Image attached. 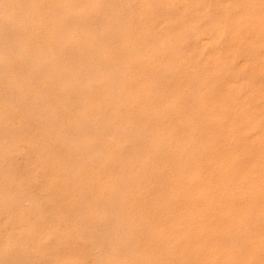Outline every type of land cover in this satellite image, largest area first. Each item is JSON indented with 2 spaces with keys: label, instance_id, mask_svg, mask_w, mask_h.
<instances>
[{
  "label": "rangeland",
  "instance_id": "1",
  "mask_svg": "<svg viewBox=\"0 0 264 264\" xmlns=\"http://www.w3.org/2000/svg\"><path fill=\"white\" fill-rule=\"evenodd\" d=\"M21 1V2H20ZM23 0H0V16H2V17H0V20H4L3 22L2 21H0L1 23H0V25L2 24V25H5V26H7V25H9L10 26V28H13L12 29V31H11V29H10V31L8 30V29H6V27H4V29H3V27H2V25L0 26V30H1V32L0 33H2V31H3V33L2 34H0V35H2V37L3 38H7V39H5L6 41H8V44H6V46L4 45L5 43L4 42H6L1 36H0V39L2 38V41H4L3 43L2 42H0V44L1 45H4L3 46V48L2 47H0V49L2 48L3 49V51L2 50H0V52H1V54H2V52H6L7 51V45L9 46V43H11V42H13V44H10V46H9V50L11 49V52L10 51H8V52H10L11 54H9L8 52H7V54L8 55H10L9 56V58H8V55L5 53H3L2 55V57H4V55H5V58H7V59H5V58H3V59H1V60H4L5 59V61H8V59H9V61H10V63H13V64H11L10 65V63H9V61L8 62H5L4 61V63H7V64H9V65H7V66H9V67H7V70H6V65L5 64H3L2 63V65H3V67L2 66H0V73H1V75H2V73L4 72V75L5 76H1V78L2 79H4V80H1V78H0V83H2L3 85H4V87H3V85H1L0 84V95L2 94H4V97H5V99H4V97H2V96H0L1 97V99H0V105H2V109L3 110H1V107H0V114H1V112H2V114H4V115H1L0 117L2 118H0V123L2 124H0V128H1V133H0V137H2V138H0V144H2L3 145V147H4V149L5 148H7V147H5L4 146V144L6 145V143H11L10 144V146H9V144L8 145H6V146H8V148L7 149H9V147L10 148H12V149H9L8 151L9 152H7V149H5V151L8 153V154H10V152H11V154L10 155H14V156H7V155H5V153L6 152H4V149L2 148V146L0 147V150H1V155L3 156V154H4V161L1 163L2 165H0V166H2L1 167V172H3L4 173V169L5 168H3V167H6V166H8L9 164V166L8 167H6V168H8V169H6L5 171H11V173H13V174H11L10 173V171L8 172H5V173H9V174H7V176L10 178V179H8V180H6L7 182V184L4 182L5 181V178L7 177H3V176H1V175H3V173H1L0 172V182H3V183H0V188H1V190H2V187H1V184H5L4 186H3V190L5 191H1L0 190V194L1 195H5L6 194V196H7V193H11V196L8 194V196H7V198H6V196H4L5 197V199H4V197L3 196H1L0 195V197H2L1 198V200H5L6 202H10L9 204L10 205H12V206H14V203L15 202H17V197H16V195H15V193H17V191H18V193H17V196H18V198L20 197L21 198V200L20 199H18V204H17V206H18V208L20 207V209L21 210H19L17 207H16V205H15V207L18 209V210H16V208L15 207H12V206H9V204L7 205V203H4V202H1V204H2V206H3V204H4V207H6L5 205H7L8 206V208L6 209V208H3L1 205H0V207L2 208H0V216H2V217H0L1 219L4 217H6V216H8L9 215V217L11 216L13 219H14V221H18V224L16 223V222H13V219H11L12 221H11V223H13L12 225V228L10 229V227L8 228L7 226H9V224L10 223H8V222H10V219H9V217H6L4 220L2 219V221L0 220V224L2 225H0V229H1V231H0V234L3 232V228H4V226L6 227L5 229H4V231H6V229H7V231L5 232V233H7L8 231H10L11 230V232H9L10 234H5L4 232V234L2 233V235L0 236V238L1 239H5V241H3V240H1L0 239V241H2V242H4V243H2V242H0V246H4L3 247V249L0 247V250L2 249V250H4V251H0V253H1V255L4 253L5 255L7 254L8 255V253H9V255H11V254H13V256L12 257H8V256H5L4 255V257L6 258H9V260H7V258L5 259V258H3L1 255H0V259H1V257H2V261H3V263L2 264H6V262L9 264H11L12 262H11V258H13V262L16 264L17 262L19 263V261L21 262L22 260H24V256H25V252L27 251V254H26V260H24V263L26 264V261H27V264H38V261H39V264H49L48 263V261H50V262H52L53 260H55V258L57 257V260H55V261H53V262H55V264L57 263L58 264V262L60 261V260H62V262H63V264H69V263H71V264H74V263H77V264H80V262H81V259H85V261H83L82 260V264L84 263L85 264V262H86V264L87 263H89V260H90V258H92L91 256H93V255H96V253H97V255L99 256V254L98 253H100V255L103 253H105V255H101V256H99V259H97L98 258V256L96 255V258H94L95 256H93V259H91V264H93V261H95L94 262V264H98L97 262L98 261H100L99 262V264H103V261L104 260H102V259H105L107 262H109L110 264H113V263H115V264H142V263H144V264H166L167 262V264H264V217H263V214H264V124H263V122H264V118L262 119V117L261 116H264V105L262 106L261 104H260V102L262 103V104H264L263 102H264V98L262 99V97L264 96V82L262 83V79L264 80V77H263V75H264V52H262V51H264V34L262 35V34H259V33H264V31H263V29H264V0H224V1H222L221 2V0H212L213 2H212V4H211V1L210 0H182V2L184 3H182L181 2V0L179 1V0H151L150 2H148V0L145 2V3H143L142 1H141V3H140V0H119V2H118V0H103V2H102V0L100 1V0H89L88 2H87V0H80V2H79V0H74L75 2H77L78 4H80L81 5V1H82V7L81 6H79L81 9H83L84 7L86 8L87 7V4H88V7L85 9H83V10H81V11H84L85 10V12H83V13H85L86 14V12L88 13V14H86L87 16H85V18H83L84 16L83 15H85V14H83V15H78L80 18H81V20H82V18H83V23L82 24H84V22L86 21V20H88L89 19V21L87 22V23H85L84 25H85V27H84V25L82 26L81 25V23L80 22H78V20H80V18L79 17H77L76 19H78L77 21H76V19H75V17H76V15L74 14V11L76 10V11H78V13H79V11H80V8L77 6L78 4L77 3H75V2H72V1H70V2H72V5H71V3H70V5L68 4V6L66 5V3H68L69 1L68 0H66V1H64V0H41V1H37V0H35L37 3H33V2H35L34 0H26L27 1V3H26V1L24 0V2H22ZM32 2V3H30V2ZM57 1H59V2H57ZM62 1H64V3L62 2ZM93 1V3H91V2ZM97 1H99L97 4L95 3V2H97ZM114 1V2H113ZM116 1V2H115ZM127 3H126V2ZM143 1H145V0H143ZM157 1H158V3H157ZM168 1V2H167ZM170 1V2H169ZM173 2V4H172V2ZM191 1L193 2V3H191ZM204 2V1H207V3L206 2H204V3H202V2ZM217 1H219V2H217ZM235 1H238V2H235ZM260 1V2H259ZM41 2V3H40ZM51 2V3H50ZM60 2H62L63 4H60V6H62V7H60V6H58V8H55V7H57V3H58V5H59V3ZM106 2H109V3H106ZM161 2H162V4H161ZM188 2V3H187ZM223 4V6L221 5V3ZM226 2H227V4H226ZM234 2H235V4L236 5H234ZM249 2H250V4H249ZM11 3H12V5H11ZM15 5H14V4ZM18 3V4H17ZM85 3V4H84ZM99 3H101L100 5L101 6H99ZM117 3V4H116ZM140 3V4H139ZM143 3V4H142ZM146 3H150L149 5H147V7H146ZM153 3L156 5V4H158L157 6H155L154 7V5H153ZM169 3H171V4H169ZM175 3H177L176 5H174ZM178 3H180V6L178 5ZM199 3H202L201 5L204 7H202V6H200L199 5ZM219 3V4H218ZM224 3H225V5L226 6H224ZM232 3V4H231ZM238 3H239V8H241V9H239L238 8ZM17 4V5H16ZM20 4V5H19ZM31 4H35V6L33 7ZM53 4L55 5L56 4V6L55 7H53V9H51L52 8V6H53ZM73 4H76V7H78L79 8V10H78V8H76L75 7V9H74V6H73ZM92 4H93V7L95 6V9L97 10H95V9H93V7H91L92 6ZM96 4V5H95ZM105 4H107L106 6H105ZM122 4V5H121ZM142 4V5H141ZM152 4V5H151ZM165 4V5H164ZM166 4H168L167 6H166ZM185 4H186V6H185ZM204 4H205V6H204ZM259 4H261V5H259ZM36 5H38V7H40L41 9H42V11H41V9L40 8H38ZM39 5H41V6H39ZM48 5V6H47ZM66 5V6H65ZM104 5V6H103ZM113 5V6H112ZM114 5H115V8H117V7H119V8H117V9H115L114 8ZM117 5V6H116ZM119 5V6H118ZM141 5V6H140ZM143 5H145V6H143ZM162 5V6H161ZM170 5H173V6H175V8L172 6H170ZM178 5V6H177ZM188 5H191V6H189L188 7ZM197 5V6H196ZM207 5H208V7H207ZM210 5V6H209ZM221 5V6H220ZM30 6H32V7H30ZM48 7V8H46V7ZM65 6V7H64ZM73 8H72V7ZM97 6H99V7H97ZM108 6H111V7H108ZM128 6V7H127ZM150 6V7H149ZM181 6L183 7V6H185V8L183 9H181ZM218 6V7H217ZM230 6V7H229ZM232 6V7H231ZM251 6V7H250ZM62 8L61 10H60V8ZM66 8V7H68V8H66V9H64V8ZM69 7H70V10H69ZM99 8V9H97V8ZM101 7H102V10H100L101 9ZM107 7V8H106ZM125 7V8H124ZM147 8V10H149V8L151 9V7H152V9H153V11H152V9L151 10H149V12L146 10V8ZM154 7V8H153ZM158 7H159V9H158ZM177 7V8H176ZM197 7H202V8H197ZM214 7V8H213ZM223 7V8H222ZM224 7H225V11H227L226 13H225V11H224ZM253 7V8H252ZM254 7H256V8H254ZM31 8V9H30ZM35 9V13H34V9ZM36 8H38L37 10H38V12L40 13L41 12V14L40 15H37L38 14V12H37V10H36ZM43 8L44 9H47V11L49 12V14H48V12L46 11V10H43ZM55 8V9H54ZM104 8H105V10H104ZM108 8L110 9V10H108ZM113 8V9H112ZM120 8H122L121 10H120ZM128 8V9H127ZM163 8H164V11L162 12V10H163ZM173 8V9H172ZM189 8V9H188ZM217 8V9H216ZM222 8V9H221ZM227 8H228V10H229V8H234V9H231V10H229V11H233V13H229L228 12V10H227ZM239 10H237V9ZM243 8V9H242ZM258 8H259V11H258ZM48 9H50L51 11H49ZM58 9V10H57ZM69 10V12L67 13V11ZM89 9V10H88ZM107 9V10H106ZM125 9V10H124ZM156 9V10H155ZM166 9V10H165ZM172 9V10H171ZM179 9V10H178ZM201 9H205L204 11L203 10H201ZM210 9V10H209ZM214 9V10H213ZM244 9L246 10V12H244ZM257 9V10H256ZM29 10H32V13L33 14H30V12H29ZM54 10V11H53ZM59 10H60V13H58L59 12ZM66 10V12L64 13V12H62V11H65ZM72 10H74V11H72ZM100 10V11H99ZM113 10V11H112ZM117 10H118V12L120 13V14H118V12H117ZM144 10V11H143ZM158 10V11H157ZM169 10V11H168ZM171 10V11H170ZM175 10H177V11H175ZM183 10V11H182ZM191 10V11H190ZM202 12H201V11ZM250 10V13H251V15L252 14H254L252 17L253 18H255V19H253L252 17H251V15H250V13L248 14V12L247 11H249ZM44 11H46V14H45V12ZM75 11V13L77 14V12ZM81 11H80V14H82L81 13ZM92 11H94V12H92ZM102 11V12H101ZM103 11H107L108 13H103ZM110 11H111V13H110ZM125 11V12H124ZM127 11V12H126ZM145 11L146 12H148V14L146 13L145 14ZM179 11H182L183 13H179ZM213 11L215 12L214 13V16L212 15L213 14ZM221 11L222 12H224V14H226V16L227 15H229L230 14V18H229V20H227L228 19V16H227V18H226V16H224V14H223V16L221 15V17L219 18V16H220V14H221ZM235 11V12H234ZM240 11H241V13H240ZM243 11V12H242ZM261 11L263 12V13H261ZM20 14H19V13ZM44 12V13H43ZM51 12V13H50ZM90 12V13H89ZM98 12H99V14H98ZM114 12V13H113ZM117 12V13H116ZM153 12V13H152ZM156 12H159V13H157V14H155ZM165 12V13H164ZM193 12V13H192ZM204 12H206V13H204ZM210 12V13H209ZM219 12V13H218ZM255 12V13H254ZM259 12V14H261V15H259V14H257V13ZM54 13V14H53ZM58 13V14H57ZM71 13H73L74 14V16H73V14H71ZM92 13V14H91ZM96 13L98 14L97 16H96ZM101 13V14H100ZM112 13H113V15H112ZM129 13V14H128ZM151 13V15L153 14L154 15V17H156L155 19H156V22H155V19H154V17H153V15H152V21L154 22H152L151 21V23H149V19L151 18V15H149ZM165 15H164V14ZM171 13V14H170ZM178 13V16L176 15V14ZM187 13V14H186ZM189 13V14H188ZM204 13V14H203ZM207 13H209L208 15H206ZM218 13V14H217ZM237 13V14H236ZM239 13H240V15H239ZM35 14V15H34ZM51 14V15H50ZM53 14V15H52ZM66 14H67V16H66ZM75 20H73L72 18H70V17H68L69 15ZM89 14H91L90 16H91V20H92V17H93V19H95L94 17H96V19H95V21H92L93 22V24H92V22L90 23V17H89ZM121 14H123L124 16H122ZM145 14V15H144ZM163 14V15H162ZM170 14V15H169ZM174 14H175V17H176V19H175V17H174ZM194 14V15H193ZM200 14V15H199ZM215 14H216V16H218V17H216L215 16ZM233 14V15H232ZM249 16H248V15ZM21 15V16H20ZM25 15H27V17H28V15H29V17H31V20H30V18L28 17H26ZM31 15V16H30ZM32 15L34 16V18L32 17ZM42 15H43V17H42ZM63 15H65V17H63V18H60V16L62 17ZM95 15V16H94ZM101 15V16H100ZM103 15V16H102ZM112 15V16H111ZM115 15H117V16H115ZM118 15H120L123 19H121L120 20V16H118ZM128 17H127V16ZM156 15V16H155ZM172 15V16H171ZM181 15V16H180ZM183 15H185V16H183ZM187 15V16H186ZM192 17V16H194L192 19L193 20H191L190 18V16ZM203 15V17H201ZM9 17L10 19H8L7 17ZM16 16V17H15ZM17 16H20V17H17ZM40 16V17H39ZM45 16H47L48 17V19L47 18H45ZM83 16V17H82ZM99 16V17H98ZM115 16V17H114ZM142 16H143V18H142ZM146 16V17H145ZM150 16V18L149 19H147V17H149ZM161 16H163V17H161ZM165 16V17H164ZM213 16V17H212ZM232 16H234V18H235V16H236V18H238V19H236V20H234V18L232 17ZM258 16H260V17H258ZM4 17V18H3ZM55 17V18H54ZM66 17H68V18H66ZM88 17V18H87ZM98 17V18H97ZM113 17V18H112ZM118 17V18H117ZM161 17V18H160ZM170 17V18H169ZM172 17H174V18H172ZM179 17V18H178ZM186 17H187V19H186ZM196 17V18H195ZM223 17V18H222ZM251 17V18H250ZM257 17V18H256ZM261 17H263V19L261 18ZM1 18H3V19H1ZM59 18V20H57ZM106 18V20H104ZM117 18V19H116ZM140 18V19H139ZM146 18V19H145ZM162 18H163V20H162ZM184 18V19H183ZM188 18H189V20H188ZM214 18V19H213ZM223 19V20H220V19ZM231 18H233L232 20H231ZM258 18H260V19H258ZM8 21H7V20ZM46 19V20H45ZM62 19H63V27L61 26V21H62ZM66 19H67V22H66ZM69 19H71V20H69ZM102 19V20H101ZM109 19L113 22L114 21V24L111 22H109ZM113 19H115V20H117V23H115L116 21L115 20H113ZM145 19V20H144ZM154 19V20H153ZM159 21H158V20ZM170 19H172V20H170ZM178 19V20H177ZM194 19H196V21L194 20ZM242 19H243V22H244V20L246 21V22H244L245 24L247 23V25L246 26H244L245 24H243L242 23ZM251 19V21H249ZM253 19V20H252ZM258 19V20H257ZM9 20L11 21V22H9ZM49 20V21H48ZM53 20V22H51ZM71 21L72 22V24H71V26H74L75 24V29H74V34H72V33H69L70 32V30L72 31L73 30V27H68L69 25H70V22L69 21ZM99 20H101V22L99 21ZM125 20V21H124ZM147 20V21H146ZM167 20V21H166ZM176 20L177 21H180V22H177L176 23ZM182 20H183V23H182ZM186 20V21H185ZM200 20V21H199ZM209 20V21H208ZM221 21V24H219V22ZM225 20V21H224ZM231 20V22L232 21H234V22H230L229 23V21ZM238 20V21H237ZM240 20H241V22H240ZM7 21V22H6ZM28 21H29V23H28ZM45 21H46V23H45ZM104 21V22H103ZM122 21V22H121ZM127 21V22H126ZM141 21H142V23H141ZM184 21H185V23H184ZM189 21V22H188ZM202 21H203V23H202ZM205 21V22H204ZM218 21V22H217ZM228 21V22H227ZM249 23H248V22ZM260 21V22H259ZM8 22H9V24H8ZM67 23V25L68 26H66V24L65 23ZM76 22H78V24L76 23ZM99 22H100V24H99ZM109 22V23H108ZM125 22V23H124ZM146 22V23H145ZM169 22V23H168ZM196 22V23H195ZM199 22V23H198ZM207 22H208V24H209V26H208V24H207ZM211 22V23H210ZM241 23V24H238V23ZM251 22V23H250ZM258 22V23H257ZM10 23H14V24H10ZM26 23V24H25ZM48 23V24H47ZM69 23V24H68ZM88 23H90V25L88 24ZM94 23H95V25H96V27H94L95 25H94ZM97 23V24H96ZM109 25V27H108V25ZM119 23V24H118ZM140 23H141V27H140V29L141 30H143V31H141L139 28V30L137 29V27H139V25H140ZM145 23V24H144ZM148 23V24H147ZM170 24V25H178L179 23V26H175L176 28H174V29H176V31H174L173 30V28H172V31H174V32H172L171 31V28L170 27H172V26H170V27H168L166 24ZM173 23V24H172ZM198 23V24H197ZM202 23V26L201 25H199V24H201ZM215 23H216V25L218 26V27H221L222 28V33L219 35V37L217 38V42L215 41L214 43H215V45L216 46H218V48H216V50H218L217 52H218V58H216V61H217V63H219V64H217L216 63V61L213 59V62L209 59V58H205L204 59V57H209V49H210V47L211 46H213L214 47V43H213V41L212 40H210L209 38V40H206L207 39V37H212L213 35H215V33H216V30L215 29H217L218 27L215 25ZM237 23V24H236ZM260 23V24H259ZM16 24V26H22L21 28L23 29H20V27H12V26H14ZM58 24H60V28H59V30H60V32L61 31H63L62 29L63 28H66V30H68L69 32L67 33V31H66V33H67V36H69L70 35V37L71 38H68L67 37V39L69 40V39H72V40H67L66 39V36H64L65 34H64V31H65V29H64V31H63V34L62 35H60L59 33V30H58V28L57 29H55L54 27H57V25ZM64 24H65V26H64ZM80 24V25H79ZM105 24V25H104ZM120 24H122L121 25V27L123 26V28L125 29H123V30H121L122 28H119L118 29V27H120L119 25ZM151 25V24H156L157 26L158 25H161V27L159 26V27H156V26H154V25H151V26H148V25ZM183 24L185 25V26H183ZM199 26H197V25ZM226 24V25H225ZM251 24H253V26H255V25H257V24H259L256 28L255 27H253V29H251L252 27H250L251 26ZM262 24V25H261ZM12 25V26H11ZM47 25H49L48 27H47ZM51 25V26H50ZM55 25V26H54ZM89 27H91L92 25V28H93V30L92 29H87V27L88 26ZM107 25V26H106ZM110 25L112 26V27H114V28H112V27H110ZM114 25V26H113ZM132 25V26H131ZM191 25H193V26H191ZM212 25V26H211ZM223 25L226 27L227 25V29L226 28H224L223 27ZM231 25V26H230ZM237 25V26H236ZM241 25V27H245L244 29L245 30H247V32L245 31V30H243L242 31V35H240V34H238V35H240V36H244L243 38L245 39V36L247 35V33H248V31H249V29L251 30L249 33H248V35L249 34H251V35H249V37L248 36H246V37H248L250 40L249 41H247V40H244L243 38H241V40H243L242 42H240L239 44H237V46H236V48L239 50V48L238 47H240V51H242L243 52V54H238L239 52H238V50L236 49V53H237V55H238V57L239 56H241V59L245 62V61H248V59H244L245 58V53L244 52H246V47H249V44H250V47L251 46H254V45H252V44H255V46L257 47V50L258 49H260L259 50V54L261 53V55H260V59L258 60V59H251L250 61L252 62V60L253 61H255V63L257 62V60H258V62H257V64L256 65H261V67H262V71L261 72H256L255 71V67H257L256 65H255V63H249V62H247L248 64H250V67H248L247 66V64H245L244 62H242V61H240L241 59H240V57L239 58H237V56H236V54L234 55L235 56V58L234 57H232L231 59H230V57H229V59H228V55H229V53H227V52H229L228 50H229V48L232 46V43H234V38L237 40L238 39V37L239 36H236V32L239 30H241L240 28H239V26ZM243 25V26H242ZM9 26H8V28H9ZM25 26H27L28 28H30V30H28L29 32H31V33H29L28 31H27V27H25ZM53 26V27H52ZM80 26H82V27H80V30L78 31V29H79V27ZM87 26V27H86ZM103 26H105V27H103ZM126 26H128V27H126ZM137 26V27H136ZM187 26V27H186ZM215 26L217 27V28H215ZM236 26V27H235ZM260 26V27H259ZM51 27V28H50ZM78 29H77V28ZM133 27V28H132ZM135 27V28H134ZM145 27V29H146V31H144L145 29H143ZM152 28V29H150V28ZM156 27V28H155ZM179 27V28H178ZM194 27V28H193ZM202 27H203V29H202ZM211 27V28H210ZM230 27H233V29H234V27L236 28V29H238L235 33H234V31L236 30H234L233 31V33H234V35L232 34V31L231 30H233L232 28H230ZM248 27V28H247ZM18 28L21 30V32H18V31H20V30H18ZM26 30H25V29ZM34 28V29H33ZM37 28V29H36ZM48 28H50V30H48ZM55 30H54V29ZM62 28V29H61ZM96 28V29H95ZM131 28V30H129ZM147 28H149V29H147ZM153 28H154V30H155V32H154V30H153ZM167 28H169V29H167L168 30V32L167 33H169V31H171V33L170 34H167V35H164L163 33L164 32H166L167 30L166 29ZM210 28V29H209ZM247 28V29H246ZM3 29V30H2ZM16 29H17V32L15 33H12L13 32V30L14 31H16ZM31 29H33V30H31ZM115 29H117V30H115ZM128 29V30H127ZM138 31H136V30ZM162 29H164V30H166V31H162ZM181 29H183V30H181ZM197 31V33H200V30H201V34H199V37H198V34L197 33H195V30ZM206 29V30H205ZM224 29H226V30H229V32L228 31H226V30H224ZM255 29V30H254ZM262 29V30H261ZM27 31V34H24V33H26V32H23V31ZM39 31V32H36V31ZM48 30V32L49 33H47L46 31ZM58 30V31H57ZM92 30V31H91ZM151 30V31H150ZM153 30V31H152ZM159 30V31H158ZM178 30V31H177ZM191 30V31H190ZM209 30V31H208ZM258 30H259V33H256V32H258ZM7 31H8V33H7ZM56 31V32H58L57 34H59V35H56V33H55V35H54V32ZM79 33H82L81 35H79L78 34V32ZM126 31H127V33H126ZM136 31V32H135ZM148 31H150V33H148ZM162 32V35H164V36H162L161 34H159V33H161ZM215 31V32H214ZM7 34H6V33ZM36 32L37 33V38H35L36 37V33L34 34V33ZM53 32V34H50V33H52ZM90 32V33H89ZM103 32V33H102ZM111 32V33H110ZM115 32V33H114ZM124 32V34H122ZM152 32V33H151ZM159 32V33H158ZM175 32H177V34L175 33ZM253 32H255V34L253 33ZM5 33V34H4ZM19 33H20V35H19ZM23 33V34H22ZM40 33V34H39ZM46 33V34H45ZM78 34L79 36H77L76 34ZM107 33H108V35H107ZM111 35H110V34ZM148 33V34H147ZM155 33V34H154ZM175 33V35H173ZM189 33H190V35H189ZM241 33V32H240ZM246 33V35H244ZM3 34L4 35H7L6 37L5 36H3ZM9 34H12V35H10V36H12L11 38L13 39L14 38V40L16 41V34L17 35H19V40H21V41H19L18 39V41H14V40H12L11 38L9 39ZM13 34H14V36L15 37H13ZM32 34H34L35 35V37H33L34 35H32ZM72 34V35H71ZM99 34H103V35H105L104 36V39L103 38H101L102 37V35H99ZM112 34H116V37L117 38H114L115 37V35L114 36H112ZM185 34V35H184ZM186 34L188 35V36H186ZM212 35V36H210V35ZM226 34H227V38L225 37L226 36ZM229 34V35H228ZM25 37H24V36ZM30 36V38H32V39H30V40H33V41H36V42H34V43H32L33 41H30L31 43H29V39L27 40V37H29ZM46 35V36H45ZM49 35V36H48ZM50 35H51V37H50ZM55 37V39H57V41L59 42L60 41V44H57L58 42L55 40L54 41V39L51 41V39L53 38V36ZM74 35V36H73ZM96 35H98L99 36V38H101V39H98L97 37L98 36H96ZM112 36V37H107V36ZM119 36V38H120V42H119V39H118V36ZM162 37H161V36ZM168 35H173V36H168ZM184 35V36H183ZM192 35V36H191ZM202 35V36H201ZM225 35V36H224ZM257 35V36H256ZM259 35V36H258ZM22 36V37H21ZM38 36H39V38H40V41H42V42H39L38 40ZM57 36V37H56ZM63 38H62V37ZM85 36H87V37H85ZM89 36V37H88ZM126 36V37H125ZM135 37V41H133L134 39V37ZM166 36V37H165ZM182 36V38H180ZM231 38L232 37V39H229V37ZM250 36H251V38H250ZM261 36V37H260ZM21 37V38H20ZM46 37H48V38H46ZM77 37V38H76ZM127 37H129L130 39H128ZM138 37V38H137ZM142 37L143 38H145V40L146 39H149V41L148 42H146L144 39L142 40V41H144V42H142L141 41V39H142ZM159 37L161 38L160 40H159ZM167 37H171V39L170 38H167ZM202 37H203V39H202ZM220 37H223L222 38V40H221V38ZM234 37V38H233ZM256 37V39L255 40H259V38L261 39V40H263V43H260V42H262V41H258L257 40V42L259 43V45H260V47H259V45L255 42H252V38H255ZM16 38V39H15ZM44 38H46V39H44V40H46V43H45V41L43 40ZM59 38H61V39H59ZM64 38L66 39L65 41H67V42H65V41H63L64 40ZM85 38V41H86V43H88V44H86L85 43V41L83 40ZM89 38H91V39H89ZM106 38H109V39H106ZM113 38L115 39V40H118V41H115L114 40V42L116 43V45H117V47H116V45H115V43H113ZM124 38H126L127 39V41H128V43H127V41L126 40H124L123 41V39ZM141 38V39H140ZM152 38V39H151ZM165 38H167V39H165ZM178 38H180V39H182L181 41H180V39L178 40ZM263 38V39H262ZM38 39V40H37ZM97 39V40H96ZM138 39L141 41V43L138 41ZM157 39V40H156ZM24 40H26V41H24ZM74 40H75V42H74ZM76 40H79V41H76ZM96 40V41H95ZM99 40H101L102 41V44L100 43L101 41H99ZM104 40H107V42H108V45H107V42L106 43H104ZM159 40V41H158ZM170 40V41H169ZM177 40H178V42H177ZM201 40H203V42H204V40H205V42L203 43L204 45H201V44H199V43H201ZM230 41V43H228L229 41ZM233 42H232V41ZM48 41V42H47ZM49 41H50V45H52L53 44V47L51 46V48H50V45H49ZM61 41H63V42H61ZM73 42V44H71L72 42ZM91 41V43L93 44V43H95V42H97V41H99L97 44H99V46H97L96 44L93 46H91V47H93V48H91V49H89V46L88 45H91V43H89ZM155 41H156V43H155ZM198 41H199V43H198ZM210 41V42H209ZM211 41H212V43H211ZM17 43V44H15V43ZM23 42V43H22ZM52 42H55V43H52ZM65 42V43H64ZM69 42H71V43H69ZM84 42V43H83ZM112 43V45H110L111 43ZM119 42V43H118ZM131 42V44H129ZM134 42H135V44H136V47H137V49L138 50H135L136 48H135V44H134ZM137 42H138V46H137ZM146 42V43H145ZM157 42L159 43L160 42V44H161V42H163L161 45H162V47L161 46H159L160 48H161V53L159 52L160 51V49H158L159 47H158V44H157ZM177 42V43H176ZM188 42V43H187ZM190 42H192L193 43V45H194V43L196 44L195 45V47L197 46H199L198 47V49L197 50H194L193 52L191 51L192 49L191 48H193V49H195L194 48V46H192L191 44L192 43H190ZM219 42V43H218ZM224 42V43H223ZM245 44H244V43ZM247 42H251V43H247ZM19 43H21L22 45H23V47H21L22 45L20 44L19 45ZM48 43V44H47ZM62 43H64V44H62ZM86 45L87 46V48H85L84 46V48L83 47H81V45ZM110 43V44H109ZM121 43V48H118V47H120L119 46V44ZM139 43L141 44V45H139ZM142 43H145V44H149V46L147 47V45H146V47H144V44L142 45ZM155 43V44H154ZM167 45H166V44ZM179 43V44H178ZM185 43V44H184ZM198 43V44H197ZM211 44V46L209 47L208 46V48H207V44ZM16 45V46H13V45ZM24 44H27L26 45V48H25V45ZM32 44V46H30ZM40 44H42V45H40ZM55 44V45H54ZM62 44V45H61ZM78 44V45H77ZM114 44V45H113ZM154 44V45H153ZM163 44H165V45H163ZM183 44V45H182ZM206 44V45H205ZM242 46H241V45ZM257 44V45H256ZM263 44V45H262ZM12 45V46H11ZM18 45H19V49H18ZM38 45H40V46H44V48L47 46V45H49V47L47 46V48L49 49V51L51 50V52L53 53H55L56 51H55V49L58 51V53L56 54L57 56L59 55V52H61V51H64V50H66V51H68V53L66 54V51H64V53L63 52H61L60 54L61 55H59V57L57 58V56L56 55H54V54H52V53H50V52H48V55L46 54V52L48 51L46 48V52L45 51H43L44 49H42V47H40V50H39V47H38ZM56 45H58V46H56ZM79 46L80 48H82L81 50H80V48L78 47V49H77V47L75 48V47H73V46ZM100 45H102L101 47H103V46H105V45H107V47H105V48H107V49H109L108 50V54L106 53V51H107V49H105V48H102V50H101V48L100 49H97L98 47H100ZM125 45V46H124ZM153 45V46H152ZM173 45V46H172ZM181 45V46H180ZM191 45L192 47H189V46ZM244 45V46H243ZM33 46H35V47H33ZM60 46V47H59ZM62 46V47H61ZM113 46H115V47H113ZM141 46H143V47H141ZM151 46V47H150ZM164 46H165V48H164ZM167 46H168V48H167ZM189 47L190 48V51H189V49L187 48V47ZM201 46V47H200ZM206 46V47H205ZM215 46V47H216ZM219 46H222V48L221 47H219ZM228 48V49H226V47ZM4 47H7V48H5V50H4ZM12 47H13V49H12ZM15 47H17V49H14ZM97 47V48H96ZM126 47H127V49H129V50H125L126 49ZM129 47V48H128ZM141 47V48H140ZM149 47L151 48L150 49V52L148 51L149 50ZM177 47V48H176ZM188 49V50H186V48ZM214 47V48H215ZM244 48V50H243V48ZM21 48V49H20ZM29 48V50H28V54L30 55V50H31V52L34 54L35 52H40V51H42V52H40V53H36V54H39V56L42 58V59H40V57L38 56V58L41 60H38V58L36 57L37 55L36 54H34L35 55V57H36V61H35V57H33V59H34V61L32 60V57L31 56H33V54L32 55H30V57L31 58H29V57H27V56H29L27 53H26V58H27V61H25V59L23 60L22 59V56L25 54L24 52H27L26 50ZM37 48V50L35 51V49ZM72 48H75V49H72ZM96 48V50H100V51H98V52H102V54L104 55V53L106 54V55H108V56H104V58H106V60L102 57L103 55L101 54V53H99V54H101V59L99 60V58H98V55H97V53H96V50H94ZM115 48V49H114ZM123 48V49H122ZM146 48H148V49H146ZM180 48H183L182 50L183 51H181V49ZM185 48V49H184ZM199 48H201L200 50H199ZM213 48V49H214ZM222 49V50H220V49ZM263 48V49H262ZM25 50V51H21V50ZM70 49V50H69ZM72 49V50H71ZM78 50V52H76L77 50ZM94 50L93 52H91V53H89L87 50ZM104 49V50H103ZM112 49V51L114 50V52H112L111 51V56L112 57H114L115 56V58H111L110 57V50ZM118 49V50H117ZM121 49V50H120ZM131 49V50H130ZM143 49V50H142ZM144 49H146L145 50V52H146V54H145V52H143L144 51ZM155 49H156V51L157 52H154L155 51ZM202 49H204L205 51H203ZM208 49V50H207ZM211 49H212V47H211ZM212 49V50H213ZM12 50H14V51H12ZM15 50H16V52H15ZM54 50V51H53ZM61 50V51H60ZM73 50H75V51H73ZM106 50V51H105ZM126 51V52H124V51ZM134 50V51H133ZM140 50V51H139ZM152 50H154V51H152ZM165 50H167V51H165ZM174 50V51H173ZM207 50V51H206ZM215 49L213 50V52L214 51H216ZM227 52H226V51ZM17 51H21L22 53H23V55L22 54H20L21 52H19V53H17ZM35 51V52H34ZM73 51V52H72ZM104 51V52H103ZM117 51V52H116ZM129 51L131 52V53H129ZM135 51H136V53L138 54V53H141V52H143L144 54H145V56L146 55H148V56H151V55H153V54H158V52H159V54L157 55L158 56V58H157V56L155 55H153L154 57H156V59L152 56V57H144V54H143V58H145L144 60L143 59H141V57L140 56H142L141 54L138 56L136 53H135ZM182 52V53H180V52ZM185 51H189L190 52V54H191V56L189 55V53L188 52H186L185 53ZM197 52V54L199 55V52H203V53H205L204 54V56L203 55H199V57H201V56H203V58L201 57L200 59L198 58V56L196 57V52ZM221 51V52H220ZM222 51H224V52H222ZM13 52H14V54H18L17 56H20V55H22L21 57H20V59H19V57H17L16 55H13V58H16V60L14 61V60H12L10 57L12 56V54H13ZM45 52V54H44V56H43V54L42 53H44ZM69 52L71 53H74L73 55H72V53H71V55L69 54ZM88 52V53H87ZM94 52H95V54H96V61L92 58V57H94V56H92L91 57V59H88V57L90 58V56L91 55H93L94 54ZM121 52H122V56H123V54H125L124 55V57L129 53V54H133V56H138L137 58L138 59H141L142 61H145V64H148V63H150V62H152V63H150V64H148V65H143L142 66V64L140 63V62H142V61H140V62H138V60H137V58L136 57H134L135 58V60H136V62H137V64H136V62L133 60H131L132 59V55H129L128 54V56H129V60H126V59H128L127 57L128 56H126V58L125 59H123V61L125 60V61H129V63L130 62H132V63H130V65H134V66H136V67H134L133 65V67L134 68H136V69H138V67L140 66L141 67V69H143V70H139V73H138V71L136 72V74L134 73L135 71H134V69L132 68V70L134 71H132L131 70V68H130V66H129V64L128 65H126L125 63H124V65H122L123 63H122V60L120 61L119 59L121 58L122 59V56L120 55L121 54ZM148 52H149V54H148ZM154 52V53H153ZM77 53V54H76ZM93 53V54H92ZM127 53V54H126ZM150 53H151V55H150ZM183 53H184V55H183ZM192 53H193V55H194V57H192ZM195 53V54H194ZM200 53V54H201ZM202 53V54H203ZM220 53V54H219ZM227 53V56L225 55ZM263 53V54H262ZM20 54V55H19ZM41 54V55H40ZM63 54V55H62ZM90 54V55H89ZM113 54H114V56H113ZM116 54V55H115ZM117 54H118V56H120V58H118V62L116 61V56H117ZM136 54V55H135ZM175 54H176V56L177 57H179V59L178 58H176V56H175ZM186 54H188V55H186ZM224 54V55H223ZM7 55V56H6ZM46 55V56H45ZM52 55V56H51ZM53 55L55 56V57H53ZM66 55V56H65ZM83 55H85V57L83 56ZM87 55H89L88 57H87V59H86V56ZM178 55H180V56H178ZM186 55V56H185ZM206 55V56H205ZM208 55V56H207ZM222 57H221V56ZM244 55V56H243ZM49 57V59L52 57V61L54 60V58H55V60L54 61H58L57 62V64L61 67L63 64V66L66 68V66L67 67H69V68H71L72 67V63H73V65L75 66L76 65V67H75V72L77 71V73H78V71H80L81 70V72L80 73H75L74 71H73V67H72V69H69V68H66L67 69V72L66 73H64V74H58L59 76L57 77L58 79L60 78V76H61V78H60V80H64V79H62V78H65V77H73V79H72V77L70 78V79H72V80H69L68 78H65V80L64 81H60V82H58L57 81V78H56V75H57V73L59 72V73H63L64 72V70H65V68L63 69L62 67H61V69H60V67L58 66V65H54V64H56L54 61H53V63H52V61H51V64H50V61H49V63H48V60H46V64H45V59H47L48 57ZM61 56H62V61H61V63H62V65H60V63H59V58H61ZM69 56V57H68ZM70 56H71V58H70ZM73 56V57H72ZM75 56L77 57V58H75ZM117 56V57H118ZM183 56V57H182ZM188 56V58H189V60H188V58H185V57H187ZM224 56V57H223ZM263 56V57H262ZM44 57V58H43ZM45 57H47V58H45ZM79 57V58H78ZM111 58V61L108 63V65H112V60L114 61L115 60V63L116 64H114V62H113V64H114V67H115V65H117L119 62H121V65H119L118 64V66H123V67H121V69L123 70L124 68V70L122 71V70H120L119 68L120 67H115V68H113L112 69V67L110 68V70L113 72V73H115V72H117V70L119 69V71L117 72L118 74L116 75V79L115 78H113L114 76H115V74L113 75V73L111 72H109V71H107L106 72V70L108 69V67H107V69H105L106 67L104 66V63H105V61H108L107 59L108 58ZM123 57V58H124ZM130 57H131V59H130ZM191 57H192V59L193 58H195V59H199L200 61V63H202L204 60V64L202 65V64H200L199 62H197L196 60L195 61H193L192 59H191ZM219 57H221V58H219ZM244 57V58H243ZM0 58H1V56H0ZM23 58H25L24 56H23ZM57 58V59H56ZM64 58V59H63ZM73 58V60H75L74 62L75 63H78L77 61L80 59V58H83V62H81V59L79 60V62H81L82 63V65H80L81 63H78V65L77 64H75L74 62H73V60L71 61L70 59H72ZM147 58H151L150 59V61H146L147 60ZM170 58V59H169ZM173 60H172V59ZM185 58V59H184ZM227 58V60H226V63H227V65H226V63H224V66L228 69V66H229V63H230V66H229V68L230 69H226V68H224L223 69V62L221 61V60H225ZM28 59H30V63L28 64V65H26V62H28ZM66 59H69L68 61H71L70 62V65L68 64L69 62L66 60ZM78 59V60H77ZM86 59V60H85ZM105 60L104 61V63H102L103 61H101V60ZM153 59V60H152ZM155 59V60H154ZM157 59H158V61H157ZM165 59H167V60H165ZM168 59H169V63H172V64H170L169 65V63H168ZM203 61H202V60ZM209 59V61H210V63L209 64H211V66L209 65V67H208V69H206L207 68V66H208V64L207 65H205V63H206V60H208ZM233 59H236V60H234V62L235 61H237L238 62V64H245L244 66H242V65H236L237 64V62H236V64L233 62ZM263 59V60H262ZM17 60H20V61H17ZM89 60H92L91 62L89 61ZM93 60L95 61L94 63H96L97 61H99V62H101V63H99L98 62V64L96 63L95 65L97 66V65H99V67L97 66V68H98V70L95 68L96 66L93 64ZM110 60V59H109ZM164 60V61H163ZM172 60V61H171ZM177 60V61H176ZM180 60L182 61V62H180ZM223 60V61H224ZM261 60V61H260ZM22 61V62H21ZM37 61L40 63V65H41V63H42V66H43V63L45 64V66H46V68L43 66V68H45V74H44V72L42 73V70H40V65H38L37 64ZM64 61V62H63ZM86 61H88L87 63H86ZM154 61H156L155 63H154ZM183 61H184V63H183ZM186 61V62H185ZM188 61V62H187ZM197 62V63H199V66L198 67H195L193 64H196V63H189V62ZM209 61H207V63L209 62ZM219 61V62H218ZM221 61V62H220ZM236 65V68L237 69H235V68H233L234 66H233V64H232V62ZM15 62H17L18 64L20 63L21 64V66H23V67H25V68H27L28 66H30L31 65V63L33 62H35L36 64H33L34 66H31V69H32V67L35 69V65L37 66L36 68L37 69H32V70H34L35 72H37V77H34L36 74H32L31 73V69H25V70H27V71H24V69H22V68H20V64L17 66V63H15ZM65 62H67V64L65 63ZM134 62H135V64H134ZM148 62V63H147ZM159 62V63H158ZM161 62V63H160ZM167 64H166V63ZM261 62V63H260ZM0 63H1V61H0ZM22 63H24V65H22ZM47 63L52 67V66H56V67H59L58 69H60V70H57V68L56 69H54L55 67H53V69L49 66V65H47ZM86 63V64H85ZM89 63V64H88ZM138 63L139 64H141V65H138ZM144 63V62H143ZM162 63H164V65L162 64ZM183 63V64H182ZM222 65H221V64ZM259 63V64H258ZM85 64V65H84ZM101 64V65H100ZM157 64V65H156ZM158 64H160L161 65V67L162 66H164V67H162L163 69H159V68H161L160 67V65H158ZM169 67H166L165 68V66L166 65ZM179 64V65H178ZM182 64V65H181ZM186 64H188V65H185ZM191 64H192V67H190L191 66ZM216 65L217 64V67L216 66H214V65ZM1 65V64H0ZM12 65H13V67H12ZM16 65V66H15ZM26 65V66H25ZM66 65V66H65ZM83 65L84 66H86V67H84L86 70H88L89 71V73H88V71L86 72V70L84 71L81 67H83ZM128 67H126V66ZM154 65V66H153ZM171 65H172V69H171ZM198 65V64H197ZM196 65V66H197ZM202 65V67H206L205 69L207 70H205V73H206V76H205V73L204 72H202V70H201V68H200V66ZM205 65V66H204ZM253 65H255V66H253ZM49 66V67H48ZM71 66V67H70ZM125 66V67H124ZM131 66V67H132ZM153 66V67H152ZM157 66V67H156ZM159 66V67H158ZM178 66H179V68H178ZM219 66H221V67H219ZM231 66H233V67H231ZM238 66V67H237ZM240 66V67H239ZM38 67H40V68H38ZM140 67H139V69H140ZM143 67V68H142ZM151 68L150 70H149V68ZM155 67V68H154ZM186 67H189L188 69L186 68ZM195 67V68H194ZM219 67V69H216V68H218ZM245 67V68H244ZM246 67L247 68H249V69H252V70H249V69H246ZM254 67V68H253ZM11 68H13V70L11 69ZM17 68H19V69H17ZM43 68H41V69H43ZM47 68H48V71H46L47 70ZM51 68V69H50ZM79 68V69H78ZM95 68V70H97V71H95V72H97V74L98 75H95L94 76V74H96V73H94V71L92 70V69H94ZM103 68H104V70H103ZM117 68V70L115 71V69ZM127 68V69H126ZM130 68V69H129ZM154 68V69H153ZM174 68L176 69V70H174ZM182 68V69H181ZM186 70L187 69V72L185 73V76L186 75H188V76H184L183 75V73H184V69ZM192 68H194V69H197V70H194V69H192ZM211 68V69H210ZM233 68V69H232ZM241 68H243V70L241 69ZM10 69V70H9ZM19 70V72H18V74L20 73V71H21V69L23 70V71H21V73H20V75L18 76V74H15L14 75V72L16 71L17 72V70ZM68 69H69V73H68ZM92 70L93 72L92 73H90V70ZM132 72V75H131V72L129 71V70ZM155 69H159L157 72H155L156 70ZM166 71H165V70ZM190 69V70H189ZM226 69V70H225ZM239 69V70H238ZM245 69H246V71H245ZM44 70V69H43ZM49 70H50V72H49ZM53 70H54V72H53ZM61 70H63V71H61ZM73 72H72V71ZM109 70V69H108ZM128 70V71H127ZM146 70V71H145ZM162 70V71H161ZM164 70V71H163ZM179 70V72L180 71H182V72H177ZM184 70V71H183ZM188 70L189 71H194L193 73H191V72H189L188 73ZM200 70V71H199ZM210 72H209V71ZM219 72H218V71ZM225 70V71H224ZM229 70H231V73L229 72ZM234 70H236V72L234 71ZM237 70L239 71V72H237ZM8 71V72H7ZM28 71H30V72H28ZM34 71H32V72H34ZM39 71H41V73H40V75H39ZM51 71L55 74V72L56 71H58L55 75L52 73V77L54 78V76H55V78L56 79H53L50 75L51 74H48V72L49 73H51ZM66 71V70H65ZM105 72V74L103 75L102 74V72ZM125 71H126V73H125ZM149 73H148V72ZM167 71L169 72V73H167ZM173 71V72H172ZM174 71H176V72H174ZM203 71H204V69H203ZM220 71H221V73H222V75H220ZM222 71H224L225 73H226V75H224V72H222ZM233 71V72H232ZM242 71V72H241ZM246 72V74H248V75H246L245 74V72ZM256 73H255V72ZM13 72V73H12ZM25 72V73H24ZM29 73L30 75L32 74L33 75V77H32V75L31 76H27L28 74H26V73ZM70 72H72L71 74H76V75H78V76H75V75H71L70 74ZM85 74H89V75H85L84 76V73ZM100 72H101V74H100ZM121 72H123V73H121ZM130 74H129V73ZM142 73V75H141V73ZM153 72H155L154 74H153ZM160 72H161V74H160ZM173 73V74H171V73ZM199 74H197V73ZM228 72V73H227ZM252 72H254L255 74H253ZM8 74V78L6 77V74ZM13 75H11V74ZM22 73H23V75H22ZM70 74V75H68V74ZM83 73V74H82ZM110 75H109V74ZM128 73V74H127ZM137 73H138V75H137ZM151 73H152V75H154V77H156V79L151 75ZM163 73H165V74H163ZM179 73V74H178ZM182 73V74H181ZM194 73L196 74L195 75V77H194ZM204 73V76H202V74ZM210 73V74H209ZM214 75H213V74ZM216 73V74H215ZM236 73V74H235ZM261 73V74H260ZM43 74H44V76H43ZM66 74H67V76H66ZM113 76H112V75ZM121 74H122V76H121ZM123 74H124V77H123ZM127 75V77H126V75ZM137 76V77H139V74L142 76V77H144V74H146L145 76H148V74L150 75V76H152L153 78H151L150 76H149V78H151V80H153V82L151 81V80H149V78L148 77H146L145 79H143L141 76V78L139 77L138 79V81H136V79H137V77L135 76V75ZM157 74V75H156ZM162 74L164 75V77H162ZM168 74H169V76H168ZM177 74H178V76H177ZM201 74V75H200ZM217 74H218V76H217ZM229 74H230V78H229ZM233 74V75H232ZM244 74V75H243ZM251 74H253L252 76H251ZM260 74V75H259ZM11 75V76H10ZM24 75H26V77L24 76ZM48 75V76H47ZM81 75V77L79 78V76ZM102 75V76H101ZM111 76L113 79H115L116 80V82L118 83V82H120L122 79V81L123 82H120L121 83V85L122 84H126V83H124V82H126V80H127V84L125 85V86H118V85H120L119 83L118 84H115L114 83V80H111L112 78H108L107 79V76ZM133 75H134V77L136 78L135 80L133 79V78H131L130 79V77L129 76H131V77H133ZM160 75V76H159ZM174 75H176V76H174ZM184 76V79H182L183 77L182 76ZM192 75V76H191ZM198 75V76H197ZM211 76L212 78H213V80L211 81V78H207V76ZM232 75V76H231ZM249 75H250V77H249ZM259 76V78L258 79H256L257 77L256 76ZM15 76V77H14ZM16 76H18L17 77V79H16ZM25 77V78H23V77ZM39 76H41L40 78H38ZM64 76V77H63ZM76 78H75V77ZM82 76H84V77H86V78H84V80L82 79L83 77ZM96 77L98 80L99 79H101L103 76V79H102V81L101 80H97L96 78H94V77ZM99 76V77H98ZM100 76H101V78H100ZM106 76V77H105ZM108 76V77H109ZM159 76V77H158ZM172 76V77H171ZM181 76V79L179 78ZM191 76V77H190ZM201 78H200V77ZM217 76V77H216ZM221 76V77H220ZM228 76V77H227ZM256 77V78H254V77ZM10 77H12V78H10ZM13 77H14V79H13ZM30 78V80L31 81H28L27 82V80H29V78ZM123 77V78H122ZM161 77V78H160ZM165 77H167L166 79H167V81H168V83H166L167 81H165ZM169 77H170V79H169ZM176 77H177V80H178V82H176V81H174L175 79H176ZM189 77H190V79H189ZM205 77V78H204ZM223 77V78H222ZM227 79V78H229V79H231V80H233V81H231V80H226L225 78ZM233 79H232V78ZM252 77V78H251ZM262 77V78H261ZM22 78V79H21ZM28 78V79H27ZM38 78V79H37ZM43 79V78H48L47 80L46 79H44V80H42V82H41V80L40 79ZM52 78V79H51ZM75 78V79H74ZM107 79V81L109 82V85H110V83L111 82H113V85L115 84V86L117 85L118 87V89L117 88H114L113 90H115V92H116V97H114V99L116 100V101H118V99H119V102H114L115 100L114 99H112V98H108V97H103L104 95L106 96V94L108 95V93L109 92H111L112 91V88L113 87H115V86H111L110 85V87L108 88L107 86H108V82L107 81H105V79ZM119 78H122L120 81H119ZM158 78H160L159 80H158ZM164 80H163V79ZM179 78V79H178ZM194 80V82H195V80H196V82H197V84L196 83H194V82H192L194 85L191 87V83H190V81H192V79ZM195 78V79H194ZM197 78V79H196ZM219 78V79H218ZM11 79H12V81H14V83H12L11 82ZM23 79H24V81H25V79H26V81L25 82H21V81H23ZM32 79H36V80H32ZM49 79H51V80H49ZM86 79V80H85ZM93 79H95L96 80V82L98 83V85L96 84V82H95V80H93ZM117 79H118V81H117ZM141 79H143V80H141ZM187 81H186V80ZM189 79V80H188ZM203 79V80H202ZM207 79H208V81H207ZM222 79V80H221ZM223 79L225 80V81H223ZM15 80H17V81H15ZM49 80V81H48ZM53 80V81H52ZM56 82H55V81ZM91 80V82L93 83H95V84H92L91 82H88L87 83V81H90ZM93 80V81H92ZM130 80H133V81H131L130 82ZM140 80H141V82H140ZM149 80V81H148ZM155 80V81H154ZM185 80V83H183V81ZM200 80H201V83H199L200 82ZM218 80V81H217ZM240 80V81H239ZM247 80V81H246ZM261 80V82H259ZM23 84L22 86L24 87V89L25 90H27L29 87L27 86V85H30L29 84V82L30 83H35V85H36V82H38V81H40V83L42 84V85H40L39 83H37L38 85H40V86H44V87H47L46 85H44L45 84V82H48V83H46L47 85H50V86H48L47 88H40V86H39V89L40 90H35V89H37V87H38V85L37 86H35L34 84L32 85V87L30 86V91H29V89L24 93V95L27 93L28 94V96L26 95V96H24L23 95V93H21V92H18V91H22L21 89L23 88V87H21V83ZM33 81V82H32ZM50 81H52V82H50ZM83 81H86V84H85V82H83ZM105 81V82H104ZM143 81V82H142ZM144 81H146V82H144ZM151 81V82H150ZM158 81V82H157ZM163 82V83H161V82ZM165 81V82H164ZM172 81V83H170V82ZM179 81H180V83H181V85L179 84ZM210 81H211V83H212V85H210L209 86V83H210ZM216 81V82H215ZM219 81H223V82H219ZM229 81H231L230 82V84L229 83H227V82ZM235 81H238V83L236 82L235 83ZM250 83H249V82ZM6 82H9V83H6ZM12 84H14V85H12L11 87H10V85H11V83ZM15 82H18V84L17 83H15ZM28 84H27V83ZM43 82H44V84H43ZM56 84H55V83ZM63 82H66V84H64ZM100 82V83H99ZM101 82H103V83H107V86L105 85V84H103L104 86H106L107 87V90L105 91V89H106V87H104L102 84H101ZM129 82V83H128ZM132 82H135V83H133V84H131ZM137 82H140L139 84L137 83ZM147 82H149V83H147ZM154 82H155V84L158 86H154V88H153V85H154ZM190 84H189V83ZM203 82H205L203 85H202V83ZM259 82V83H258ZM27 85H26V84ZM50 83H52V84H50ZM142 83V84H141ZM146 85V83H147V85H146V87H144V84ZM159 83H161L160 85H159ZM226 83V84H225ZM240 83H241V85H240ZM260 83H262V85L260 84ZM5 84H10V85H8L9 86V88L5 85ZM18 85V87L19 88H21V89H19L18 87H16L15 85ZM19 84H20V86H19ZM66 85L65 86V90H67V89H69V91L67 90V92L66 91H62V89H64V87H62L61 86V91L63 92H61L60 90H59V86L60 85ZM84 84V85H83ZM112 84V83H111ZM129 84V85H128ZM149 84V85H148ZM153 84V85H152ZM169 84V85H168ZM171 84V85H170ZM174 84H177V85H174ZM187 84L191 87V89H192V91H190L191 89L190 88H187L186 89V86H187ZM228 84V85H227ZM238 85V86H236V85ZM250 84V85H249ZM28 87V88H26V86ZM51 85H52V87H53V85L55 86V88H53L52 89V87H51ZM80 85H83V87H81ZM131 85L134 87V85L136 86V87H132L131 89H130V87H131ZM173 85V86H172ZM196 85H198V86H196ZM219 85V86H218ZM239 85H240V87H241V89H239L240 87H239ZM249 85V86H248ZM257 85V87L255 88V86ZM2 86V87H1ZM5 86H6V88L8 89V93L6 92V89H5ZM13 86H15V88L13 87ZM99 86V87H98ZM100 86H103L102 87V89L100 88ZM127 86V87H126ZM138 86H142V87H144L145 89H143V88H139ZM150 86H152V87H150ZM165 86V87H164ZM168 86H171L170 87V89L172 88V87H174L175 88V90H174V88L173 89H171V91L172 92H170V89H169V87ZM176 86V87H175ZM183 86V88H184V90H183V88H181V87ZM189 86H187V87H189ZM204 86V87H203ZM226 88V90H225V88ZM34 87H36V88H34ZM49 87H51V88H49ZM58 87V88H57ZM78 87V88H77ZM87 88V89H85V88ZM94 87V88H93ZM127 89H126V88ZM138 87V88H137ZM160 87V88H159ZM162 87L164 88V89H162ZM180 87V88H179ZM198 88V90L196 89V91H195V89L194 88ZM211 87V89H210V91H209V88ZM216 87V88H215ZM239 87V88H238ZM19 89V90H17V89ZM31 88H33L35 91L33 92V90H31ZM76 88V89H75ZM96 88V89H95ZM99 88H100V92H99ZM122 88H124L123 90H122ZM148 88L150 89V90H148ZM153 88V89H152ZM166 88V89H165ZM213 88V89H212ZM220 88V89H219ZM222 88H224V89H222ZM229 88H231V89H229ZM233 88V89H232ZM235 88V89H234ZM238 88V89H237ZM2 89H5V90H2ZM12 89V90H11ZM16 91H15V90ZM51 89V90H50ZM56 89V90H55ZM58 89V90H57ZM71 89H72V91H71ZM84 90L85 92H86V90L88 91V93L86 92L85 94H83V97H85V95L87 94H89L90 96L88 97L87 95V97H85V98H82V96H80L81 95V92H79L80 90ZM104 89V90H103ZM117 89V90H116ZM131 91H130V90ZM139 89H141L140 91H139ZM143 89V90H142ZM177 89H179V90H177ZM194 89V90H193ZM201 89V90H200ZM251 91H250V90ZM12 92H14V93H12ZM25 90H23L22 92H24ZM47 90V91H46ZM50 90V91H49ZM73 90H75V92L73 91ZM78 90V91H77ZM82 90V91H83ZM98 90V91H97ZM110 90V91H109ZM118 90H119V92H121V93H123V95L121 94V93H119L118 92ZM137 90H138V92H137ZM184 91L183 93H182V91ZM189 90V91H188ZM207 90V91H206ZM217 91V93H216V91ZM230 90V91H229ZM233 90H235V91H233ZM247 90V91H246ZM248 90H249V92H248ZM32 91V92H31ZM84 91L82 92V93H84ZM93 91V92H92ZM102 91H103V93H102ZM127 91H130V92H128L127 93ZM136 91V92H135ZM143 91H146V93L145 92H143ZM147 91H149V92H147ZM157 91V92H156ZM181 93H180V92ZM185 91L187 92V93H185ZM202 91V92H201ZM209 91V92H208ZM231 91H233L232 92V95H231ZM240 91V92H239ZM247 93H246V92ZM256 91V92H255ZM11 92V93H10ZM18 92L19 93V95L18 96H20V98L19 97H16V93ZM35 92H36V94H38V97L40 98V100H39V98H37L36 97V95H35ZM48 92V93H47ZM77 95V92H78V98L79 99H77L76 100V98H77V96L76 95H74V93ZM95 92V93H94ZM105 92V93H104ZM119 93V95L121 94V96H119L118 95V93ZM124 92L126 93L125 95H124ZM133 92V93H132ZM141 92V93H140ZM168 92H170V93H168ZM188 92H190L189 94H192L191 92H193L194 94H192L193 95V99H192V96L191 95H189L188 94ZM198 92V93H197ZM213 92V93H212ZM241 92H242V94H241ZM254 92V93H253ZM261 92H263V93H261ZM17 93V94H18ZM32 94V96H34V97H32L30 94ZM72 93V94H71ZM90 93H92V94H90ZM129 93H131V95H127V94H129ZM136 93V94H135ZM148 93H150V95L148 94ZM163 95H162V94ZM246 94V95H244V94ZM257 93V94H256ZM70 94H71V98L70 99H68L69 97H70ZM80 94V95H79ZM99 94V95H98ZM110 94V93H109ZM114 94V91L111 93V95H113ZM139 94V95H138ZM143 94V95H142ZM160 94L161 96H162V98H160V97H158V95ZM170 95V97H169V95ZM173 94H175L174 96H173ZM177 94V95H176ZM180 94V95H179ZM186 94H187V97H186ZM216 94V95H215ZM218 94V95H217ZM237 94V95H236ZM254 94V95H253ZM21 95H23L22 96V98H21ZM29 95H30V97L32 98H30L29 97ZM53 95V96H52ZM60 95V96H59ZM96 95V96H95ZM103 95V96H102ZM111 95H109V96H111ZM115 95H113V96H115ZM117 95L119 96L118 98H117ZM136 95H138V98H137V96ZM165 95L167 96L165 99L163 98V97H165ZM171 95H172V98H171ZM197 95H200V96H202L201 98H199L200 96H197ZM208 95V96H207ZM233 95H235V97H238L237 99L233 96ZM249 95V96H248ZM18 99H21V100H16V98ZM42 98H41V97ZM52 96V97H51ZM59 96V98L58 99H55V97H58ZM74 96H76V97H74ZM93 96H94V98H93ZM97 96L99 97V99L97 98ZM112 96V97H113ZM124 96V97H123ZM133 96H134V100H135V102H134V100H132L133 99ZM141 96V97H140ZM241 96V97H240ZM251 96H252V99L253 100H251ZM261 96V97H260ZM27 97H29L30 98V100L29 99H27ZM37 98V100H36V98ZM60 97H64V98H60ZM92 98V102H94L95 103V105H94V103H92L91 102V98ZM155 97H158V98H160V99H158V98H155ZM177 97H179V98H177ZM219 97H221V98H219ZM226 97H228V98H226ZM234 97V98H233ZM248 97V98H247ZM8 98V99H7ZM13 98L15 99V101L16 102H14V101H12L13 100ZM27 100H25V99ZM51 98H53V99H55V102L56 103H53L54 102V100L53 99H51ZM73 98H74V100H73ZM81 98V99H80ZM95 98H97L98 99V103L97 102H95V101H97V99H95ZM103 98H105V99H103ZM106 98L108 99V100H106ZM124 98V99H123ZM142 98V99H141ZM156 100V102H155V100ZM175 98H177V101H176V99ZM241 98H243V99H240ZM261 98V99H260ZM22 99L24 100L23 101V103L24 102H26V103H31V100H32V102H33V99L37 102H35L34 101V103H35V105L37 104H39V107H41V102H43V101H46V102H44V103H46L47 105H48V103H49V105L50 104H52V105H54L55 106V109H54V107L51 105V106H49L48 105V107H46L48 110L47 111H49V109H50V107H52L51 109H50V111L49 112H51V110L53 109V112L55 111V110H57V112L55 111V113L57 114H55V113H52V114H54L53 116H56L57 118H58V116L61 118V123L64 121V124H65V122H66V124H68L69 122H70V120L71 119H73V117H75L76 119H78L77 117H79V116H76V115H78L77 114V112L75 113V109H76V107L78 108L77 110H78V112H80V114L79 115H81V114H83V112L88 108V110L89 109H91V112L90 111H87L86 110V112L87 113H85L84 112V115H81L80 117H79V120H77L76 121V119L75 120H73L74 121V123H73V121L71 120V125L73 126V128L75 127L76 128V126H77V130H78V128H79V124L77 125V123H80L82 120H84V119H86V123H84L85 122V120H84V122L83 123H81V125H80V127L81 128H79V130L78 131H80V130H82L84 127H85V129H83V131H81V132H79V133H81L82 135L83 134H85L86 132L85 131H87V129H89V131H87V132H90V130L91 131H94L93 129H94V125L95 126H104L105 127V125H106V127L108 126V128H109V132H108V129L105 127V130H104V128H103V126L101 127H96L97 128V132H98V134L100 135V137L98 136V134L96 133V130H95V132H91L90 134H93V136H94V134H95V136L97 135V137L99 138V140L100 141H98V138L96 137V139H95V136H94V138H92L93 136L91 135V137H90V134H85V136L86 135H88V140H89V142L91 141V140H95V141H92V144H91V147H89L90 146V144H89V142L88 141H86V139H85V142L83 141L84 139H82V137L83 136H80V137H78V134H77V130L76 129H73L72 128V126H70L71 127V129L69 128V126L67 127V125L65 124V128L67 127V129H65L64 130V128H62L63 127V125H61V123H60V125L59 124H57V123H59V120H60V118H53V119H55V121L57 120V123L56 122H54L53 121V119L51 118V117H53L52 115H51V117H50V113H48V112H46V109H45V105H44V103H42V107L41 108H43L42 110L43 111H45L44 112V114L45 113H48L49 114V116H48V114H47V116H44L43 114L42 115H40V114H36V117L37 118H39L40 119V117L42 116L43 117V119H42V117H41V121H39V119L37 120V124H35L36 123V119L33 117V113H34V115H35V113L36 112H39L40 111V113H43V111L41 110V108H39V110H38V108H36V112H34L35 111V109L34 108H31V107H35V106H33V104H30L31 106H30V108L32 109V116L29 114L30 112H31V109H30V111H29V108L27 109V107L25 106H23V105H25V103L22 105V108H18V107H20L18 104H20L21 102H22ZM44 99V100H43ZM51 99V100H50ZM59 99H62V100H60V102L62 101V103L64 102V105L62 104V106H59V105H61V103L59 102V101H57V100H59ZM65 99H68V100H70V102L68 101V103H67V101L65 100ZM71 99L73 100L72 102L74 103V105L76 106V107H72V106H74V105H70L72 102H71ZM84 99V100H83ZM87 99V100H86ZM130 100L129 101V103H127V101L128 100ZM168 99H170V100H168ZM173 99V100H172ZM175 99V100H174ZM181 99V100H180ZM225 99L228 101V103L225 101ZM230 99V100H229ZM2 100H3V102H2ZM43 100V101H42ZM51 102H50V101ZM65 100V101H64ZM76 100V101H75ZM80 100H82V101H79ZM86 100V102L88 101H90L91 103H88L87 102V104L86 103H81V102H84ZM100 100H102V102L100 101ZM104 100V101H103ZM110 100V102H108ZM114 100V101H113ZM137 100V101H136ZM141 100V101H140ZM144 100V101H143ZM158 100V101H157ZM186 100V101H185ZM256 100V101H255ZM78 101V102H77ZM111 101H113L114 102V104H115V106H116V108L114 109V105L112 106L111 104H113ZM123 101H125V103L123 102ZM151 101H153L154 103H153V105H152V102ZM167 101V102H166ZM171 102V104H170V102ZM199 103H198V102ZM205 101V102H204ZM245 101L247 102V103H245ZM257 101L259 102V103H257ZM18 102V103H17ZM48 102V103H47ZM57 102H58V104H57ZM75 102H77V103H75ZM105 104H104V103ZM106 102H108V105L106 104ZM121 102V103H120ZM137 102V103H136ZM141 102V103H140ZM150 102V103H149ZM242 102V103H241ZM14 103V104H13ZM60 103V104H59ZM65 103H67V104H69L70 105V107H72V109H70L68 106H65ZM72 103V104H73ZM97 103V104H96ZM111 103V104H110ZM122 103H124L125 104V106H126V109H125V106H124V104H122ZM157 103H158V105H157ZM167 103V104H166ZM168 103H169V105H168ZM174 103H176V105H172V104H174ZM231 103V104H230ZM238 103H240V105L238 104ZM254 103H256V104H254ZM5 104H7L6 106L8 107H6V106H4ZM13 104V105H15L16 104V106H14L15 108H18V109H20V110H18V109H15V108H12L13 107V105L11 106V105ZM29 104H26V105H28V107H29ZM57 104V105H56ZM66 104V105H67ZM77 104H80V105H77ZM82 104H84V105H88V106H86V109H84L85 107H83L82 108V106H84V105H82ZM100 104H104V106H106V108H104L103 107V105H102V107H101V105ZM135 104V105H134ZM154 104L156 105V106H154ZM167 106L166 108H165V105ZM192 104H193V107H192ZM208 104V105H207ZM209 104H210V106H209ZM217 104V105H216ZM229 104V105H228ZM252 104V105H251ZM36 105V106H37ZM46 105V106H47ZM94 105V106H93ZM98 105H100V107L98 106ZM110 105V106H109ZM124 106V110L125 111H123V106ZM142 105V106H141ZM150 105V106H149ZM196 105V106H195ZM206 105V106H205ZM215 105H216V107H215ZM234 105V106H233ZM4 106V107H3ZM11 108H10V107ZM56 106L58 107V108H62V109H57L56 108ZM79 106L81 107L80 109H84L83 110V112L82 111H80L79 110ZM93 106V107H92ZM109 106V107H108ZM112 106V107H111ZM122 106V107H121ZM147 106H149L150 107V109L148 110V108L149 107H147ZM153 106V107H152ZM157 106H159V107H157ZM174 106H176V107H174ZM195 106V107H194ZM231 106V107H230ZM241 106V107H240ZM244 106V107H243ZM259 106L261 107L262 106V108H259ZM5 107H6V109H5ZM65 107V108H64ZM97 107H98V110H95V109H97ZM110 108V110L108 109V108ZM128 107V108H127ZM152 107V108H151ZM162 107V108H161ZM172 107L173 108H175V109H173L172 111H171V109H172ZM182 107H184V111H182L183 110V108ZM210 107V108H209ZM239 107V108H238ZM249 107V108H248ZM252 107V108H251ZM257 107V108H256ZM70 109V112H68V114H66V112L68 111V110H66V109ZM93 108H94V111H92L93 110ZM103 110H105V111H109V113H108V111H107V113L104 111L103 113L102 112H100L101 111V109ZM154 108H156V109H154ZM160 108H161V110H160ZM218 108V109H217ZM226 108V109H225ZM238 108V109H237ZM259 108V109H258ZM15 109V111H13L12 112V110H14ZM28 110V113H27V110ZM34 109V110H33ZM64 109V110H63ZM73 109H74V111H73ZM112 109L114 110V112L112 111ZM133 109H135V110H133ZM153 109V110H152ZM168 109H170V110H168ZM178 109V110H177ZM197 109H198V111L200 112H198L197 111ZM202 109V110H201ZM203 109H204V111H203ZM210 109V110H209ZM232 109H233V112H232ZM238 111H237V110ZM243 109V110H242ZM251 109V110H250ZM253 109L255 110V111H253ZM256 109H258L257 111H256ZM17 110V111H16ZM23 110L25 111V114L23 113ZM38 110V111H37ZM65 111V115H66V117L63 115L64 113H63V111ZM76 110V111H77ZM115 110H116V112H115ZM120 110V111H119ZM137 110V111H136ZM152 110V111H151ZM159 110V114L157 113V111ZM178 112H177V111ZM194 110V111H193ZM208 110H209V112H208ZM215 110H216V112H215ZM224 110V111H223ZM22 113V114H18V113H20V112ZM42 111V112H41ZM98 112V114H96L97 112ZM133 111L137 114H135V116H137V118L134 116V113H133ZM141 111V112H140ZM191 111V112H190ZM206 111V112H205ZM241 111V112H240ZM251 111V112H250ZM12 112V113H11ZM15 112V113H14ZM18 112V113H17ZM61 112H62V114H61ZM73 112V116L71 117V118H69L70 120H67L68 119V117L67 116H69L70 114L69 113H72ZM91 114H93L91 117H90V113ZM93 112V113H92ZM111 112V113H110ZM113 112V113H112ZM117 112H118V114H117ZM120 112H122V113H120ZM123 112H126V114H124ZM140 112V113H139ZM147 113V114H144V113ZM154 112H156L157 113V115L154 113ZM176 112V113H175ZM195 112V113H194ZM214 112V113H213ZM224 112V113H223ZM227 112V113H226ZM249 112V113H248ZM257 112L259 113V114H257ZM261 112V113H260ZM90 114V115H87V114ZM114 113H116V115L114 116ZM143 113V114H142ZM150 113V114H149ZM171 113V114H170ZM178 113V114H177ZM180 113H182L183 114V116H182V114H180ZM193 113V114H192ZM207 113V114H206ZM210 113H212V114H210ZM230 113V114H229ZM251 113V114H250ZM29 114V115H28ZM76 114V115H75ZM85 114H86V116H89L90 118H92V123L94 124H91V120H90V118H87L86 116H85ZM101 114H102V116H103V114L105 115V114H107V117H108V119L109 118H111L109 121L110 122H108V120H106L107 119V117H106V115L105 116H103V119H105V120H103L101 117ZM111 115L110 117L108 116V115ZM120 114V115H119ZM133 114V115H132ZM142 114V115H141ZM168 114V117L166 116ZM170 114V115H169ZM180 114V115H179ZM213 114H214V116H213ZM216 114V115H215ZM247 114V115H246ZM7 115V116H6ZM19 115V116H18ZM20 115H22V117H24V118H21V116ZM28 115V116H27ZM37 115H39V117L37 116ZM46 115V114H45ZM98 116V117H96L95 119H93V117L94 116ZM126 115V116H125ZM154 115V116H153ZM155 115H156V119H155ZM159 115V116H158ZM160 115H161V117H160ZM179 115V116H178ZM196 115V116H195ZM202 115V116H201ZM211 115V116H210ZM219 115V116H218ZM229 115V116H228ZM231 115H232V117H231ZM242 115V116H241ZM250 115V116H249ZM11 116V117H10ZM18 118H17V117ZM31 116V117H30ZM64 116L65 118L63 119L62 117ZM71 116V115H70ZM84 116V117H83ZM119 116V119H117V117ZM122 116H124V118L122 117ZM130 116L132 117V118H130ZM145 116V117H144ZM147 116H149L150 118H148ZM153 116V117H152ZM158 116V117H157ZM170 116H171V118H170ZM182 116V117H181ZM198 116V117H197ZM216 116H218V118L216 117ZM237 116H238V119H237ZM245 116V117H244ZM258 116V117H257ZM14 117H16V118H14ZM29 117L32 119L33 118V122H32V120L30 119L29 120ZM48 117V118H47ZM81 117H82V120H81ZM148 119H147V118ZM163 117V118H162ZM175 117V118H174ZM176 117H177V119H176ZM181 117V118H180ZM190 117V118H189ZM208 117V118H207ZM210 117V118H209ZM216 117V118H215ZM234 117V118H233ZM247 117V118H246ZM8 118V119H7ZM19 118H21L20 120H16V119H19ZM26 118H27V120H26ZM45 118H47L48 119V121H53L54 123H52L51 122V125H50V122H45V121H47V119L44 121V119ZM50 118L52 119V120H50ZM122 118V119H121ZM135 118V119H134ZM140 118V119H139ZM153 118V119H152ZM168 118V119H167ZM195 118V119H194ZM202 118V119H201ZM229 119V121H228V119ZM245 118V119H244ZM254 118V119H253ZM257 118V119H256ZM261 118V119H260ZM87 119H89L88 121V123H87ZM97 119H98V121L99 120H101V121H99V122H97ZM125 119H126V121H125ZM146 119V120H145ZM151 119V120H150ZM167 119V120H166ZM208 119V120H207ZM223 119V120H222ZM11 120H14V121H12L11 123H10V121ZM23 120H26L25 122L26 123H24V121ZM113 120H115V123L113 122ZM122 120V121H121ZM142 120V121H141ZM153 120V121H152ZM179 120V121H178ZM185 120V121H184ZM188 120H190V121H188ZM195 122H194V121ZM200 120V121H199ZM213 120V121H212ZM217 120V121H216ZM263 120V121H262ZM17 121H20V122H22L23 121V123H20V126H19V128H21V125H23V124H26L25 126H23L21 129L23 130V128H24V132H26V133H28V134H26V133H24L22 130H19L18 129V127H16L17 126V124H19V122H17ZM79 121V122H78ZM108 122V124L110 125V123H111V128L109 127V125L107 124V122H106V124L104 125L103 123L104 122ZM116 121H118V122H116ZM146 121V122H145ZM154 121H155V124H154ZM158 121V122H157ZM163 121V122H162ZM186 122L187 121V123H184V122ZM207 121H209V122H207ZM211 121V122H210ZM3 122V123H2ZM13 122H15V123H13ZM35 122V123H34ZM40 122H44V123H40ZM102 122V123H101ZM113 122V123H112ZM121 122L123 123V124H121ZM148 122V123H147ZM152 122V123H151ZM160 122V123H159ZM167 122V123H166ZM206 122V123H205ZM225 122H227L226 124H225ZM235 122V123H234ZM240 122V123H239ZM244 122V123H243ZM245 122H249L248 124L247 123H245ZM5 123V124H4ZM9 123L11 124V125H9ZM48 123V124H47ZM97 123V124H96ZM118 123V125H116ZM126 123V124H125ZM132 123V124H131ZM134 123V124H133ZM141 123V124H140ZM224 123V124H223ZM251 123H252V125H251ZM260 123V124H259ZM15 124H16V126H15ZM39 124H41V126L39 125ZM57 124V125H56ZM63 124V123H62ZM75 126H74V125ZM84 124H88V125H85L84 126ZM113 124H115V125H113ZM140 124V125H139ZM154 124V125H153ZM157 124V125H156ZM168 124V125H167ZM204 124V126H205V128H204V126H202ZM221 124V125H220ZM235 124V125H234ZM242 124H244V125H242ZM246 124H247V126H246ZM4 125H6V126H4ZM11 126V127H13L14 129H18V131L17 130H14V129H12L11 127H9V126ZM14 125V126H13ZM36 125L37 126V128H36V126H35V128H31V129H29L30 130V132H29V130H28V128L29 127H34V126ZM61 127H59V126ZM68 125H70V123L68 124ZM93 125V126H92ZM131 125V126H130ZM153 125V126H152ZM158 125L160 126V127H158ZM185 125V126H184ZM198 125V126H197ZM209 125V126H208ZM217 125H220V126H217ZM227 125V126H226ZM231 125V126H230ZM234 126V128H231V127H233ZM255 125H256V127H255ZM259 125V126H258ZM262 125V126H261ZM3 126H4V128H3ZM8 126V127H7ZM29 126V127H28ZM45 126V127H44ZM112 126H113V128H112ZM152 126V127H151ZM165 126V127H164ZM169 126V127H168ZM183 126V127H182ZM215 126V127H214ZM226 126V127H225ZM237 126V128L239 129L240 128V131L239 130H237V132H236V134L234 133L235 132V127ZM239 126V127H238ZM250 126V127H249ZM5 127H7L8 128V130H9V128H11L9 131H11V132H9V131H7V128H6V132H2V131H4V129H5ZM28 127V128H27ZM51 127H54V129L53 128H51ZM86 127H87V129H86ZM89 127V128H88ZM90 127L92 128V129H90ZM115 127H117V128H115ZM136 127V128H135ZM138 127V128H137ZM154 127H156V128H154ZM162 127V128H161ZM177 127V128H176ZM188 127V128H187ZM193 127H194V129H193ZM197 127V128H196ZM219 127H221V128H223V129H221V128H219ZM258 127V128H257ZM263 127V128H262ZM25 128H27V129H25ZM46 128V129H45ZM49 128L50 129H52V131H53V134H52V131L51 130H49ZM95 128V129H96ZM101 128H103V130L101 129ZM125 128V129H124ZM151 128V129H150ZM166 128V129H165ZM184 128H185V130H184ZM187 128V129H186ZM208 128V129H207ZM218 128V129H217ZM224 128H225V130H224ZM229 128V129H228ZM236 128V129H237ZM247 128V129H246ZM251 128V129H250ZM257 130V132H258V134H257V132H255L256 130ZM44 129V130H43ZM48 129V130H47ZM55 129H56V133H55ZM61 131H60V130ZM68 129H70L72 132H75L74 133V137H78L79 139H82V142H80L81 144H83L82 146L83 147H81L80 145V143H77L78 141H80V140H77L76 138H71V136L73 137V135H70V133H71V131L70 130H68ZM112 131H111V130ZM116 131H115V130ZM121 130V131H117V130ZM157 129H158V131H157ZM205 129V130H204ZM226 129H228V131L226 132ZM248 129H250V131L248 130ZM33 130H35V132L33 131ZM38 130H40V131H38ZM41 130H43L44 131V133H43V131H41ZM46 130H47V132L48 131H50L49 133H48V135H47V133H46ZM59 130V131H58ZM70 131L69 133H65L64 131ZM73 130H76V131H73ZM106 130H107V133H108V136L105 134V133H103L104 131L106 132ZM155 130V131H154ZM161 130H162V132H161ZM169 130V131H168ZM188 130V133H186L185 131H187ZM229 130H230V132H229ZM241 130H242V132H243V130H245L243 133V135L241 134L242 132H241ZM14 131V132H13ZM20 131H22L21 133H20ZM115 131V133H113ZM154 131V134H150V133H152V132ZM216 131V132H215ZM246 131H248V132H246ZM253 131V132H252ZM262 131V132H261ZM9 132V133H8ZM35 134H33V133ZM37 132H38V134H37ZM82 132H85V133H82ZM110 132L111 133H113V134H115L114 136H117V137H114L112 134H110ZM120 132V133H119ZM123 132V133H122ZM128 132V133H127ZM147 132V133H146ZM158 132V133H157ZM224 132H226V134H228L226 137H225V135L226 134H224ZM241 132V133H240ZM246 132V133H245ZM249 132H250V134H249ZM261 132V133H260ZM11 133V134H10ZM13 133V134H12ZM19 133L21 134L20 135V137H19ZM23 133H24V135H23ZM41 133V134H40ZM43 133V134H42ZM67 134V135H65V134ZM101 133V134H100ZM103 133V134H102ZM130 133V135H128ZM142 133V134H141ZM159 133H161L160 134V136H159ZM205 133V134H204ZM207 133V134H206ZM222 133H223V135H222ZM234 133V136H231L232 134ZM255 134V135H252V134ZM2 134H6V136H4V135H2ZM10 134V136L8 137V135ZM51 134V135H50ZM62 134H64L62 137H63V139L65 138H67V136H69L68 138H71V141L67 138L66 139V142H72L73 141V139H75L74 141H76V143L75 142H72V143H70L69 144V142H68V144L67 143H63V144H61L60 145V142H62V141H64L65 142V140H62V137H61V135ZM69 134V135H68ZM71 134H73V133H71ZM75 134H77L76 136H75ZM80 134V135H81ZM110 134V135H109ZM117 134V135H116ZM126 134V135H125ZM132 134V135H131ZM133 134H134V136H133ZM146 134V135H145ZM156 134V135H155ZM163 134V135H162ZM168 134V135H167ZM175 134H178V136L177 135H175ZM263 134V135H262ZM12 135H15V136H12ZM34 135V136H33ZM41 135H42V137L44 136V138L42 139L41 138ZM120 135H122V136H120ZM125 135V136H124ZM128 135V136H127ZM181 135H182V137H181ZM208 135H209V137H208ZM213 136V138H212V136ZM239 137H237V136ZM240 135H242L243 137L241 138L240 137ZM248 135V136H247ZM258 135H260L259 137H258ZM4 136V137H3ZM17 136V137H16ZM25 136H26V139L28 138V140H26L25 139ZM29 136V137H28ZM31 136H32V138L33 137H35L34 138V140L32 141V138H31ZM37 136V137H36ZM47 136V137H46ZM48 136L50 137L49 139H52V141H49L48 140ZM59 136V137H58ZM85 136H84V138H85ZM120 136V138H118ZM141 136H143V138L141 137ZM148 136L150 137V139L148 138ZM166 136V137H165ZM222 138H221V137ZM223 136L226 138V139H224L223 138ZM245 136V137H244ZM251 136V137H250ZM6 137L9 139H6ZM23 139H22V138ZM41 138V139H38V138ZM61 137V138H60ZM90 137V138H89ZM109 137H111V138H109ZM154 137V138H153ZM157 137H159V138H157ZM171 137V138H170ZM188 137V138H187ZM210 137H211V140H210ZM232 137H234V138H232ZM237 137V138H236ZM3 138H5L8 142H6V140H5V142H4V140H3ZM11 138V139H10ZM19 138V139H18ZM53 138H56L55 140L53 139ZM117 138V139H116ZM122 138H124V140L122 139ZM175 138H176V140H175ZM179 138V139H178ZM252 138V139H251ZM261 138H263V139H261ZM18 139V140H17ZM31 139V140H30ZM47 140L46 142H45V140ZM59 139V140H58ZM103 139V140H102ZM119 139H121V140H119ZM140 139V140H139ZM159 139H161V140H163V142L161 141L160 142V140ZM164 139H167V140H164ZM172 139V140H171ZM220 139H221V142L223 141V145H224V148L221 146L222 145V143L220 142ZM257 139V140H256ZM261 139V140H260ZM11 140H13V141H11ZM14 140H16V141H14ZM26 140V141H25ZM62 140V141H61ZM144 140V142H147V143H145V144H143V141ZM156 140H157V142L159 141V143H157L156 142ZM177 140H180V142L179 141H177ZM226 140V141H225ZM236 140H237V143H236ZM240 141V145H239V141ZM243 140V141H242ZM260 140V141H259ZM28 141V142H27ZM31 141V142H30ZM39 141V142H38ZM57 141V143H55V142ZM58 141H60L59 143H58ZM96 141H98V143L96 142ZM139 143H138V142ZM150 141V142H149ZM167 141V142H166ZM171 141V142H170ZM213 141H215L216 143H214ZM231 142V144H230V142ZM247 141V142H246ZM258 141V142H257ZM262 141V142H261ZM4 144H3V143ZM13 142V143H12ZM15 142V143H14ZM18 142V144L19 145H22L23 146V148L24 147H26V146H28V149H27V147H26V149L29 151H27V150H23L22 149V147L21 148H15V150H18V149H21L20 151L18 150V152L17 151H15L14 150V147H16L17 146V143ZM27 142V143H26ZM49 142H52V144L53 143H55V144H57V145H54L53 144V146L49 143ZM94 142H95V145L97 144V146H95L94 145ZM102 143L101 145L99 144V143ZM108 144H107V143ZM125 142V143H124ZM127 142V143H126ZM164 142H165V146L163 145L164 144ZM170 142V143H169ZM174 144H173V143ZM176 142V143H175ZM183 142V143H182ZM206 142V143H205ZM218 142H219V144H218ZM228 142V143H227ZM245 142V143H244ZM25 143V144H24ZM36 143V144H35ZM73 143H75V145H77V144H79V146L81 147V149L79 150L78 148H77V146L76 147H74L75 145L73 144ZM113 143V144H112ZM116 143V144H115ZM155 143V144H154ZM162 144V146H160L161 144ZM172 143V144H171ZM181 143V144H180ZM189 143H190V145H189ZM205 143V144H204ZM209 143V144H208ZM226 143V144H225ZM241 143H243V144H241ZM253 143H254V145H253ZM260 143V144H259ZM13 144V146H11ZM27 144V145H26ZM35 144V145H34ZM37 144H39V146H37ZM44 145V147H43V149L41 150V146L40 145ZM72 144H73V151L74 152H76L75 151V149L74 148H76V150H78L76 153H74V154H77L79 151H81V153H82V151H85L84 153L86 154V157L84 156L85 154L83 153V154H77L78 155V157L80 158L82 155H83V157H81L80 159H78V161L80 160L81 162H79L80 163V165L82 164L83 166H84V169H87V171L89 170V172H91V174H92V176L94 175V177H91L90 175H89V172H85L84 171V174H83V166L81 165L80 167L81 168H79L78 167V169H75V168H77V166L79 165H77V162L78 161H75L76 160V157H77V155H74L72 152H71V148H72ZM86 144H88V146L86 145ZM107 144V145H106ZM112 144V145H111ZM115 144V145H114ZM130 144V145H129ZM168 145V148H167V145ZM178 144H180V145H178ZM210 144H212V145H210ZM214 144V145H213ZM238 144V145H237ZM24 145H26V146H24ZM29 145H30V147H29ZM48 145H49V147H48ZM66 145H68L69 147H67ZM84 145H85V147H86V149L87 148H89V153H90V155L88 156V152H86V149H85V147H84ZM92 145H93V147L94 148H92ZM98 145H99V148H98ZM117 145V146H116ZM155 145V146H154ZM159 145V146H158ZM169 145H170V147H169ZM172 145V146H171ZM173 145H174V147H173ZM177 147H176V146ZM245 146V145H247V148H246V146L245 147H243V146ZM258 145V146H257ZM49 148V149H51V153H53L52 155H51V153H49V155H51V156H53L54 154H58L57 156H59L60 154V156L59 157H56V155H54L53 156V159H52V157H51V159H49L50 157H49V155L47 156L46 154V151L47 152H49V150L47 149V147ZM54 146H56V149L54 148ZM60 146V147H59ZM63 146L65 147V148H68V149H65V148H63ZM78 146V147H79ZM102 146H104V147H102ZM105 146H107L106 147V149H105ZM143 146V147H142ZM158 146V147H157ZM164 146V147H163ZM189 146V147H188ZM198 146V147H197ZM214 146V147H213ZM235 146H236V148H235ZM241 146V147H240ZM254 146V147H253ZM31 147H32V150H30L31 149ZM51 147V148H50ZM62 147V148H61ZM71 147V148H70ZM79 147V148H80ZM95 147H96V150H95ZM166 147V148H165ZM173 147V148H172ZM184 147H185V149H184ZM188 147V148H187ZM192 147V148H191ZM195 147H197L196 149H194ZM208 147V148H207ZM220 147V148H219ZM239 147V148H238ZM253 147V148H252ZM255 147H257V148H255ZM30 148V149H29ZM35 148V149H34ZM38 148H39V151H38ZM59 148H61L62 149V151H64V152H61L60 150H58ZM90 148H92L93 149V153H92V151L90 152V150H92V149H90ZM102 148H104V150H101ZM107 148H109V150L107 149ZM120 148V149H119ZM138 148V149H137ZM155 148V149H154ZM161 148V149H160ZM163 148V149H162ZM170 148H171V150H170ZM199 148H200V151H199ZM202 148V149H201ZM204 148H205V150H204ZM227 148V149H226ZM240 148H242V149H240ZM259 148V149H258ZM2 149H3V151H2ZM25 149V148H24ZM33 149L35 150L34 152H33ZM83 149H85V150H83ZM101 150V152H100V150ZM113 149V150H112ZM114 149H115V152H114ZM133 149H136V150H134V152L132 151ZM152 149V150H151ZM156 149H160V151L159 150H156ZM167 149H168V152H167ZM197 149H198V151L199 152H197ZM209 149V150H208ZM212 149H213V153H212ZM218 149V150H217ZM222 149H224L225 150V152H224V150H222ZM239 149V150H238ZM257 149H258V151H257ZM14 151V154L12 153V151ZM55 150V151H54ZM69 150V151H68ZM88 150V149H87ZM108 150V151H107ZM130 150V151H129ZM144 150V151H143ZM149 150V151H148ZM164 150L167 152H164ZM172 150H173V153H172ZM183 150V151H182ZM184 150H186V152H187V154H186V152L184 151ZM189 150V151H188ZM192 152H191V151ZM215 150V151H214ZM234 150H235V152H234ZM241 150V151H240ZM244 150L245 151H247L246 153H244ZM249 150H250V152H249ZM25 151H26V153H25ZM41 151V152H40ZM54 151V152H53ZM56 151H59V152H56ZM68 151V152H67ZM97 151V152H96ZM104 151V152H103ZM106 151V152H105ZM113 151V152H112ZM129 151V152H128ZM136 151V152H135ZM141 151V153L139 154V152ZM161 151H163V152H161ZM169 151H171V152H169ZM211 153H210V152ZM243 151V152H242ZM252 151V152H251ZM258 153H257V152ZM4 152V153H3ZM39 153V155H37L38 153ZM46 153V154H44L45 156H47V157H42V156H44V155H41L40 153ZM70 152H71V154H70ZM96 154H95V153ZM128 152V153H127ZM136 153L135 155L134 154H132V153ZM149 152V153H148ZM152 152H153V154H152ZM157 152V153H156ZM214 152H215V154H216V152H219V153H217L216 155H213L214 154ZM221 152V153H220ZM242 152V153H241ZM6 153V154H7ZM21 153L22 155H19V154ZM31 155H30V154ZM65 153L66 155H64L65 157H66V159L68 158V156H67V153H68V155H69V160L67 159V160H65V158H64V156H63V154ZM97 153H98V156H97ZM117 153V154H116ZM122 153V154H121ZM124 153V154H123ZM154 153H155V155H154ZM191 153H192V155H191ZM250 154V153H252L251 155H249L248 156V154ZM256 153V154H255ZM24 154H26V155H24ZM35 154H36V159H35ZM91 154L92 155H94L95 157H93V156H91ZM101 154V157H99V155ZM106 155V158H104L105 156L104 155ZM113 154H115V155H113ZM128 154V155H127ZM130 154H132V155H130ZM138 154L141 156V157H139L138 156ZM164 154H165V156H164ZM168 154H169V156H168ZM187 155V156H185V155ZM201 156H200V155ZM204 154V155H203ZM212 154V155H211ZM225 154H226V156H225ZM228 154H229V158H228ZM240 155V157H239V155ZM243 154V155H242ZM0 155V156H1ZM18 155V156H17ZM41 155V156H40ZM104 157H103V156ZM119 155H120V157H119ZM121 155H123L124 156V158H121V157H123V156H121ZM136 155L138 156V157H136ZM189 155H191L190 157H189V160H194V161H192V162H190V166H192L193 168H194V166L195 165H197V166H195V168L197 167V169H194V170H196V172L193 170V168L192 167H189V160H188V158L186 159V158H184V156L185 157H188ZM202 155H203V157H202ZM6 156L9 158H7L6 159ZM20 156H22V160H23V157L24 156H26V157H24V160H23V163H22V161H21V159L19 158ZM37 156H40V157H42V159H44V160H42L40 157H37ZM74 157V159H73V157ZM109 156V157H108ZM115 156H116V158H115ZM118 156V157H117ZM129 157V158H132L133 157V159H129V160H127V157ZM154 156V157H153ZM178 156V157H177ZM193 156V157H192ZM199 156H200V158H199ZM216 158H214V157ZM245 156V157H244ZM3 157H0V160L2 161L3 160ZM16 157L18 158V161H17V159H16ZM30 157H33L34 159H35V161H37L36 163L38 164V165H35L36 163H34V160H33V158H30ZM71 157V158H70ZM85 157V158H84ZM93 157V158H92ZM96 157H98V158H96ZM112 158V161L110 160L109 162H110V164L109 165H107V163H109L108 162V159L107 158ZM135 157L137 158V160L135 159ZM144 157H146V158H144ZM171 157V158H170ZM178 159H177V158ZM227 157V158H226ZM26 158V159H25ZM30 158V159H29ZM48 158V160H50L49 161V163L47 162V159ZM54 158H55V160L57 161H55L54 160ZM57 158V159H56ZM60 158V160H61V162H60V160H58ZM64 158V159H63ZM82 158H84V160L82 159ZM86 158H88V160L86 159ZM91 158V159H90ZM99 158H101V159H103V160H101V159H99ZM121 158V159H120ZM141 158V159H140ZM181 158L183 159V160H181ZM192 158V159H191ZM213 158V159H212ZM219 158V159H218ZM251 158V159H250ZM11 159V160H10ZM14 159V160H13ZM38 159H39V161H38ZM41 159V160H40ZM62 159L63 160H65L66 162L68 161V162H70L71 163V161H73L71 164L69 163V165L71 166V168H74V167H72L73 165L75 166V165H77L74 169H71L70 168V166L66 163V162H64L63 163V161H62ZM72 159V160H71ZM85 159H86V161H87V163H85ZM92 159H95L93 162L91 161ZM98 159V160H97ZM115 159V160H114ZM142 159H145V160H142ZM178 160V161H176V160ZM215 159V160H214ZM239 159H241V160H239ZM10 160V161H9ZM15 161V162H12L11 163V161ZM32 161V162H30V161ZM52 160V161H51ZM107 160V161H106ZM125 160V161H124ZM134 160V161H133ZM148 160L150 161V162H148ZM154 160V161H153ZM163 160H164V162H163ZM168 160H170V161H168ZM187 160H188V162H187ZM197 160V161H196ZM201 160H203L202 162V164H204L203 166H201L202 164H201ZM211 160V161H210ZM0 161V162H1ZM5 161H8V162H5ZM20 161V163H18ZM27 161V162H26ZM44 163V165L43 166H40V163H42V162ZM60 163H59V162ZM74 161L76 162L75 164H74ZM89 161V162H88ZM96 161H99L101 164L103 163L104 164V166L106 165V166H110V167H106L105 166V168L103 167V164H102V167H101V164H99V162L97 163ZM104 161V162H103ZM129 161V162H128ZM174 161H176V162H174ZM186 161V162H185ZM206 161V162H205ZM209 161V162H208ZM217 161V162H216ZM235 162V164H234V162ZM52 162V163H51ZM56 162L58 165H62V164H64L63 166H62V169H61V165L60 166H58L56 163H55V165H54V167H52V168H50L49 169V167H50V165L52 166L54 163ZM128 164H127V163ZM159 162V163H158ZM161 162H163L164 164H165V166H163V165H161V164H163V163H161ZM173 162V165L171 166V163ZM200 162V163H199ZM227 162V163H226ZM250 162V163H249ZM6 163H8V165H6ZM29 163H31V164H29ZM42 163V164H43ZM47 165H49V166H46V164ZM66 163V164H65ZM88 163H89V165H88ZM95 163H97L98 165H96ZM133 163H134V165H133ZM141 163H142V165H141ZM155 163V164H154ZM160 164L161 166H159L158 164ZM184 163H188L187 165H185V167H182V166H184ZM210 163H211V165H210ZM213 163V164H212ZM238 163V164H237ZM242 163V164H241ZM263 163V164H262ZM11 164H13V166H16V164H17V166L16 167H13V166H11ZM21 164H23V165H21ZM26 164H29V167H28V165L26 166ZM41 164V165H42ZM86 166H85V165ZM94 164H95V166H94ZM114 164V165H113ZM118 164V165H117ZM194 166H193V165ZM217 164V166L216 167H214V165H216ZM237 164V165H236ZM249 164V165H248ZM19 165H21L20 167L22 168V170H23V172H21V170L19 171ZM33 165H35V166H33ZM65 165H67V166H69L68 168H70V169H68L69 170V172L68 171H65L66 169H64L63 170V168H66L65 167ZM87 165H88V167H91V169H88V167H87ZM112 165V166H111ZM148 165V166H147ZM36 166H38V167H36ZM127 166H130V167H128V168H126ZM142 166V167H141ZM186 166H188L187 167V170H188V172H191V170L193 171V173H188L187 171H186ZM209 166V167H208ZM212 166V167H211ZM238 166H241L240 168L242 169H240ZM12 167H13V170H11L12 169ZM25 167V168H24ZM27 167V168H26ZM34 167H36V168H38L37 169V171L38 170H41V173H43V176L44 177H46V178H44L43 176V178H41V179H43V180H46V181H49L50 180V174H51V176H52V173L55 175L54 177H52V180L54 181L57 177H62V175H63V173L62 172H68V173H66V174H64L63 175V177L65 176V179L64 178H62V181H61V178H57L53 183H55V185L58 183V182H62V184H60V183H58L56 186L58 187V190L55 188L56 186L54 185V184H52V182L51 181H49V182H51L50 184L48 183V182H46V181H43V180H41L40 179V177H39V179H38V176H40V171L39 172H37L36 171V169L34 168ZM44 167H46L47 169H49V171L48 172H50L52 169H54V171H56V172H54V171H51L52 173H50V174H44V171L45 172H47L45 169L46 168H44ZM60 167V168H59ZM85 167H87V168H85ZM93 167V168H92ZM98 167H101V168H98ZM113 167V171L112 170H109V169H111ZM125 168L126 170H128V171H126L125 169H123V171H122V168ZM168 167H170L169 169H166V168H168ZM182 167V168H181ZM201 167V168H200ZM227 167V168H226ZM10 168V169H9ZM14 168H16V169H14ZM18 168V169H17ZM41 168V169H40ZM43 168V169H42ZM56 168H58V169H61V170H58V169H56ZM98 169V170H96V169ZM119 170H118V169ZM140 168V169H139ZM141 168H143V169H141ZM145 168H146V172L144 171L145 170ZM149 168V169H148ZM151 168H153V169H151ZM156 170H155V169ZM160 168V170H158ZM178 168V169H177ZM189 168H192L191 170L189 169ZM211 168V169H210ZM221 168V169H220ZM33 169V170H32ZM35 169V170H34ZM56 169V170H55ZM79 169H81V170H79ZM92 169H94V170H92ZM101 169V170H100ZM106 170L105 171V173L107 174V175H104V170ZM130 169L131 170H134V171H130ZM181 169H182V171H181ZM183 169H185V170H183ZM205 169V170H204ZM214 169V170H213ZM14 170H16L17 171V173H16V171H14ZM24 170H25V172L27 173V174H29L28 172H29V170H32L31 172H30V174L29 175H27V174H25V172H24ZM57 170H58V172L60 173H57ZM78 170H79V172H78ZM92 170V171H91ZM116 170V171H115ZM118 170V171H117ZM124 170L128 173H126V172H124ZM139 170H141L140 172H142V173H140L139 172ZM143 170V171H142ZM148 170V171H147ZM150 170V171H149ZM165 170H169V171H165ZM199 170V171H198ZM204 170V171H203ZM208 170H210V171H208V173H207V171ZM237 170H238V172H237ZM244 170V171H243ZM14 171V172H13ZM28 171V172H27ZM34 171H36V172H34ZM72 172V174H71V172ZM81 171V172H80ZM96 171V172H95ZM99 171V172H98ZM103 173V174H101V172ZM135 171H137V173L135 172ZM162 171H164L163 173L165 174L164 175V177L166 178V177H171V179H169V178H164V177H162L163 176V173H162ZM171 171V172H170ZM175 171H176V174H175ZM187 173H186V172ZM202 171V172H201ZM214 171H216V172H214ZM232 171V172H231ZM19 172H20V175H19ZM33 172V173H32ZM47 172V173H48ZM75 172V174H73ZM78 172V173H77ZM94 174H93V173ZM111 172V173H110ZM118 174H116V173ZM122 172H124V173H122ZM131 172V174H129ZM135 172V173H134ZM138 172H139V174H138ZM145 172V173H144ZM154 174H153V173ZM160 172H161V174H160ZM168 172H169V174H168ZM177 172H178V174H177ZM194 172H195V174H194ZM200 172V173H199ZM212 172H214V173H212ZM226 172V173H225ZM251 172V173H250ZM5 173H4V175H5ZM23 173L25 174V176L27 175L28 176V178L31 176V178L32 179H34L35 180V178H36V180H35V183H39V184H37V186H36V184H34V180H32L31 178H29V180H28V178L26 179L25 178V181H24V177H23ZM31 173L33 174V175H31ZM39 174L38 176H37V174ZM61 173H62V175H61ZM83 174V175H86V176H83V175H80V174ZM122 175H121V174ZM149 173V174H148ZM158 173V174H157ZM171 173H173V174H175L174 176H172L173 174H171ZM184 175H183V174ZM202 173V174H201ZM207 173V174H206ZM210 173H211V175H210ZM218 173V174H217ZM234 173V174H233ZM235 173H237V174H235ZM241 173V174H240ZM18 174V175H17ZM36 174V175H35ZM58 174V175H57ZM68 174V175H67ZM71 174V175H70ZM99 176H97V175ZM100 174V175H99ZM132 174H133V176L134 177H136L135 178V180H134V177L132 176ZM145 174H147V175H145ZM153 175L152 177H155L154 179L153 178H150V176L149 175ZM158 175V177L156 178V175ZM181 174V175H180ZM188 174V175H187ZM189 174H190V176H189ZM204 174V175H203ZM215 175V176H213L212 177V175ZM240 174V175H239ZM18 177H17V176ZM35 175V178L33 177ZM70 175V178H71V176L73 177V178H69V177H67V176H69ZM76 175H78L77 177H80L81 176V178L79 179V178H77L76 179V177L74 178V176H76ZM80 175V176H79ZM90 176V178H88L89 176ZM101 175H102V177H101ZM111 177H109V176ZM124 175V176H123ZM127 175H129V177L127 176ZM141 175V176H140ZM143 175V176H142ZM160 175V176H159ZM169 175V176H168ZM195 175H197V177H198V179H194V177L193 176ZM210 177H209V176ZM12 176V177H11ZM82 176L85 178V180L87 179V180H91V181H96L97 180V184H99L98 182L100 181V184H102L103 186H97L98 188H100L99 190H101L102 189V191H98V189H97V187L95 188L94 186H95V182H93L94 183V185H93V183L92 182H88L87 180L84 182L83 180H84V178H82ZM103 176L105 177L106 176V178L104 179L103 178ZM116 176H117V179H116ZM120 176H122V177H120ZM132 177V179L134 180V181H136V183L134 182V181H131V182H129L130 180H132L131 179V177ZM184 176V177H183ZM186 176V177H185ZM232 176V177H231ZM233 176H234V178H233ZM3 177V178H2ZM19 178L20 177V180H21V182L19 181V179L17 180V178ZM22 177V178H21ZM56 177V178H55ZM87 177V178H86ZM97 177H98V179H97ZM113 177V178H112ZM114 177H115V179H114ZM120 177V178H119ZM127 177V178H126ZM143 179H145V180H143ZM150 179H149V178ZM159 177H162V178H160L159 179ZM189 177V179H187ZM193 177V178H192ZM196 177V178H197ZM214 177H216L215 179H213ZM13 178H16V181H18V183L20 182V184L22 185H18L17 186V182L15 181V179H13ZM48 178V179H47ZM55 178V179H54ZM91 178H93V179H91ZM122 178V179H121ZM130 178V179H129ZM148 178V179H147ZM184 178H186L185 179V183L187 184L188 182V184H191L192 185V183H195V182H197V180H198V182L197 183H195L196 184V187L198 188V190H197V188L195 187V184H193L194 186L192 187V186H190V185H186V184H184V181H182V180H184ZM191 178V179H190ZM233 178V179H232ZM3 179H4V181H3ZM12 179V180H11ZM65 180V182L67 181V183H65L66 184V186L64 185L63 186V188H61L62 186L61 185H63L64 184V180ZM67 179V180H66ZM68 179H70V181L68 180ZM83 179V180H82ZM109 179H112V180H108V183H112V184H110L109 185V187H111L112 185H114V183H115V185H116V187L118 188H116L115 189V185L113 186V188H114V190H115V192L113 193L112 192V187L110 188L111 190H109V188H108V183H107V185L105 184V182H103V181H106L107 182V180ZM142 179V180H141ZM158 179H159V181H158ZM161 179H163L162 181L164 182V184H163V182L161 181ZM192 179H194V181L192 180ZM211 179H212V181H211ZM232 179V180H231ZM236 179V180H235ZM243 179H248L247 181H249L248 183H246L245 182V180H243ZM254 179V180H253ZM263 181H262V180ZM10 180V184L11 183H13V184H11V186L12 185H14V187H20V191L24 194H19L20 193V191H19V188H17V191L15 190V188L13 187H10V188H8L9 187V183H8V181ZM14 180V181H13ZM30 180H32V182H29V184H34L35 186L34 187H36V188H40V187H42L41 186V184H43L44 182L46 183V184H48V185H45V183H44V185L46 186H44V187H42L43 189H41V191L42 192H44V198L43 199H45V197H46V194L48 193L49 194V192L48 191H46V188L48 189V188H54V189H49L50 190V192L51 193H53L55 190L56 191H58L57 193H56V191L54 192V194L56 193L57 194V196L59 195V193H61L60 195H62V194H64V195H66L67 193H68V197L70 196V198H75L74 199V201H75V203L73 202V199H68V197H67V195H66V197L65 196H63L64 198H65V200H64V198H61L60 196H56V195H54L53 194V196H54V198L52 199H49L48 200V198H46L45 200H48V202H46L45 200L43 201V199H41L43 196V194H42V192L39 190V188H38V191H37V189H36V192H35V189H34V187H31V189L34 191H32L31 189H28L29 191H27L26 189L29 187L30 188V186L28 185V181H30ZM40 180V182L41 181H43V183L41 182H38V181ZM58 180V181H57ZM81 180V181H80ZM99 180V181H98ZM114 180H116L117 181V183L119 184H117L116 183V181L114 182ZM118 180H120V182L122 183H120V182H118ZM123 180V181H122ZM126 180V181H125ZM151 180V181H150ZM165 180H166V182H165ZM168 180V181H167ZM205 180V181H204ZM216 180V181H215ZM27 181V182H26ZM71 181L74 183V187L72 186L73 185V183H72V185L70 184L71 183ZM76 181H79L78 183H76ZM103 183H102V182ZM151 183H150V182ZM160 184H158L157 182ZM161 181V182H160ZM172 181H173V183H172ZM176 181V182H175ZM193 181V182H192ZM207 181V182H206ZM234 181V182H233ZM251 181V182H250ZM262 181V182H261ZM24 182V183H23ZM25 182H26V184H25ZM70 182V183H69ZM80 182H81V184H80ZM82 182H84V183H88L89 185H90V183L93 185H90V186H92V188L94 187V191H93V189H89V185L86 183V185L88 186H86V188H87V190H88V192L89 193H86V194H83V198H84V201H83V198L82 197H80V198H78L80 195L78 194L79 192H80V194H81V196H82V193H83V191H87V190H84V189H86L85 188V184L84 183H82ZM127 182V183H126ZM129 182V183H128ZM132 182H134V183H132ZM147 182V183H146ZM172 184H170V183ZM192 182V183H191ZM210 182V183H209ZM214 182H216V183H214ZM233 182V183H232ZM123 183H125V184H123ZM131 183V185H128V184H130ZM138 183V184H137ZM139 183H140V185H139ZM145 183V184H144ZM152 184V186L151 185H149V184ZM155 183V184H154ZM199 183V184H198ZM202 183V184H201ZM229 183L230 184H233V186H235V188H232L233 186H230L229 185ZM262 183V184H261ZM16 184V185H15ZM23 184H24V186L25 187H27V188H25V187H23ZM31 184V186H33ZM99 184V185H100ZM132 184H134L133 186H132ZM146 184H148V185H146ZM162 184V185H161ZM167 184V185H166ZM207 184V185H206ZM209 184V185H208ZM211 184L214 186V189L212 188L213 186H211ZM221 184V185H220ZM240 184V185H239ZM261 184V185H260ZM8 185V186H7ZM39 185V186H38ZM49 185H50V187H49ZM53 185V186H52ZM67 185H70L69 187L67 186ZM80 185V186H79ZM81 185H83V186H81ZM123 186L122 188H120L119 189V187H121V186ZM127 185V186H126ZM136 185H138L137 187H136ZM156 185H157V188H156ZM170 185V186H169ZM176 187V189H175V187ZM186 185V186H185ZM202 185V186H201ZM219 185V186H218ZM225 185V186H224ZM250 185V186H249ZM252 185H253V187H252ZM55 186V187H54ZM59 186H61L60 187V189H59ZM79 186L80 188H78V190H77V187ZM141 186V187H140ZM145 186V187H144ZM149 186H151V188H153V189H150V187ZM154 186V187H153ZM160 186V187H159ZM166 186H167V189H166ZM179 186H180V188H179ZM185 186V187H184ZM188 186V187H187ZM189 186H190V188L191 189H189ZM207 186V187H206ZM209 186H210V189H209ZM246 186V187H245ZM261 186H263L262 187V189H261V191H260V187ZM68 187V189H66V188ZM73 187V189L74 190H76V191H74V194H72V195H70L71 193H73L72 191H73V189H71ZM76 187V188H75ZM83 188V190H82V188ZM105 187V188H104ZM131 187H132V192H129V190L131 191ZM147 187V190H145V188ZM172 187V188H171ZM182 187V188H181ZM186 187L188 188V189H186ZM196 189H195V188ZM229 187H230V189H229ZM250 187V188H249ZM252 187V188H251ZM257 187H258V189H257ZM7 188V190H5ZM12 188V189H11ZM21 188L24 190L25 189V191H23V190H21ZM44 188H45V190H44ZM69 188H70V190H69ZM128 188H130V189H128ZM137 188V189H136ZM142 188V189H141ZM144 188V189H143ZM149 188V189H148ZM156 190H155V189ZM163 188V189H162ZM123 189V191H121ZM126 189V190H125ZM158 189H159V191H158ZM193 189V190H192ZM194 189L195 190H197V191H195L194 193L195 194H193V192H192V194H193V196H192V198L190 197L191 195L188 193V192H191V191H194ZM202 189V190H201ZM209 189V190H208ZM217 189H219V190H217ZM230 190V191H228V190ZM248 192V193H246L245 192V190ZM256 189V190H255ZM10 190V191H9ZM51 190H54L53 192L51 191ZM59 190L61 191V192H59ZM65 190H69L68 192H66V194L64 193V191ZM107 190V192L108 193H110V192H112V194L110 193L109 194V197H108V195L106 196L105 194L106 193H104L105 191ZM119 190V191H118ZM136 190V191H135ZM140 190V191H139ZM149 190V191H148ZM161 190V191H160ZM162 190H164V191H162ZM172 190V191H171ZM184 192H186V193H188V194H186V193H184ZM186 190V191H185ZM189 190H191V191H189ZM221 190H223V192L221 191ZM237 192H235V191ZM8 191V192H7ZM33 192V194H31L32 192ZM41 192V194L42 195H40L39 193ZM45 191H46V193H45ZM71 191V192H70ZM82 191V192H81ZM91 191V192H90ZM135 191V192H134ZM142 191H144L143 192V194H142ZM152 191H153V195H156L157 193V195H156V197L155 196H153L152 195ZM156 191V192H155ZM176 191V192H175ZM201 191L203 192V194L201 193ZM215 191H217V192H215ZM227 191V192H226ZM232 191V192H231ZM234 191V192H233ZM256 191H258V192H256ZM3 194H2V193ZM25 192L27 193V194H25ZM31 192V193H30ZM39 192V193H38ZM77 194H76V193ZM84 192V193H85ZM94 192H96V194L94 193ZM98 192H100V193H98ZM119 192V193H118ZM121 192V193H120ZM123 192V193H122ZM127 192H129V193H127ZM134 192V193H133ZM147 192V193H146ZM161 192H162V194H161ZM165 192V193H164ZM175 192V193H174ZM177 192H178V194H177ZM183 192V193H182ZM200 192V193H199ZM226 192V193H225ZM263 194H261V193ZM12 193H14V194H12ZM28 193L29 194H31V196L30 195H28ZM37 194H39V196H41V200L42 201H38L37 199H34L33 198V200H32V198L31 197H35V198H37L36 197V195ZM70 193V194H69ZM90 193H93L94 195H90V196H88ZM103 193V194H102ZM118 193V194H117ZM124 193H127L128 195H126V194H124ZM142 194V196L141 195H138V194ZM156 193V194H155ZM198 193H199V195L201 196V197H198V198H195V197H197V195H198ZM218 193V194H217ZM236 193V194H235ZM242 193V194H241ZM255 193H257V194H255ZM115 194H117L118 196H116ZM131 194V195H130ZM148 194V195H147ZM164 194H166V195H164ZM168 194H170V195H168ZM183 194H186V195H183ZM207 194H208V196H207ZM225 194H227V196L225 195ZM229 194V195H228ZM21 195V196H20ZM25 195H28L27 197H29V198H31V199H29V198H27ZM32 195H34V196H32ZM76 197H75V196ZM87 195V196H86ZM95 195H97V196H95ZM98 195H100L99 197H98ZM102 195H104V198H102L103 196ZM111 195H115L114 197L116 198V200L114 199V197L112 198L111 197ZM152 195V196H151ZM162 195V196H161ZM177 195H179V196H177ZM190 195V196H189ZM198 195V196H199ZM205 196V198H204V196ZM213 195V196H212ZM251 195V196H250ZM258 195V196H257ZM260 195H262V196H260ZM15 197L16 199L15 200H9L8 198H12V197ZM28 199L27 201H29V200H32L33 202H31V201H29V203H27L25 200V197ZM38 196V197H39ZM48 196V195H47ZM49 196L50 197H53V196H51V194H49ZM73 196V197H72ZM78 196V197H77ZM94 196V197H93ZM102 196V197H101ZM106 196V197H105ZM121 196V197H120ZM147 196V197H146ZM150 196H151V198H153L152 200L150 199ZM165 196V197H164ZM178 197V200H177V197ZM187 196V197H186ZM195 196V197H194ZM216 196V197H215ZM257 196V197H256ZM13 197V198H14ZM22 197H24V198H22ZM60 197V198H59ZM93 198V200H92V198ZM96 197V198H95ZM124 197V198H123ZM126 197V198H125ZM134 197V198H133ZM136 197H137V199H136ZM139 197V198H138ZM142 197H143V199H142ZM148 198V199H146L145 200V198ZM163 197V198H162ZM171 197V198H170ZM186 197V198H185ZM190 197V198H189ZM207 197V198H206ZM236 197V198H235ZM262 197V198H261ZM55 198H57L58 200H54ZM86 198H91V200H90V202L92 201V202H94V204H99L98 205V207L100 208V207H102L104 204H106V201H107V199L108 200H110V201H112L110 204H109V202L110 201H107V203L111 206H114L115 205V203H116V201L117 200H119V199H121V200H119V201H117V203H116V206L118 207V204L119 205H121L120 204V202L122 201L124 204H126L125 206L126 207H124L123 205L124 204H122L121 206H123L124 208H126L125 210H124V208H122L121 206L120 207H108L107 206V204H106V206L104 205L103 207H102V209H104L105 210V208L107 209V208H110V210H113V211H110L109 209L108 210H101V208H100V210H99V208L97 209L96 207V205H94L93 203L92 204H90V203H87V202H85V200H86ZM95 198V199H94ZM100 198H102V199H100ZM110 198V199H109ZM112 198V199H111ZM119 198V199H118ZM141 198V199H140ZM181 199V201H180V199ZM186 200H185V199ZM188 198V199H187ZM247 198V199H246ZM9 201H8V200ZM60 199H62V200H60ZM79 199H82L81 201L83 202H81V201H77V200H79ZM97 199L98 200H100L99 201V203H97ZM104 199V200H103ZM105 199H106V201H105ZM124 199H126V201H124ZM127 199H128V201H127ZM131 199V200H130ZM136 199V200H135ZM171 199H172V201H171ZM189 199H193L194 200V202H193V200L191 201V200H189ZM197 199L199 200L200 199V202H201V204H203V205H201L200 203H198V201H197ZM212 199H213V201H212ZM238 199V200H237ZM259 199V200H258ZM261 199V200H260ZM263 199V200H262ZM22 201L21 203H24L25 204V206H29V208L31 207V209L32 208H34V207H38V208H34V211L33 210H31V211H33V213L30 211V209H28L27 207L25 208V206L22 204L21 206H22V208H21V206H20V201ZM34 200H37L38 201V203L37 204H35L36 203V201H34ZM53 202H52V201ZM66 200H68V202H70V201H72L73 203H69L68 204V202L66 201ZM140 200H141V202H140ZM143 200V201H142ZM155 200H156V204H155ZM161 200V201H160ZM175 200V201H174ZM189 200V201H188ZM236 200V201H235ZM13 203H12V202ZM51 201V202H50ZM60 202V205H58L57 203H56V205H54L55 206V208H54V206H51V204L52 203H54V202ZM86 201H88L89 202V200L87 199ZM102 201V202H101ZM104 201V202H103ZM114 201H115V203H114ZM131 201V202H130ZM136 201V202H135ZM145 201V202H144ZM149 201H151V202H149ZM153 201V202H152ZM159 201V202H158ZM180 201V202H179ZM197 201V202H196ZM219 201V202H218ZM247 203H246V202ZM26 202V203H25ZM41 204H40V203ZM43 202V203H42ZM65 202V204H66V207H65V204H63ZM102 203V206H101V203ZM119 202V203H118ZM178 202V203H177ZM183 202H184V204H186V205H184L183 204ZM188 202H190V203H188ZM191 202H192V204H191ZM211 202H213V203H211ZM224 203V205H223V203ZM227 202V203H226ZM30 203H33V207L32 206H30V205H32V204H30ZM47 204V203H51V204H47V205H45V204ZM79 205H78V204ZM85 203L88 205H91L90 207V209L87 207V205H85ZM114 203V204H113ZM139 203L141 204V205H139ZM143 203V204H142ZM150 203H154L155 205L154 206H152L153 204H150ZM168 203V205H166ZM181 203V204H180ZM207 205H209V206H206V208L204 207L206 204ZM217 203V204H216ZM221 203V204H220ZM258 203H259V205H258ZM26 204H29V205H26ZM39 204H40V206H39ZM44 204V205H43ZM61 204H63V205H61ZM71 204V205H70ZM78 205L79 207H81L80 209H78L76 206H74V205ZM83 204H84V206L87 208V211L88 210H90V211H86V209L84 210V208H82L83 207ZM129 204V205H128ZM132 204V209H130L131 208V205ZM135 204V205H134ZM146 204V206L144 207V205ZM147 204H149V205H147ZM191 204V205H190ZM199 204V205H198ZM205 204V205H204ZM212 206H211V205ZM214 204V205H213ZM244 204V205H243ZM246 204V205H245ZM48 205L49 206H51L52 208H54V209H52V210H49L50 212H52V213H47L48 211ZM53 205V204H52ZM69 205V206H68ZM81 205V206H80ZM88 205V206H89ZM94 205V206H93ZM136 205H139V207L141 208H139L138 206H136ZM151 205V206H150ZM157 205H159V206H157ZM166 205V206H165ZM189 205V206H188ZM216 205H217V207H219V209H217V207H216ZM221 205V206H220ZM237 205H239V207H237ZM41 206H47L44 210L45 211H47V212H43L44 210L42 209V207ZM61 206H64V207H61ZM73 206V209L75 210V211H77L78 212V210L80 211V213H81V211H83L84 210V212L86 211L87 213H88V215L89 214H91V212H92V214L91 215H89V217H88V215H87V213H82L83 214V216H82V214H78L77 215V212H75L74 213V211H72V212H70V210L72 209H69L68 208V210H67V207H72ZM127 206H129V208L127 207ZM134 206V207H133ZM151 207V209L149 208V207ZM164 206V207H163ZM192 206V207H191ZM194 206H196V207H194ZM203 206V207H202ZM232 206V207H231ZM250 206H251V208H250ZM253 206V207H252ZM10 207H11V209H10ZM23 207H24V209H23ZM57 207V208H56ZM60 209H59V208ZM74 207H76V208H74ZM92 207H94V208H92ZM105 207V208H104ZM136 207V208H135ZM147 207V208H146ZM153 207V208H152ZM175 207H176V209H175ZM183 207H184V210H183ZM187 207V208H186ZM188 207H189V209L190 208H192V210L193 211H191V209L189 210L188 209ZM199 207V208H198ZM201 207H202V209H201ZM210 207V208H209ZM256 207V208H255ZM13 208V209H12ZM15 208V209H14ZM41 208V209H40ZM63 208H66V210L65 209H63ZM117 208V209H116ZM147 209V211H146V209ZM159 208V209H158ZM179 208V209H178ZM187 209V211L189 210V215H188V212H186L185 210ZM207 208H208V210H207ZM212 208H216V209H212ZM246 208V209H245ZM6 209V210H5ZM10 209V210H9ZM26 209V211H30L31 212V214L28 212V214L30 215V216H28L27 214H26V212H25V215H24V217L28 220H26L25 221V219H23L22 217H23V210H25ZM28 209V210H27ZM38 209H40L41 210V212H40V210H38ZM49 209H51V208H49ZM56 209V211H54ZM83 209V210H82ZM93 209V210H92ZM119 209V210H118ZM121 209H123L122 211H121ZM129 209V210H128ZM137 211V212H135V210ZM142 209H143V211H142ZM149 209H150V212H151V214H150V212H149ZM195 209H196V211L197 212H200V213H197L196 211H195ZM204 209H205V211H204ZM211 209V211H209ZM239 209V210H238ZM4 210V211H3ZM36 210H38V211H36ZM114 210H116L117 211V213L120 215H118L119 216V218L120 217H122V218H120V219H118V216L116 215L117 213H116V211H114ZM131 210V211H130ZM133 210H134V213H132V215H130L129 213L130 212H133ZM157 210H158V212H157ZM161 210V211H160ZM166 210V211H165ZM170 210H172V211H170ZM175 210V211H174ZM203 210V211H202ZM7 213H6V212ZM9 211V212H8ZM13 211H15V212H13ZM20 213H19V212ZM23 211V212H22ZM35 211H36V213H35ZM94 211V212H93ZM96 211V212H95ZM98 211V212H97ZM100 211V212H99ZM106 211H109V212H106ZM120 211H121V214H120ZM127 213L128 212V214L130 215H128V214H124V215H122L123 213H125V212ZM130 211V212H129ZM207 211V212H206ZM213 211V212H212ZM217 211H218V214H217ZM232 211V212H231ZM40 212V213H39ZM54 212V213H53ZM55 212L58 214V215H56L55 214ZM59 212V213H58ZM68 212V213H67ZM90 212V213H89ZM104 214V212H105V215H103L102 213ZM115 212V213H114ZM138 212H139V214H138ZM140 212H142V213H140ZM146 212V213H145ZM191 212H193L194 213V216H193V213H191ZM201 212H204L203 214L201 213ZM210 214H209V213ZM215 212V214L213 215H211V213H214ZM223 212H224V214H223ZM235 212V213H234ZM250 212H253V214L252 213H250ZM257 212V213H256ZM262 212V213H261ZM3 213H6V215H4ZM16 215H15V214ZM43 214V216H42V214H41V218L39 217V214ZM44 213H45V215H44ZM46 213L48 214V217H47V215H46ZM66 213V215H64ZM72 213V214H71ZM94 213H95V215H94ZM98 213H101L102 214V216H100V215H98V217H101L102 219H100L99 218V220L98 221H96L95 219L97 218V217H95L96 216V214H98ZM111 213H113V214H115L116 216H117V219H116V217H114L113 218V214H111ZM155 213V214H154ZM157 213H158V215H157ZM191 213V214H190ZM242 213V214H241ZM11 214V215H10ZM49 214H54L55 216L54 217H52V216H50ZM70 214L73 216H71L72 217V219H71V217L69 218V216H70ZM86 214V217L84 216ZM107 214H109V215H107ZM136 214V215H135ZM144 214H146V215H144ZM148 214H150V215H148ZM155 216H153V215ZM188 216H187V215ZM199 214H201V215H199ZM209 216H208V215ZM217 214V215H216ZM240 214V215H239ZM260 214V215H259ZM17 215H19V216H17ZM64 215V216H63ZM69 215V216H68ZM77 217H76V216ZM110 215H111V217H110ZM113 215V216H112ZM126 215H127V217H126ZM135 217H134V216ZM139 215H141V216H139ZM144 215V216H143ZM191 215V216H190ZM211 215V216H210ZM223 217H226V221H225V218H223ZM227 215V216H226ZM235 217H234V216ZM251 215H252V217H251ZM262 215V216H261ZM20 217L19 218V220L16 218V217ZM46 216V217H45ZM59 216V219H60V217L61 216H63V217H67L68 219L67 220H65V218H63V217H61V219L63 220L62 222L63 223H60L59 221H58V217ZM91 216V217H90ZM94 216V217H93ZM104 216V217H103ZM105 216H107L106 218H105ZM124 216H125V218H124ZM131 216H133L132 218H135V219H133V221H132V218H129V217H131ZM142 216H143V219L144 220H147V221H145V222H143L144 220L142 219ZM197 216V217H196ZM200 216V217H199ZM216 216H218V217H216ZM230 216H232V218L230 217ZM238 216V217H237ZM248 216V217H247ZM256 218H255V217ZM260 218H259V217ZM51 217V218H50ZM56 217V221L59 223V224H61V225H59V224H56L57 222L55 221V220H53L54 218ZM75 217V218H74ZM80 217V218H79ZM82 217L85 219V222H87V220H86V218L88 217V218H90L91 220H89L90 221V223H89V221H88V223L90 224L89 226V229H91V231L90 230H88V231H90V232H88L87 230H86V232H85V230H82V229H84V227H82V226H85V229L86 228H88L87 227V224H85L84 223V221H83V219H82ZM95 218V219H93V218ZM141 217V218H140ZM172 217V218H171ZM189 217V218H188ZM194 217V218H193ZM202 217V218H201ZM242 217H243V220L244 221H242L241 219H242ZM246 217V218H245ZM254 217V218H253ZM262 217V218H261ZM7 218H8V222H7ZM40 219V221H39V219ZM42 218H46L45 220L48 222V218L49 219H52L53 221L52 222H54L53 224L56 226H58L59 228H60V230H61V232L60 231H58L59 230V228L58 227H56V229H58V230H55V233L54 234H52L51 232V230L52 229H50L49 228V226H50V223L49 224H46V222H45V220H43ZM110 218H112L111 220H110ZM128 220H127V219ZM146 218V219H145ZM192 218H193V220H192ZM195 218H198L197 220H195ZM206 220H205V219ZM223 218V219H222ZM248 218V219H247ZM250 218V219H249ZM17 219V220H16ZM23 219V220H22ZM42 219V220H41ZM60 219V220H61ZM77 219V220H76ZM79 219H82V221L81 220H79ZM117 220L116 222H114L115 220ZM124 219V220H123ZM132 221H130V220ZM142 221H141V220ZM150 219V220H149ZM153 219V220H152ZM183 219L185 220V221H183ZM188 219V220H187ZM202 219V220H201ZM231 219V220H230ZM239 219V220H238ZM252 219V220H251ZM6 220V221H5ZM72 220H76V222L75 221H72ZM81 221V222H79V221ZM101 220V221H100ZM108 222H112V223H114V224H111V223H107V221ZM120 220V221H119ZM139 220V221H138ZM172 220V221H171ZM194 220H195V223H194ZM215 220V221H214ZM221 220V221H220ZM230 220V221H229ZM234 220L236 221V222H234ZM239 222H238V221ZM249 220V221H248ZM251 220V221H250ZM5 221V222H4ZM22 221H25V223H27L28 225V227L26 226V225H24L25 223H23ZM37 221H39L43 226H44V223H45V227L44 228H42V230L44 229V231H46V233L44 232V231H42V230H39L40 232H44V233H42V234H45L44 235V237H42V236H39V231H36V232H38V234L36 233V235H34V231L35 230H37L38 229V227H40L41 225H38V224H40L39 222H37ZM42 221H44V223L42 222ZM51 221V220H50ZM104 221L106 222L105 224H104ZM125 221V222H124ZM127 221H129V223L127 222ZM135 221H136V223H135ZM148 221L150 222V223H148ZM159 221L161 222V223H159ZM164 221V222H163ZM198 221V222H197ZM202 221V222H201ZM8 223V225H7V223ZM19 222H20V224L21 223H23L22 224V226H25V227H27L26 228V232H25V234H24V232L22 231V230H25V228L23 227V229H22V226H19L20 224H19ZM52 222H51V224H52ZM66 224H65V223ZM70 222V223H69ZM71 222H73V224H74V222L75 223H77V224H79V223H81L80 225H79V227L80 228H82L81 230L86 234L87 233V235H89V237L88 236H86L84 233V237L82 236L81 237V234L82 233H80V229H79V227H76V226H78V225H76L75 224V227H73V224H71ZM96 222V224H94ZM120 222H123V224L122 223H120ZM142 222V223H141ZM187 222V223H186ZM200 222V223H199ZM254 222V224H252ZM2 223H6L5 225H3ZM14 223H15V225L17 224L19 227H21V229L19 228V227H17V225H16V228H18L17 229V231H18V233H20V235H21V233L23 234V236L21 235V236H19L18 237V233H17V231H16V229H15V231H16V236L12 233V232H15L14 231ZM98 223H99V226H102V224H100V223H103V226L102 227H99V229L100 230H98V232H97V229H96V227H95V225L97 226L98 225ZM117 223V224H116ZM138 223V224H137ZM139 223H141V224H139ZM147 223H148V225H147ZM190 223V224H189ZM194 223V224H193ZM198 223V225H196ZM203 223V224H202ZM204 223H208V224H204ZM210 223V224H209ZM227 223V224H226ZM263 223V224H262ZM30 224V225H29ZM67 224H69V225H71V226H69V225H67ZM82 224H85V225H82ZM93 224H94V226H93ZM106 224H107V226H106ZM122 225V229L120 228V225ZM126 224V225H125ZM128 224V225H127ZM129 224H130V226H129ZM135 225V227L136 228H134V230L135 231H132V225ZM145 224V226H143ZM162 224V225H161ZM199 224H202V225H199ZM244 224H245V227H244ZM252 224V225H251ZM49 225V226H48ZM54 225H51V228H53V230L55 229L54 227ZM66 226L67 225V227H71V228H66V227H60V226ZM105 225V226H104ZM115 226V228H117L116 230H114L115 228L113 227H110V226ZM170 227H169V226ZM174 225V226H173ZM186 225H188L187 227H186ZM191 225V226H190ZM193 225V226H192ZM233 225H236V227L234 226V228H233ZM241 227H239V226ZM242 225V226H241ZM10 226H11V224H10ZM43 226H41V227H43ZM52 226H54V227H52ZM91 226H93V228L95 229V231L93 230V228H91ZM118 226H119V228H118ZM128 226V227H127ZM138 226V227H137ZM147 226V227H146ZM148 226H149V228H148ZM151 226V227H150ZM157 226V227H156ZM250 226V227H249ZM256 226V227H255ZM32 227V228H31ZM47 227L50 229H47ZM104 227V229H105V231H103L101 228H103ZM109 227V228H108ZM130 227V228H129ZM160 227V228H159ZM194 227V228H193ZM238 227V228H237ZM243 227V228H242ZM260 227V228H259ZM30 228V229H29ZM74 228V229H73ZM79 230H78V229ZM98 228V227H97ZM108 228V230H110V232L109 231H107L106 229ZM127 228H129V230L127 229ZM154 228H157V229H155L154 230ZM222 228V229H221ZM235 228H237L236 230H235ZM246 228V229H245ZM249 230H248V229ZM10 229V230H9ZM32 229V230H31ZM49 230V231H51V232H48L47 230ZM69 229H72V232H71V230H69ZM75 229H77V231H75ZM111 229H112V231H115L114 233L111 231ZM129 231V234H128V231ZM149 229V230H148ZM173 229V230H172ZM175 229V230H174ZM185 229V230H184ZM243 229H245V230H243ZM19 230H20V232H19ZM27 230H28V232H27ZM103 231V234H105V236H102L101 235V233H102V231ZM123 230H126L127 232H125L124 231V233L122 232ZM157 230H159L158 232H157ZM162 230V231H161ZM167 230H168V232H167ZM205 230V231H204ZM241 230V231H240ZM248 230V231H247ZM22 231V232H21ZM33 231V232H32ZM60 232V233H58V232ZM92 231H94V232H96V233H94V232H92ZM99 231H101V233H100V235H97V234H99ZM109 232L108 234V236H107V233H104V232ZM122 232V233H119V232ZM133 232V233H131V232ZM149 231V232H148ZM166 231V232H165ZM237 231V232H236ZM57 232V233H56ZM69 232V233H68ZM77 232H79V233H77ZM138 232V233H137ZM143 232V233H142ZM184 232H185V234H184ZM203 232V234H202V236H200L201 235V233ZM209 232V233H208ZM252 232V233H251ZM27 233H28V235H27ZM68 233V234H67ZM92 233H94V234H92ZM113 235H111V234ZM116 233H118L119 234V236L117 235L116 236ZM135 233L137 234V236L135 235ZM145 233H146V235H145ZM197 233V234H196ZM226 233V234H225ZM12 234V236H10V237H12V238H15L16 237V239H12V238H9L8 236L9 235H11ZM32 234V235H31ZM41 234V233H40ZM41 234V235H42ZM71 234H75V235H71ZM76 234H78L79 235V237L76 235ZM82 234V235H83ZM90 234H92V235H95L96 234V238H95V236H93L92 237V235H90ZM120 234H122V235H124V236H122V235H120ZM127 234H128V236H127ZM133 234H134V238H132L133 237ZM141 234V235H140ZM143 234V235H142ZM154 234V235H153ZM196 236V237H194V235ZM249 234H250V236H249ZM258 234V235H257ZM3 235H5L6 236V238L5 237H3ZM8 235V236H7ZM13 235L15 236V237H13ZM34 235V236H33ZM48 235H49V237H48ZM111 235V238L109 237ZM213 237H212V236ZM27 236V238H25ZM29 236V237H28ZM30 236H31V238L32 239H34V237H35V241L34 240H32V239H29L30 238ZM38 236V238H36ZM58 236V237H57ZM75 236H76V238L78 239H76L75 238ZM98 236H99V238H98ZM107 236V237H106ZM130 236V238H129V240H128V237ZM150 236V237H149ZM153 236V237H152ZM170 236V237H169ZM205 236H208V237H205ZM210 236V237H209ZM245 236H246V238H245ZM259 236V237H258ZM3 237V238H2ZM22 237H24L22 240H21V238ZM40 237H42V238H40ZM45 237H47V239L48 240H50L51 238V241H53V240H55L54 241V243L56 242V241H58L57 242V245L59 246H57V245H55L54 243H52L51 241V243L50 244H54L53 246H51L50 247V249H53V247H54V249H53V251L56 253V251H58L59 252V254H58V252L56 253V254H58L57 256H56V254L54 255L53 254V252H52V250H50V249H48L49 247H47L46 245H50V244H48L49 242L48 241H46V243H44L45 242V240H47ZM51 237V238H50ZM58 239H56V238ZM65 237V238H64ZM72 237H74V239L72 238ZM81 237V238H80ZM103 237L105 238V239H103ZM112 237H115V238H112ZM122 237V238H121ZM125 237V238H124ZM138 237H139V239L141 238V241L138 239ZM144 237V238H143ZM159 237V238H158ZM168 237V239H165V238H167ZM184 237V238H183ZM186 237V238H185ZM8 238V240H10V241H8V240H6ZM55 238V239H54ZM61 238V239H60ZM67 238L68 239H70L71 238V240H67ZM79 238L82 240L81 241V243H80V241H79ZM92 238V239H91ZM93 238H95V239H93ZM148 238V239H147ZM204 238V239H203ZM210 238L212 239V241L210 240ZM225 238H226V240H225ZM228 238V239H227ZM230 238V239H229ZM12 239V240H11ZM24 239L26 240V239H28L27 241H26V243H27V245H26V243H25V241H24ZM37 239H42V241H40V240H38L37 241ZM76 242H78L79 241V243L80 244H76L75 242H72L73 240ZM84 239H85V242H83L84 241ZM90 239V240H89ZM107 239V242L106 241H104V240H106ZM108 239H111V241H109ZM112 239H114V240H112ZM120 240V241H118L117 243H115L117 240ZM133 239V240H132ZM146 239V240H145ZM165 239V240H164ZM250 239V240H249ZM15 240V241H14ZM31 240V241H30ZM89 240V241H88ZM99 240V241H98ZM100 240H101V243H102V240H103V242H105V243H103V245L100 243H98V242H100ZM123 240H124V243H123ZM128 240V241H127ZM131 240V241H130ZM142 240H143V242H142ZM144 240H145V242H144ZM159 240V241H158ZM180 240V241H179ZM229 240V241H228ZM239 240H240V242H239ZM247 240V241H246ZM254 240V241H253ZM9 243H11V244H13V243H15V244H17L16 242H18V241H20V242H18V245H19V247L18 246H15L14 244L13 245H11V244H9ZM21 241H24V243L22 242V244L23 245H21V244H19V243H21ZM28 241H30V242H28ZM36 243H40V244H38L37 246L39 247V249L36 247L35 248V246L36 245H34L33 243L34 242ZM64 241H66V242H68V243H66V242H64ZM109 241V242H108ZM114 241V242H113ZM125 241H126V243H125ZM132 242V243H130V242ZM135 241V242H134ZM156 241V242H155ZM183 241V242H182ZM225 241V242H224ZM238 241V242H237ZM32 242V246L29 244V243H31ZM111 242V244H109ZM120 242H121V244H120ZM153 242V243H152ZM160 242V243H159ZM199 242V243H198ZM261 242V243H260ZM44 243V244H43ZM61 243V245H62V247H63V249L61 248V245H59ZM71 243V244H70ZM73 243H74V245H73ZM88 243V244H87ZM91 243V244H90ZM92 243H93V246H92ZM97 245H95V244ZM109 244V245H107V244ZM115 243V244H114ZM127 243H129V244H127ZM133 243H135V244H133ZM167 243V244H166ZM231 243V244H230ZM239 243V244H238ZM248 245H247V244ZM6 244V245H5ZM8 244V245H7ZM43 244V245H42ZM83 244H85V245H83ZM86 244H87V247H86V249H87V251L85 250L84 251V249H85V246H86ZM119 246V244H120V246L118 247L117 245ZM125 244V245H124ZM162 244V245H161ZM242 244H243V248H245V249H243L242 248ZM25 245V246H24ZM43 247H42V246ZM84 246V248H83V246ZM90 245V246H89ZM105 245H107L106 247H104V249H102L103 248V246H105ZM134 245V246H133ZM138 245H139V247H138ZM153 245V246H152ZM164 245V246H163ZM182 245V246H181ZM214 245V246H213ZM9 247V246H15L14 247V249L11 247V249H13L12 251H15V252H12L11 250H8L9 248H7V247ZM20 246H22L21 248H23V246L25 247V248H27L25 251H24V249H20ZM27 246V247H26ZM28 246L30 247L29 249H28ZM89 246V247H88ZM94 246H96V247H98L99 249H100V252H99V250L97 251V249H96V247H95V249L96 250H94ZM100 246H101V248H100ZM125 246H127L125 249H123ZM136 246L138 247L137 249H136ZM169 246V247H168ZM210 246H211V248H210ZM5 247H6V249H5ZM18 247V250L20 249V250H22V252L20 253L18 250H16L15 248H17ZM42 247V248H41ZM45 247H47V249L45 248ZM56 247H57V249H56ZM90 247H93V249L91 250V248ZM116 247H118V248H116ZM128 247H130V248H128ZM159 247V248H158ZM183 247V248H182ZM185 247V248H184ZM195 247V248H194ZM196 247H197V249H196ZM209 247V248H208ZM223 247V248H222ZM249 248V250H248V248ZM257 247H259V248H257ZM43 249L42 250V252L46 249L47 250V252L50 250L51 251V253L53 254V256H54V259L52 258V255H50L51 253H49L48 254V256L50 255L51 256V258L49 257H47V253L46 252H43V253H45L46 254V257H45V260H44V257H42V256H44L43 255V253L42 252H40V253H37L36 254V252H38V251H40L41 249ZM58 248H61V249H58ZM83 249V250H78V249ZM107 248V249H106ZM112 248H114V250L112 249ZM116 248V249H115ZM34 249H36V252H34L35 250ZM38 249V250H37ZM56 249V250H55ZM74 250L73 252L71 251V250ZM75 249H76V254H75ZM91 251H93L94 250V252H96V253H93V252H91ZM119 249V250H118ZM132 249H135V250H132ZM142 249V250H141ZM146 249V250H145ZM225 249V250H224ZM232 249V250H231ZM255 249V250H254ZM5 250H7V252H5ZM64 250V251H63ZM122 250H125V252L124 251H122ZM129 250H130V253H129ZM9 251H11L12 253H10ZM16 251L18 252V254L16 253ZM24 251V252H23ZM63 251V252H62ZM77 251H79V253H83V251H84V253H83V258H79L80 257V255L81 254H79L78 256V258H77V254H78V252ZM112 252V254H111V252ZM116 251H118V252H116ZM120 251V252H119ZM136 251V252H135ZM158 251V252H157ZM211 251V252H210ZM224 251V252H223ZM66 252V253H65ZM89 252V253H88ZM106 252H107V254L108 253H110L109 255H107L106 254ZM114 252H116L115 254L116 255H114ZM122 252V253H121ZM155 252V253H154ZM186 252V253H185ZM17 254V256L15 257L14 256V254ZM25 253V254H24ZM73 253L75 254V255H73ZM89 254L88 256H85L84 257V255H86V254ZM202 253V254H201ZM207 253V254H206ZM248 253V255H246V254ZM23 254H24V256H23ZM33 254H36V256L38 255L39 256V260L37 259V257L34 255L33 256ZM40 254V255H39ZM65 254H69L68 256L66 255L65 256ZM90 254H92V255H90ZM124 254H126V255H124ZM129 254H130V256H129ZM132 254L135 256V254H137L136 256H138V257H134V256H132ZM142 254V255H141ZM147 254V255H146ZM159 254V255H158ZM212 254V255H211ZM253 254V255H252ZM42 255V256H41ZM113 256L114 257V259H113V257H111V256ZM121 255V256H120ZM122 255H124L123 257H122ZM141 255V256H140ZM151 255V256H150ZM18 256H22L21 257V259H20V257H18ZM41 256V257H40ZM61 256V257H60ZM104 256V257H103ZM110 256V257H109ZM120 256V257H119ZM126 256V257H125ZM60 259H59V258ZM88 257V258H87ZM107 257H109L110 258V260H109V258H107ZM130 257H132L131 259H130ZM142 257V258H141ZM147 257V258H146ZM155 257V258H154ZM218 257V259H216ZM14 258H17V259H14ZM30 258H32V259H30ZM43 258V261L41 262V259ZM48 259V261H47V259ZM62 258H65V259H62ZM86 258L87 259H89L88 261H86ZM102 258V259H101ZM134 258V259H133ZM178 258H180V259H178ZM11 259V260H10ZM31 260V261H29V260ZM49 259H53L52 261L51 260H49ZM59 259V260H58ZM67 259V263H66V261L64 262L63 260H66ZM72 259H74V260H72ZM80 259V260H79ZM96 259V260H95ZM101 259V260H100ZM144 259H145V261H144ZM149 259V260H148ZM164 259V260H163ZM229 259V260H228ZM249 259H251L252 261L250 262V263H247L248 261H250ZM4 260H7V261H5L4 262ZM32 260H33V262H32ZM72 260V262H70ZM75 260H79L78 262L77 261H75ZM93 260V261H92ZM98 260V261H97ZM114 260V262L113 263H111L112 261ZM115 260H117V263H116V261ZM122 260V261H121ZM130 260V261H129ZM224 260V261H223ZM17 261V262H16ZM47 261V262H46ZM75 261V262H74ZM106 261L104 262V264H109V263H106ZM129 261V262H128ZM135 263H134V262ZM138 261V262H137ZM29 262V263H28ZM35 262V263H34ZM61 262V263H62ZM253 262V263H252ZM14 263H12V264H14ZM23 263V261H22V264H24ZM60 262H59V264H61ZM89 263V264H90ZM0 264H1V262H0ZM51 264V263H50ZM52 264H54V263H52Z\"/></svg>",
  "mask_w": 264,
  "mask_h": 264
},
{
  "label": "bare ground",
  "instance_id": "2",
  "mask_svg": "<svg viewBox=\"0 0 264 264\" xmlns=\"http://www.w3.org/2000/svg\"><path fill=\"white\" fill-rule=\"evenodd\" d=\"M25 1H26V0H25ZM30 1H31V0H30ZM30 1H29V2H30ZM34 1H35V0H34ZM37 1H38V0H37ZM39 1H41V0H39ZM46 1H47V0H46ZM50 1H51V0H50ZM60 1H61V0H60ZM64 1H66V0H64ZM64 1H62V2L64 3ZM68 1H69V0H68ZM70 1H72V0H70ZM70 1H69L68 3H66L67 6H68V4L70 5V3H71V5H72V2H75L74 0H73L72 2H70ZM82 1H83V0H82ZM82 1H81V5L83 4ZM88 1H89V0H87V2H88ZM100 1H101V0H100ZM108 1H109V0H108ZM141 1H142L143 3H145L147 0H145V1L140 0V3H141ZM150 1H151V0H148V2H150ZM153 1H154V0H153ZM161 1H162V0H161ZM179 1H180V0H179ZM184 1H185V0H184ZM193 1H194V0H193ZM199 1H200V0H199ZM210 1H211V4H212L213 1H212V0H210ZM222 1H224V0H221V2H222ZM226 1H227V0H226ZM228 1H229V0H228ZM231 1H232V0H231ZM238 1H239V0H238ZM238 1H235V2H238ZM248 1H249V0H248ZM20 2H21V1H20ZM22 2H24V0H23ZM47 2H48V1H47ZM57 2H59V1H57ZM62 2H60L59 5H58V3H57V7H55L56 4H55V5L53 4V6H52L51 9H53V7L58 8V6H60V4H63ZM66 2H67V1H66ZM79 2H80V0H79ZM90 2H91V1H90ZM98 2H99V1H97V2H95V3L97 4ZM102 2H103V0H102ZM113 2H114V1H113ZM115 2H116V1H115ZM118 2H119V0H118ZM125 2H126V1H125ZM167 2H168V1H167ZM169 2H170V1H169ZM171 2H172V1H171ZM173 2H174V1H173ZM173 2H172V4H173ZM181 2H182V0H181ZM185 2H186V1H185ZM201 2H202V1H201ZM204 2L207 3V1H204ZM204 2H202V3H204ZM217 2H219V1H217ZM221 2H220V3H221ZM235 2H234V5H236ZM259 2H260V1H259ZM26 3H27V1H26ZM30 3H32V2H30ZM33 3H37V2L35 1V2H33ZM38 3H39V2H38ZM38 3H37V4H38ZM40 3H41V2H40ZM50 3H51V2H50ZM75 3H77V2H75ZM91 3H93V1H92ZM106 3H109V2H106ZM126 3H127V2H126ZM140 3H139V4H140ZM143 3H142V4H143ZM157 3H158V1H157ZM182 3H183V2H182ZM187 3H188V2H187ZM191 3H193V2L191 1ZM202 3H199V5L202 6V5H201ZM13 4H14V3H13ZM17 4H18V3H17ZM17 4H16V5H17ZM77 4H78V3H77ZM84 4H85V3H84ZM96 4H95V5H96ZM100 4H101V3H99V6H101ZM116 4H117V3H116ZM142 4H141V5H142ZM149 4H150V3H146V7H147V5H149ZM161 4H162V2H161ZM169 4H171V3H169ZM176 4H177V3H175L174 5H176ZM183 4H184V3H183ZM218 4H219V3H218ZM226 4H227V2H226ZM231 4H232V3H231ZM249 4H250V2H249ZM11 5H12V3H11ZM14 5H15V4H14ZM19 5H20V4H19ZM31 5H32V6H33V5L35 6V4H31ZM66 5H65V6H66ZM81 5L78 4L77 6L79 7V6H81ZM97 5H98V4H97ZM106 5H107V4H105V6H106ZM121 5H122V4H121ZM141 5H140V6H141ZM151 5H152V4H151ZM153 5H154V7H155V6H157L158 4L155 5V4L153 3ZM164 5H165V4H164ZM167 5H168V4H166V6H167ZM178 5L180 6V3H178ZM178 5H177V6H178ZM221 5L223 6L222 3H221ZM221 5H220V6H221ZM259 5H261V4H259ZM263 5H264V4H263ZM12 6H13V5H12ZM32 6H30V7H32ZM34 6H33V7H34ZM36 6L38 7V5H36ZM39 6H41V5H39ZM47 6H48V5H47ZM62 6H63V5H62ZM62 6H60V7H62ZM65 6H64V7H65ZM73 6H74V9H75L76 4H73ZM99 6H97V7H99ZM103 6H104V5H103ZM112 6H113V5H112ZM116 6H117V5H116ZM118 6H119V5H118ZM143 6H145V5H143ZM158 6H159V5H158ZM161 6H162V5H161ZM170 6L172 7L173 5H170ZM185 6H186V4H185ZM185 6H183V7L185 8ZM189 6H191V5H188V7H189ZM196 6H197V5H196ZM204 6H205V4H204ZM209 6H210V5H209ZM224 6H226L225 3H224ZM45 7H46V6H45ZM60 7H59V8H60ZM64 7H63V8H64ZM71 7H72V6H71ZM78 7H76V8H78ZM81 7H82V6H81ZM87 7H88V4H87ZM87 7H86V8H87ZM91 7H93V4H92ZM97 7H96V8H97ZM108 7H111V6H108ZM119 7H120V6H119ZM119 7H117V8H119ZM127 7H128V6H127ZM146 7H145V8H146ZM149 7H150V6H149ZM154 7H153V8H154ZM167 7H168V6H167ZM173 7L175 8V6H173ZM183 7L181 6V9H182ZM186 7H187V6H186ZM202 7H203V6H202ZM202 7H200V8H202ZM205 7H206V6H205ZM207 7H208V5H207ZM217 7H218V6H217ZM229 7H230V6H229ZM231 7H232V6H231ZM250 7H251V6H250ZM38 8H40V7H38ZM38 8H36V10H37ZM46 8H48V7H46ZM55 8H54V9H55ZM66 8H68V7H66ZM66 8H64V9H66ZM72 8H73V7H72ZM79 8H80V7H79ZM79 8H78V10H79ZM84 8H85V7H84ZM84 8H83V9H84ZM86 8H85V9H86ZM106 8H107V7H106ZM114 8H115V5H114ZM117 8H115V9H117ZM124 8H125V7H124ZM176 8H177V7H176ZM184 8H183V9H184ZM197 8H199V7H197ZM200 8H199V9H200ZM203 8H204V7H203ZM213 8H214V7H213ZM222 8H223V7H222ZM222 8H221V9H222ZM238 8H239V3H238ZM252 8H253V7H252ZM254 8H256V7H254ZM30 9H31V8H30ZM33 9H34V8H33ZM40 9H41V8H40ZM61 9H62V8H60V10H61ZM83 9L80 8V11L83 10ZM93 9H95V6L93 7ZM97 9H99V8H97ZM112 9H113V8H112ZM121 9H122V8H120V10H121ZM127 9H128V8H127ZM151 9H152V7H151ZM151 9L149 8V10H151ZM158 9H159V7H158ZM172 9H173V8H172ZM172 9H171V10H172ZM188 9H189V8H188ZM216 9H217V8H216ZM231 9H234V8H229V10H231ZM236 9H237V8H236ZM239 9H241V8H239ZM242 9H243V8H242ZM43 10H46V11H47V9H44V8H43ZM48 10L51 11L50 9H48ZM57 10H58V9H57ZM60 10H59L58 13H60ZM67 10H68V9H67ZM69 10H70V7H69ZM69 10L67 11V13L69 12ZM88 10H89V9H88ZM95 10H96V9H95ZM100 10H102V7H101ZM100 10H99V11H100ZM104 10H105V8H104ZM106 10H107V9H106ZM108 10H110V9L108 8ZM124 10H125V9H124ZM146 10H147V8H146ZM149 10H147V11L149 12ZM155 10H156V9H155ZM165 10H166V9H165ZM171 10H170V11H171ZM178 10H179V9H178ZM201 10H203V9H201ZM201 10H200V11H201ZM204 10H205V9H204ZM204 10H203V11H204ZM209 10H210V9H209ZM213 10H214V9H213ZM227 10H228V8H227ZM229 10H228V12L230 13L231 11H229ZM237 10H238V9H237ZM256 10H257V9H256ZM30 11H31V12H30ZM33 11H34V13H35V9H34ZM41 11H42V9H41ZM46 11H44L45 14H46ZM53 11H54V10H53ZM70 11H71V10H70ZM72 11H74V10H72ZM75 11H76V10H75ZM75 11H74V14L76 15L75 19H76L77 17H79L80 15L85 14V13H83V12H85V10H84V11H81L82 14H80V11H79V13H78V11H76V12H77V14H76ZM96 11H97V10H96ZM112 11H113V10H112ZM143 11H144V10H143ZM152 11H153V9H152ZM157 11H158V10H157ZM163 11H164V8H163L162 12H163ZM168 11H169V10H168ZM175 11H177V10H175ZM182 11H183V10H182ZM182 11H179V13H183ZM190 11H191V10H190ZM224 11H225V7H224ZM238 11H239V10H238ZM258 11H259V8H258ZM29 12H30V14H33V13H32V10H29ZM37 12H38V10H37ZM44 12H43V13H44ZM47 12H48V11H47ZM51 12H52V11H51ZM51 12H50V13H51ZM62 12L65 13L66 10H65V11H62ZM92 12H94V11H92ZM101 12H102V11H101ZM117 12H118V10H117ZM117 12H116V13H117ZM124 12H125V11H124ZM126 12H127V11H126ZM148 12L145 11V14H146V13L148 14ZM201 12H202V11H201ZM215 12H216V11H215ZM215 12L213 11V14H212L213 16H214V13H215ZM226 12H227V11H225V13H226ZM234 12H235V11H234ZM242 12H243V11H242ZM244 12H246L245 9H244ZM247 12H248V14H249V13H250V10L247 11ZM18 13H19V12H18ZM58 13H57V14H58ZM89 13H90V12H89ZM103 13H108V12H107V11H106V12L103 11ZM110 13H111V11H110ZM113 13H114V12H113ZM113 13H112V15H113ZM120 13H121V12H120ZM120 13L118 12V14H120ZM152 13H153V12H152ZM154 13H155V12H154ZM157 13H159V12H156L155 14H157ZM164 13H165V12H164ZM164 13H163V14H164ZM192 13H193V12H192ZM204 13H206V12H204ZM204 13H203V14H204ZM209 13H210V12H209ZM209 13H207L206 15H208ZM218 13H219V12H218ZM218 13H217V14H218ZM222 13L224 14V12L221 11V14H220L219 18L221 17V15L223 16ZM231 13H233V11H232ZM240 13H241V11H240ZM240 13H239V15H240ZM254 13H255V12H254ZM256 13H257V12H256ZM261 13H263V12L261 11ZM19 14H20V13H19ZM40 14H41V12H40V13L38 12L37 15H40ZM48 14H49V12H48ZM53 14H54V13H53ZM53 14H52V15H53ZM71 14H73V13H71ZM74 14H73V16H74ZM86 14H88V13L86 12ZM86 14L83 15L84 17H83V16H82V17L85 18V16H87ZM91 14H92V13H91ZM91 14H89L90 20H91V16H90ZM98 14H99V12H98ZM98 14L96 13V16H97ZM100 14H101V13H100ZM128 14H129V13H128ZM145 14H144V15H145ZM163 14H162V15H163ZM170 14H171V13H170ZM170 14H169V15H170ZM175 14H176V13H175ZM175 14H174V17H175ZM186 14H187V13H186ZM188 14H189V13H188ZM233 14H234V13H233ZM233 14H232V15H233ZM236 14H237V13H236ZM248 14H247V15H248ZM257 14H259V12H258ZM263 14H264V13H263ZM34 15H35V14H34ZM46 15H47V14H46ZM50 15H51V14H50ZM68 15H69V14H68ZM78 15H79V16H78ZM112 15H111V16H112ZM121 15L124 16L123 14H121ZM149 15H151V13H150ZM152 15H153V14H152ZM152 15H151V18H150V16L147 17V19L150 18V19H149V23H151V21H152V20H151V19H152ZM157 15H158V14H157ZM164 15H165V14H164ZM176 15L178 16V13H177ZM193 15H194V14H193ZM199 15H200V14H199ZM250 15H251V13H250ZM253 15H254V14H252L251 17H252ZM259 15H261V14H259ZM20 16H21V15H20ZM20 16H17V17H20ZM25 16L27 17V15H25ZM30 16H31V15H30ZM66 16H67V14H66ZM71 16H72V15H71ZM71 16L69 15L68 17L72 18ZM94 16H95V15H94ZM100 16H101V15H100ZM102 16H103V15H102ZM115 16H117V15H115ZM115 16H114V17H115ZM118 16H120V15H118ZM126 16H127V15H126ZM155 16H156V15H155ZM171 16H172V15H171ZM180 16H181V15H180ZM183 16H185V15H183ZM186 16H187V15H186ZM189 16H190V15H189ZM213 16H212V17H213ZM215 16H216V14H215ZM224 16H226V14H224ZM227 16H228V19H227V20H229V18L231 17L230 14L227 15ZM227 16H226V18H227ZM229 16H230V17H229ZM248 16H249V15H248ZM0 17H2V16H0ZM6 17H7V16H6ZM15 17H16V16H15ZM28 17H29V15H28ZM28 17H27V18H28ZM32 17L34 18L33 15H32ZM39 17H40V16H39ZM42 17H43V15H42ZM63 17H65V15H63L62 17L60 16V18H63ZM68 17H66V18H68ZM98 17H99V16H98ZM98 17H97V18H98ZM120 17H121V16H120ZM127 17H128V16H127ZM145 17H146V16H145ZM153 17H154V15H153ZM156 17H157V16H156ZM156 17H154V19H155ZM161 17H163V16H161ZM161 17H160V18H161ZM164 17H165V16H164ZM174 17H172V18H174ZM190 17H191V16H190ZM193 17H194V16H192L190 19L193 20V19H192ZM201 17H203V15H202ZM216 17H218V16H216ZM232 17L234 18V16H232ZM251 17H250V18H251ZM253 17H254V16H253ZM253 17H252V18H253ZM258 17H260V16H258ZM3 18H4V17H3ZM3 18H1V19H3ZM7 18L10 19L9 17H7ZM29 18H30V20H31V17H29ZM43 18H44V17H43ZM45 18L48 19L47 16H45ZM54 18H55V17H54ZM73 18H74V17H73ZM73 18H72V19H73ZM79 18H80V17H79ZM79 18H78V19H79ZM83 18H82V20H83ZM87 18H88V17H87ZM94 18L96 19V17H94ZM112 18H113V17H112ZM117 18H118V17H117ZM117 18H116V19H117ZM142 18H143V16H142ZM157 18H158V17H157ZM169 18H170V17H169ZM178 18H179V17H178ZM195 18H196V17H195ZM222 18H223V17H222ZM222 18H221L220 20H223ZM233 18H231V20H232ZM235 18H236V16H235ZM235 18H234V20L238 19V18H236V19H235ZM256 18H257V17H256ZM261 18L263 19V17H261ZM63 19H64V18H63ZM63 19H62V21H61V22H62V23H61V26H62V27H63ZM78 19H76V21H77ZM95 19H93V17H92V20L90 21V23H91L92 21H95ZM121 19H123V18L121 17L120 20H121ZM139 19H140V18H139ZM145 19H146V18H145ZM145 19H144V20H145ZM154 19H153V20H154ZM175 19H176V17H175ZM183 19H184V18H183ZM186 19H187V17H186ZM213 19H214V18H213ZM253 19H255V18H253ZM253 19H252V20H253ZM258 19H260V18H258ZM258 19H257V20H258ZM6 20H7V19H6ZM45 20H46V19H45ZM57 20H59V18H58ZM69 20H71V19H69ZM69 20H68V21H69ZM73 20H74V19H73ZM82 20H81V18H80V20H78V22H80V23L82 22V23H83L84 20H83V21H82ZM101 20H102V19H101ZM101 20H99V21L101 22ZM104 20H106V18H105ZM107 20H108V19H107ZM107 20H106V21H107ZM113 20H115V19H113ZM157 20H158V19H157ZM162 20H163V18H162ZM170 20H172V19H170ZM177 20H178V19H177ZM177 20H176V23H177V22H180V21H177ZM188 20H189V18H188ZM194 20L196 21V19H194ZM220 20H219V21H220ZM231 20L229 21V23L231 22ZM238 20H239V19H238ZM238 20H237V21H238ZM245 20H246V19H245ZM245 20H244V22H246ZM0 21H2V20H0ZM3 21H4V20H3ZM3 21H2V22H3ZM7 21H8V20H7ZM7 21H6V22H7ZM48 21H49V20H48ZM71 21H72V20H71ZM71 21H69V22H70V25H69V26L67 25V23H65V22H64V23L66 24V26L70 27L71 24H72V22H73V21H72V22H71ZM74 21H75V20H74ZM86 21L88 22L89 19L86 20ZM86 21L84 22V24L87 23ZM110 21H111V20L109 19V22H110ZM115 21H116L115 23H117V20H115ZM124 21H125V20H124ZM146 21H147V20H146ZM158 21H159V20H158ZM166 21H167V20H166ZM185 21H186V20H185ZM185 21H184V23H185ZM199 21H200V20H199ZM208 21H209V20H208ZM224 21H225V20H224ZM249 21H251V19H250ZM9 22H11V21L9 20ZM9 22H8V24H9ZM51 22H53V20H52ZM66 22H67V19H66ZM78 22H76V23L78 24ZM100 22H99V24H100ZM103 22H104V21H103ZM109 22H108V23H109ZM111 22H112V21H111ZM111 22H110V23H111ZM121 22H122V21H121ZM126 22H127V21H126ZM152 22H153V21H152ZM155 22H156V19H155ZM188 22H189V21H188ZM204 22H205V21H204ZM217 22H218V21H217ZM227 22H228V21H227ZM232 22H234V21H232ZM232 22H231V23H232ZM240 22H241V20H240ZM240 22H239L238 24H241ZM244 22H243V19H242V23H243V24H245ZM247 22H248V21H247ZM251 22H252V21H251ZM251 22H250V23H251ZM259 22H260V21H259ZM0 23H1V22H0ZM28 23H29V21H28ZM45 23H46V21H45ZM82 23H81V25L83 26L84 24H82ZM90 23H88V24L90 25ZM112 23L114 24V21H113ZM124 23H125V22H124ZM141 23H142V21H141ZM141 23H140L139 27L136 26L137 29H138V28L140 29V27L142 26ZM145 23H146V22H145ZM145 23H144V24H145ZM153 23H154V22H153ZM168 23H169V22H168ZM180 23H181V22H180ZM180 23H179V24H180ZM182 23H183V20H182ZM195 23H196V22H195ZM198 23H199V22H198ZM198 23H197V24H198ZM202 23H203V21H202ZM202 23L199 24V25L202 26ZM210 23H211V22H210ZM223 23H224V22H223ZM223 23H222V24H223ZM248 23H249V22H248ZM257 23H258V22H257ZM10 24H14V23H10ZM25 24H26V23H25ZM47 24H48V23H47ZM65 24H64V26H65ZM68 24H69V23H68ZM92 24H93V22H92ZM96 24H97V23H96ZM106 24H107V23H106ZM118 24H119V23H118ZM147 24H148V23H147ZM165 24H166V23H165ZM170 24H171V23H170ZM170 24H166V25H167L168 27L172 26V27H170V28H171V31H172V28H173L174 31H176V29H177L176 27L179 26V24H178V25H174V26H173V25H170ZM172 24H173V23H172ZM197 24H196V25H197ZM203 24H204V23H203ZM207 24H208V22H207ZM219 24H221V21L219 22ZM222 24H221V25H222ZM236 24H237V23H236ZM259 24H260V23H259ZM259 24L255 25V26L257 27ZM1 25H2V24H1ZM1 25H0V26H1ZM56 25H57V24H56ZM58 25L60 26V24H58ZM58 25H57V27H54V28H55V29L58 28V30H59L60 27H59ZM75 25H76V24H75ZM75 25H74V26H75ZM79 25H80V24H79ZM85 25H86V24H85ZM85 25H84V27H85ZM94 25H95V23H94ZM100 25H101V24H100ZM104 25H105V24H104ZM107 25H108V24H107ZM107 25H106V26H107ZM114 25H115V24H114ZM114 25H113V26H114ZM121 25H122V24L119 25L120 27H118V29H119V28H122L121 30H123L125 27L123 28V26L121 27ZM151 25H154V24H151ZM151 25L149 24L148 26H151ZM169 25H170V26H169ZM185 25H186V24H185ZM185 25L183 24V26H185ZM215 25H216V23H215ZM225 25H226V24H225ZM246 25H247V23H246L244 26H246ZM261 25H262V24H261ZM3 26L6 27V29H8L9 31H10V29H11V31H12V29H13V28H10L9 25H7V26L2 25V27H3ZM8 26H9V28H8ZM11 26H12V25H11ZM22 26H23V25H22ZM22 26H21V27H22ZM48 26H49V25H47V27H48ZM50 26H51V25H50ZM54 26H55V25H54ZM66 26H65V27H66ZM74 26H71V27H73V30H72V31L70 30V32H69L68 30H66V28H63V29L61 28V29H62L63 31H64V29H65L64 34L66 33V31H67V33H68V32H69V33H72V32L74 31V29H75ZM82 26H80V27H82ZM87 26H88V25H87ZM87 26H86V27H87ZM92 26H93V25H92ZM92 26H91V27L88 26L87 29H92V30H93ZM131 26H132V25H131ZM154 26H156V27H159V26H160V27H161V25H158V26H157L156 24H155ZM175 26H176V27H175ZM180 26H181V25H180ZM180 26H179V27H180ZM191 26H193V25H191ZM197 26H198V25H197ZM208 26H209V24H208ZM211 26H212V25H211ZM216 26H217V25H216ZM216 26H215V28L218 27V26H217V27H216ZM227 26H228V25H227ZM227 26H226V27H227ZM230 26H231V25H230ZM236 26H237V25H236ZM236 26H235V27H236ZM242 26H243V25H242ZM255 26H253V24H251L250 27H252L251 29H253V27H255ZM4 27H3V29H4ZM12 27H20V26H16V24H15V25L12 26ZM21 27H20V29H22ZM23 27H24V26H23ZM25 27H27V26H25ZM52 27H53V26H52ZM71 27H70V28H71ZM78 27H79V26H78ZM80 27H79V29L76 27V28L78 29V31L80 30ZM94 27H96V25H95ZM103 27H105V26H103ZM108 27H109V25H108ZM110 27H112V26L110 25ZM126 27H128V26H126ZM151 27H152V26H151ZM156 27H155V28H156ZM162 27H163V26H162ZM162 27H161V28H162ZM179 27H178V28H179ZM186 27H187V26H186ZM198 27H199V26H198ZM223 27L226 28L224 25H223ZM235 27H234V29H233V27H230V28L233 29V30H231L233 35H234V33H235V32L241 27V25L239 26L238 29H236ZM256 27H255V28H256ZM259 27H260V26H259ZM27 28H28V27H27ZM50 28H51V27H50ZM50 28H48V30H50ZM54 28H53V29H54ZM112 28H114V27H112ZM132 28H133V27H132ZM134 28H135V27H134ZM141 28H142V27H141ZM149 28H150V27H149ZM149 28H147V29H149ZM174 28H176V29H174ZM193 28H194V27H193ZM210 28H211V27H210ZM210 28H209V29H210ZM241 28H242V29H241ZM241 28H240V29H241L240 31L238 30V31L236 32V36H239L238 39L236 40V39L233 37V38H234V43H232V46L229 48V50H228L229 52H227V51L225 50L227 53H229L228 56H227V53L225 54V55L228 57V59H229V57H230V59H231L232 57L235 58V56H234L235 54H236L237 58L240 57V59H241V56L238 57L237 53L239 52L238 54H243V52L240 51V47H238L239 50L236 48L237 44H239L240 42L243 41V40H241V38H243L244 36H240V35L243 34L242 31L245 30V29H244L245 27H244V28L241 27ZM247 28H248V27H247ZM247 28H246V29H247ZM257 28H258V27H257ZM3 29H2V30H3ZM20 29L18 28V30H20ZM24 29H25V28H24ZM33 29H34V28H33ZM33 29H31V30H33ZM36 29H37V28H36ZM55 29H54V30H55ZM95 29H96V28H95ZM139 29H138V30H139ZM143 29H145V27H144ZM150 29H152V28H150ZM165 29H166V28H165ZM167 29H169V28H167ZM167 29H166V30H167ZM202 29H203V27H202ZM226 29H227V28H226ZM226 29H224V30H226ZM235 29H236V30H235ZM4 30H5V29H4ZM22 30H23V29H22ZM25 30H26V29H25ZM25 30H24L23 32H26V33H24V34H27V31L30 30V28H28L27 31H25ZM48 30L46 31L47 33L50 32V31L48 32ZM58 30H57V31H58ZM92 30H91V31H92ZM115 30H117V29H115ZM124 30H125V29H124ZM127 30H128V29H127ZM129 30H131V28H130ZM135 30H136V29H135ZM140 30H141V29H140ZM140 30H139V31H140ZM153 30H154V28H153ZM153 30H152V31H153ZM163 30H164V29H162V31H163ZM166 30H164V31H166ZM181 30H183V29H181ZM194 30H195V29H194ZM205 30H206V29H205ZM215 30H216L215 35L212 36V35L209 34V35L212 36V37H207L206 40H209V39L211 38L210 40H212L213 43L217 40V38L219 37V35L222 33V28H221V27H218V28L215 29ZM234 30H235V31H234ZM254 30H255V29H254ZM261 30H262V29H261ZM11 31H10V32H11ZM35 31H36V30H35ZM63 31L60 32V30H59V32H60L59 34L62 35V34H63ZM78 31H77V32H78ZM136 31H137V30H136ZM136 31H135V32H136ZM141 31H143V30H141ZM144 31H146V29H145ZM150 31H151V30H150ZM150 31H148V33H150ZM158 31H159V30H158ZM171 31H169V33H167V32H168V30H167V31L164 32L163 34H164V35L170 34ZM174 31H172V32H174ZM177 31H178V30H177ZM190 31H191V30H190ZM197 31H198V30H197ZM197 31L195 30V33H197ZM208 31H209V30H208ZM226 31L229 32V30H226ZM231 31H230V32H231ZM233 31H234V33H233ZM245 31L247 32V30H245ZM250 31H251V30L249 29L248 33H249ZM263 31H264V29H263ZM0 32H1V30H0ZM14 32L16 33V32H17V29H16V31L13 30L12 33H14ZM18 32H21V30L18 31ZM18 32H17V33H18ZM28 32H29V31H28ZM31 32H32V31H31ZM31 32H29V33H31ZM36 32H39V31H36ZM36 32H35V33H36ZM53 32H54V31H53ZM53 32L50 33V34H53ZM74 32H75V31H74ZM74 32H73L72 34H74ZM137 32H138V31H137ZM154 32H155V30H154ZM160 32H161V31H160ZM214 32H215V31H214ZM230 32H229V33H230ZM238 32H239V33H238ZM240 32H241V33H240ZM2 33H3V31H2ZM2 33H0V34H2ZM5 33H6V32H5ZM5 33H4V34H5ZM7 33H8V31H7ZM7 33H6V34H7ZM33 33H34V32H33ZM35 33H34V34H35ZM55 33H56V35H59V34H57L58 32L55 31V32H54V35H55ZM67 33L64 35V36H66V39H67V37H68V38H71L72 36H71V37H70V35L67 36ZM89 33H90V32H89ZM102 33H103V32H102ZM110 33H111V32H110ZM110 33H109V34H110ZM114 33H115V32H114ZM126 33H127V31H126ZM148 33H147V34H148ZM151 33H152V32H151ZM158 33H159V32H158ZM175 33L177 34V32H175ZM175 33H174L173 35H175ZM237 33L240 34V35H238ZM248 33H247V35H246V33H245L244 35H246V36L249 37V35H251V34L248 35ZM253 33L255 34V32H253ZM256 33H259V30H258V32H256ZM4 34H3V36L6 37L7 35H4ZM22 34H23V33H22ZM34 34H32V35H34ZM39 34H40V33H39ZM45 34H46V33H45ZM72 34H71V35H72ZM75 34H76V33H75ZM78 34L81 35L82 33H79V32H78ZM78 34H76V35L79 36ZM122 34H124V32H123ZM154 34H155V33H154ZM159 34L162 35V32L159 33ZM171 34H172V33H171ZM197 34H198V37H199V34H201V30H200V33H197ZM259 34H262V35H263L264 33H259ZM10 35H12V34H9V36H10ZM19 35H20V33H19ZM19 35L16 34V36H17L16 38H17V39L19 38ZM35 35H36V37H35ZM35 35H34L33 37L37 38V33H36ZM99 35H102L101 38L104 39V36H105V35H103V34H99ZM107 35H108V33H107ZM107 35H106V36H107ZM110 35H111V34H110ZM114 35H115L114 38H117V37H116V34H112V36H114ZM161 35H160V36H161ZM164 35H162V36H164ZM173 35H168V36H173ZM184 35H185V34H184ZM184 35H183V36H184ZM189 35H190V33H189ZM228 35H229V34H228ZM0 36L2 37V35H0ZM23 36H24V35H23ZM25 36H26V35H25ZM25 36H24V37H25ZM28 36H29V35H28ZM45 36H46V35H45ZM48 36H49V35H48ZM52 36H53V35H52ZM64 36H63V37H64ZM73 36H74V35H73ZM96 36H98V35H96ZM112 36H107V37H112ZM117 36H118V35H117ZM162 36H161V37H162ZM186 36H188V35L186 34ZM191 36H192V35H191ZM201 36H202V35H201ZM224 36H225V35H224ZM246 36H245V39H244V38H243V39L249 41L250 39H249L248 37H246ZM256 36H257V35H256ZM258 36H259V35H258ZM11 37H12V36H10L9 39H10ZM13 37H15L14 34H13ZM21 37H22V36H21ZM21 37H20V38H21ZM50 37H51V35H50ZM56 37H57V36H56ZM61 37H62V36H61ZM63 37H62V38H63ZM85 37H87V36H85ZM88 37H89V36H88ZM125 37H126V36H125ZM133 37H134V36H133ZM165 37H166V36H165ZM225 37L227 38V34H226ZM228 37H229V36H228ZM260 37H261V36H260ZM263 37H264V36H263ZM2 38H3V37H2ZM2 38L0 39V42L3 43L4 41H2ZM7 38H8V37H7ZM7 38H3V39L5 40V39H7ZM16 38H15V39H16ZM46 38H48V37H46ZM46 38H44V39H46ZM76 38H77V37H76ZM97 38H98V39H101V38H99V36H98ZM114 38H113V40H112L113 43H115V42H114V40H115ZM127 38L130 39L129 37H127ZM137 38H138V37H137ZM167 38H170V39H171V37H167ZM167 38H165V39H167ZM180 38H182V36H181ZM180 38H178V40H179ZM208 38H209V39H208ZM220 38H221V40H222L223 37H220ZM250 38H251V36H250ZM11 39H12V38H11ZM17 39H16V41L19 40V39H18V40H17ZM28 39H29V43H31L30 41H33V40H30V39H32V38H30V36L27 37V40H28ZM38 39H39V40H38ZM38 39H37V40H38L39 42H42V41H40L39 36H38ZM42 39H43V38H42ZM44 39H43V40H44ZM53 39H54V41H55V40L57 41L58 38L55 39V37L53 36V38L51 39V41H52ZM59 39H61V38H59ZM66 39L64 38L63 41H65ZM72 39H73V38H72ZM72 39H69V40H72ZM89 39H91V38H89ZM106 39H109V38H106ZM118 39H119V42H120V38H119V36H118ZM133 39H134L133 41L136 40L135 37H134ZM140 39H141V38H140ZM143 39L145 40V38L142 37L141 41H142ZM151 39H152V38H151ZM160 39H161V38L159 37V40H160ZM202 39H203V37H202ZM223 39H224V38H223ZM229 39H232V37H231V38L229 37ZM255 39H256V37H255V38H252V42L255 41V42L259 45V43L257 42L258 39H257V40H255ZM262 39H263V38H262ZM7 40H8V39H7ZM12 40H14V38H13ZM67 40H68V39H67ZM69 40H68V41H69ZM83 40L85 41V38H84ZM87 40H88V39H87ZM87 40H86V41H87ZM96 40H97V39H96ZM96 40H95V41H96ZM124 40L127 41L126 38H124L123 41H124ZM147 40L149 41V39H146L145 41L148 42ZM156 40H157V39H156ZM159 40H158V41H159ZM178 40H177V42H178ZM181 40H182V39H180V41H181ZM232 40H233V39H232ZM232 40H231V41H232ZM253 40H254V41H253ZM259 40L262 41V42H260V43H263V40H264V39L261 40V39L259 38ZM259 40H258V41H259ZM5 41H6V40H5ZM14 41H15V40H14ZM16 41H15V42H16ZM19 41H21V40H19ZM24 41H26V40H24ZM44 41H45V43H46V40H44ZM63 41H61V42H63ZM76 41H79V40H76ZM86 41H85V43H86ZM99 41H101V40H99ZM99 41H97V42H95V43H93V44H94V45L96 44L97 46H99L100 43L102 44V41H101L99 44H97ZM105 41L107 42V40H104V43H106ZM115 41H118V40H115ZM138 41L141 43V41H140L139 39H138ZM169 41H170V40H169ZM212 41H211V43H212ZM228 41H229V40H228ZM15 42H14V43H15ZM34 42H36V41H33L32 43H34ZM47 42H48V41H47ZM57 42H58V41H57ZM65 42H67V41H65ZM65 42H64V43H65ZM71 42H72V41H71ZM71 42H69V43H71ZM74 42H75V40H74ZM87 42H88V41H87ZM108 42H109V41H108ZM108 42H107V45H108ZM119 42H118V43H119ZM124 42H125V41H124ZM142 42H144V41H142ZM146 42H145V43H146ZM177 42H176V43H177ZM204 42H205V40H204ZM204 42H203V40H201V43H199V41H198V43L201 44V45H204V44H203ZM209 42H210V41H209ZM216 42H217V41H216ZM232 42H233V41H232ZM255 42H254V43H255ZM4 43H5L4 45L6 46V44H8V41H6V42H4ZM17 43H18V42H17ZM17 43H15V44H17ZM22 43H23V42H22ZM36 43H37V42H36ZM52 43H55V42H52ZM64 43H62V44H64ZM83 43H84V42H83ZM83 43H82V44H83ZM89 43H91V41H90ZM110 43H111V42H110ZM110 43H109V44H110ZM127 43H128V41H127ZM140 43H139V45H141ZM145 43H142V45L144 44V47H146V45H147V44H145ZM155 43H156V41H155ZM155 43H154V44H155ZM162 43H163V42H161V44H162ZM187 43H188V42H187ZM190 43H192V42H190ZM198 43H197V44H198ZM213 43H212V44H213ZM218 43H219V42H218ZM223 43H224V42H223ZM228 43H230V41H229ZM243 43H244V42H243ZM247 43H251V42H247ZM10 44H13V42L9 43V46H10ZM15 44H14L13 46H16ZM20 44H21V43H19V45H20ZM47 44H48V43H47ZM55 44H56V43H55ZM55 44H54V45H55ZM57 44H60V41H59ZM62 44H61V45H62ZM71 44H73V42H72ZM86 44H88V43H86ZM93 44L91 43V45H88V46H89V49L93 48V47H91ZM129 44H131V42H130ZM134 44H135V42H134ZM154 44H153V45H154ZM157 44H158V47H159V46L162 47V45L160 44V42H159V43L157 42ZM165 44H166V43H165ZM165 44H163V45H165ZM178 44H179V43H178ZM184 44H185V43H184ZM230 44H231V43H230ZM244 44H245V43H244ZM257 44H256V45H257ZM4 45H1V44H0V47L3 48ZM19 45H18V49H19ZM21 45H22V44H21ZM24 45H25V48H26V45H27V44H24ZM40 45H42V44H40ZM40 45H38V47H39ZM49 45H50V41H49ZM49 45H47V46L49 47ZM64 45H65V44H64ZM77 45H78V44H77ZM94 45H93V46H94ZM107 45H105V46H103V47H101L102 45H100V47H98V48L96 47V48H97V49H100V48H101V50H102V48L107 47ZM110 45H112V43H111ZM113 45H114V44H113ZM115 45H116V43H115ZM117 45H118V44H117ZM117 45H116V47H117ZM120 45H121V43L119 44V46H120ZM153 45H152V46H153ZM166 45H167V44H166ZM182 45H183V44H182ZM191 45L194 46V48H195V49L191 48V49H192V50H191L192 52H193L194 50H197L198 47H199V46H198V47H197V46L195 47V45H196L195 43H194V45H193V43H192ZM191 45H190V46L188 45V46H189V47H192ZM205 45H206V44H205ZM213 45H214V47L216 46L215 43H214ZM240 45H241V44H240ZM252 45H254V46H251V47H250V44H249V47H246V52H244V53H245V58H244V57H243V58H244V59H248V61H245V62H244L242 59L240 60V61L244 62L245 64H247V66L249 65L248 67H250V64H248L247 62L250 63V62H251V61H250L251 59H254V60H255V59H258V60H259V59H260V55H261V53L259 54V50H260V49L257 50V47L255 46V44H252ZM262 45H263V44H262ZM9 46L7 45L8 48H9ZM11 46H12V45H11ZM30 46H32V44H31ZM47 46L45 47V48L48 50L47 52L45 51L46 49L44 48V46H43V47L40 46V47H42V49H44L43 51H45L46 54L48 55V52L52 53V52H51L52 49L49 51V49L47 48ZM51 46L53 47V44L50 45V48H51ZM56 46H58V45H56ZM83 46H84L85 48H87L86 45H84V44L81 45V47H83ZM124 46H125V45H124ZM134 46H135V48H136L135 50H138L137 47H136V44H135ZM137 46H138V42H137ZM148 46H149V44L147 45V47H148ZM172 46H173V45H172ZM180 46H181V45H180ZM208 46L210 47L211 44H210V43L207 44V48H208ZM241 46H242V45H241ZM243 46H244V45H243ZM7 47H4V50H5V48H7ZM21 47H23V45H22ZM33 47H35V46H33ZM40 47H39V50H40ZM59 47H60V46H59ZM61 47H62V46H61ZM73 47L76 48L77 46L75 45V46H73ZM78 47H79V46H78ZM78 47H77V49H78ZM84 47H83V48H84ZM90 47H91V48H90ZM113 47H115V46H113ZM116 47H115V48H116ZM138 47H139V46H138ZM141 47H143V46H141ZM141 47H140V48H141ZM150 47H151V46H150ZM150 47H149V50H148L149 52H150V49H151ZM186 47H187V46H186ZM186 47H185V48H186ZM189 47H187V48H188L189 51H190V48H189ZM200 47H201V46H200ZM205 47H206V46H205ZM211 47H212V49L214 48L213 46H211ZM211 47H210V49H209V57H204V59H205V58H206V59L209 58V59L213 62V59L216 61V58H218V52H217L218 50H216V48H218V46H216V47L214 48V49L216 50V51H214V52H213L214 49L212 50ZM219 47L222 48V46H219ZM225 47H226V46H225ZM259 47H260V45H259ZM2 48H1L0 50L3 51ZM8 48H7V51H6V52H2V54H3V53H4V54H5V53L7 54L8 51L11 52V49L9 50ZM75 48H72V49H75ZM79 48H80V47H79ZM96 48H95L94 50H96ZM107 48H108V47H107ZM107 48H105V49H107ZM115 48H114V49H115ZM118 48H121V46L118 47ZM128 48H129V47H128ZM164 48H165V46H164ZM167 48H168V46H167ZM176 48H177V47H176ZM185 48H184V49H185ZM187 48H186V50H188ZM242 48H243V47H242ZM263 48H264V47H263ZM263 48H262V49H263ZM12 49H13V47H12ZM14 49H17V47H15ZM20 49H21V48H20ZM72 49H71V50H72ZM77 49H76V50H77ZM81 49H82V48H80V50H81ZM122 49H123V48H122ZM146 49H148V48H146ZM146 49H144L143 52H145ZM158 49H160L159 52L161 53V51H162L161 48L159 47ZM180 49H181V51H183V50H182L183 48H180ZM200 49H201V48H199V50H200ZM219 49H220V48H219ZM222 49H223V48H222ZM222 49H220V50H222ZM226 49H228V48L226 47ZM236 49L238 50L237 53H236ZM28 50H29V48L26 50L27 52H24V53H25L24 55H23L22 52L25 51V50L22 49V50H21L22 52H21V51H17V53L21 52L20 54H22L25 58H23V56L20 55V54H19L20 56H17L18 54L16 55V54H14V52H13V54H12V56H11L10 58L12 59V58H13V55H16V56L19 57V59H20V57L22 56V59H23V60L25 59V61H27V58H26L25 55H26V53L28 54ZM36 50H37V48L35 49V51H36ZM69 50H70V49H69ZM78 50H79V49H78ZM78 50H77L76 52H78ZM86 50H87V49H86ZM94 50H92V51H91V50H87V51H88L89 53H91V52H93ZM103 50H104V49H103ZM108 50H109V49H107V51L105 50L106 53L108 52ZM117 50H118V49H117ZM120 50H121V49H120ZM125 50L127 51V50H129V49H127V47H126ZM130 50H131V49H130ZM142 50H143V49H142ZM202 50L205 51L204 49H202ZM207 50H208V49H207ZM207 50H206V51H207ZM243 50H244V48H243ZM12 51H14V50H12ZM35 51H34V52H35ZM37 51H38V50H37ZM53 51H54V50H53ZM55 51L58 53V51H57L56 49H55ZM60 51H61V50H60ZM64 51H66V50H64ZM64 51H61V52L64 53ZM73 51H75V50H73ZM73 51H72V52H73ZM90 51H91V52H90ZM98 51H100V50H96V53H97ZM111 51H112V49L110 50V57L113 59V58H115V56H114V54H113L114 57L111 56ZM123 51H124V50H123ZM126 51H124V52H126ZM133 51H134V50H133ZM139 51H140V50H139ZM152 51H154V50H152ZM165 51H167V50H165ZM173 51H174V50H173ZM189 51H185V53L188 52L189 55L191 56V54H190ZM260 51H261V50H260ZM10 52H8V53L11 54ZM15 52H16V50H15ZM40 52H42V51H40ZM40 52H35L34 54H36V53H40ZM45 52L42 53L43 56H44ZM56 52H55V53H56ZM61 52H59V55H61V54H60ZM72 52H71V53H72ZM88 52H87V53H88ZM103 52H104V51H103ZM112 52H114V50H113ZM116 52H117V51H116ZM131 52H132V51H131ZM131 52L129 51V53H131ZM143 52L137 54L136 51H135V53H136L138 56L141 54L142 56H140V57H141V59L144 60L148 55L145 56V54H146L147 51L145 52V54H144ZM149 52H148V54H149ZM154 52H157L156 49H155ZM154 52H153V53H154ZM159 52H158V54H159ZM179 52H180V51H179ZM195 52H196V51H195ZM197 52H198V51H197ZM197 52H196V57L198 56L199 59H200L201 57L203 58V56H204L205 53L202 52V53H203V54H202L201 52H199V55H203V56L199 57V55L197 54ZM220 52H221V51H220ZM222 52H224V51H222ZM262 52H264V51H262ZM31 53H32V52H31V50H30V55L33 54V53H32V54H31ZM55 53L53 52L52 54L56 55L57 53H56V54H55ZM67 53H68V51H66V54H67ZM71 53L69 52L70 55H71ZM99 53L102 54V52H98L97 55H98ZM108 53H109V52H108ZM108 53H107V54H108ZM129 53H128V54H129ZM132 53H133V52H132ZM180 53H182V52H180ZM200 53H201V54H200ZM2 54H1V52H0V56H1V58H0V61H1L0 64H1V65H0V66L3 67L2 63L6 65L7 63H4V61H5V59H7V58H5V55H4V57H2V56H3ZM34 54H33V56H31V57H32V60H33V61H34V59H35V61H36V57L38 58L39 54H36V55H37L36 57H35ZM73 54H74V53H72V55H73ZM76 54H77V53H76ZM92 54H93V53H92ZM101 54L98 55L99 60H100L102 57L104 58V56H108V55H109V54L106 55V54L104 53V55L102 54L103 56L101 57ZM126 54H127V53H126ZM128 54H127L126 56H128ZM133 54H134V53H133ZM133 54H129V55H132V59H131V57H130V59H131L132 61L134 60V61L136 62V60H135V58H134V57H136V56H133ZM136 54H135V55H136ZM143 54H144V57H145V58H143ZM156 54H157V53H156ZM156 54H153V55L155 56ZM158 54H157V55H158ZM194 54H195V53H194ZM219 54H220V53H219ZM262 54H263V53H262ZM7 55H8V54H7ZM7 55H6V56H7ZM28 55H29V54H28ZM30 55L27 56V57L31 58ZM40 55H41V54H40ZM54 55H53V57H55ZM59 55H58V56L56 55L57 58L59 57ZM62 55H63V54H62ZM74 55H75V54H74ZM89 55H90V54H89ZM89 55L86 56V59H87V57H88ZM115 55H116V54H115ZM120 55L122 56V52H121ZM124 55H125V54H123L122 59H121L120 56H118V54H117L118 57L116 56V61L118 62V58H120L119 60H120V61L122 60V63H123L122 65H124V63L126 64V63L128 62L126 65L129 64L131 70H132V68L134 69L135 72H134L133 70H132V71H133L135 74H136L137 71H138V73H139V70H140V71L143 70V69H141L140 66H139L140 69H139V67H138V69L134 68V67H136V66H134L133 64H132V65H133L134 67H133L132 65H130V63H132V62L129 63V61H125V60L123 61V59L126 58V56L124 57ZM150 55H151V53H150ZM153 55L148 56V57H152ZM157 55H156V56H157ZM159 55H160V54H159ZM183 55H184V53H183ZM186 55H188V54H186ZM186 55H185V56H186ZM223 55H224V54H223ZM263 55H264V54H263ZM9 56H10V55H8V58H9ZM45 56H46V55H45ZM48 56H49V55H48ZM48 56H47V57H48ZM51 56H52V55H51ZM65 56H66V55H65ZM83 56L85 57V55H83ZM92 56H94V57H92ZM138 56H137V57H138ZM154 56H153V57H154ZM175 56H176V54H175ZM178 56H180V55H178ZM205 56H206V55H205ZM207 56H208V55H207ZM220 56H221V55H220ZM243 56H244V55H243ZM17 57H16V58H17ZM33 57H35V58L33 59ZM39 57H40V56H39ZM47 57H45V58H47ZM68 57H69V56H68ZM72 57H73V56H72ZM91 57H92L94 60L96 59V58H95V57H96L95 52H94L93 55L90 56V58L88 57V59H91ZM110 57L107 59L108 61H105L106 58H104L105 60L103 59V60H101V61H103L102 63H104V61H105V63H104V66L106 67L105 69H107V67L109 66V67H108L109 70L107 69L106 72L109 71V72L111 73V72L114 70L113 68L117 67L118 64L121 65V62H119V63H118L117 65H115V67H114V64H116L117 62L115 63V60H114V61L112 60V65L110 66V65H108V63L111 61V58H110ZM123 57H124V58H123ZM137 57H136V58H137ZM180 57H181V56H180ZM182 57H183V56H182ZM192 57H194L193 53H192ZM192 57H191V59H192ZM221 57H222V56H221ZM221 57H219V58H221ZM223 57H224V56H223ZM262 57H263V56H262ZM3 58H5V59H4V60H1V59H3ZM16 58H13L12 60H14V59L16 60ZM43 58H44V57H43ZM57 58H56V59H57ZM70 58H71V56H70ZM75 58H77V57L75 56ZM78 58H79V57H78ZM127 58H128V59H126V60H129V56H128ZM138 58H139V57H138ZM138 58H137L138 62L142 61L141 59H138ZM154 58L156 59V57H154ZM157 58H158V56H157ZM176 58L179 59V57H177V56H176ZM185 58H188V56L185 57ZM185 58H184V59H185ZM198 58H197V59L193 58L192 60H193V61H195V60L197 61V60H198L197 62H199L200 60H199ZM17 59H18V58H17ZM40 59H42V58L40 57ZM40 59L38 58V60H40ZM51 59H52V57H51L50 59H49V57H48L47 59H45V60H44V61H45V64H46V60H48V63H49V61H50V64H51V61H52ZM59 59H60V60H59V63H60V65H62V63H61V61H62V60H61V59H62V56H61V58H59ZM63 59H64V58H63ZM80 59H81V62H83V61H82L83 58H80ZM80 59H79V60H80ZM86 59H85V60H86ZM109 59H110V60H109ZM150 59H151V58H150ZM150 59L147 58L146 61H150ZM155 59H154V60H155ZM169 59H170V58H169ZM169 59H168V63H169ZM171 59H172V58H171ZM204 59H203V60H204ZM209 59L206 60V63H205V65L208 64L207 68H206V67H202V65L204 64V61H205V60L203 61V60L201 59L203 62H202V63L199 62L200 64H202V65L200 66V68H201L202 72H204V73H205V70L208 69L209 65L211 66V64H209V63H210ZM230 59H229V60H230ZM263 59H264V58H263ZM263 59H262V60H263ZM15 60H14V61H15ZM54 60H55V58H54ZM54 60H53V61H54ZM66 60L68 61L69 59H66ZM70 60L72 61L73 58L70 59ZM77 60H78V59H77ZM79 60H78L77 62H78V63H81V62H79ZM94 60H93V64H94V65H95L96 63L98 64L99 61H97L96 63H94V62L96 61V60H95V61H94ZM152 60H153V59H152ZM165 60H167V59H165ZM172 60H173V59H172ZM172 60H171V61H172ZM188 60H189V58H188ZM223 60H224V59H223ZM223 60H221V61L223 62L222 64H223V69H224V68H226V67L224 66V63H226L227 58H226L224 61H223ZM234 60H236V59H233V62H234ZM258 60H257V62H258ZM8 61H9V59H8ZM8 61H5V62H8ZM10 61H11V60H10ZM10 61H9V63H10ZM17 61H20V60H17ZM40 61H41V60H40ZM53 61H52V63H53ZM71 61H68V62H69V63H68L69 65H70V62H71ZM74 61H75V60H73V62H74ZM89 61L91 62L92 60H89ZM157 61H158V59H157ZM163 61H164V60H163ZM176 61H177V60H176ZM189 61H190V60H189ZM193 61H192V62H189V63H192V64H193V63H196V64H193V65H194L195 67H198V66H199V63H197V62H193ZM207 61H209V62L207 63ZM221 61H220V62H221ZM237 61H238V60H237ZM237 61H235L234 63L236 64ZM260 61H261V60H260ZM263 61H264V60H263ZM21 62H22V61H21ZM54 62L56 63V64H54V65H58V64H57L58 61H54ZM63 62H64V61H63ZM87 62H88V61H86V63H87ZM113 62H114V64H113ZM135 62H134V64H135ZM143 62H144V63H143ZM152 62H153V61H152ZM152 62H150V63H152ZM155 62H156V61H154V63H155ZM180 62H182V61L180 60ZM185 62H186V61H185ZM187 62H188V61H187ZM218 62H219V61H218ZM231 62H232V61H231ZM233 62H232V64H233V66H234L235 64H234ZM252 62L255 63V61H253V60H252ZM252 62H251V63H252ZM257 62L255 63V65L257 64ZM13 63H14V62H13ZM13 63H10V65L13 64ZM15 63H17V62H15ZM27 63H28V64L30 63V59H28V62H26V65H28ZM48 63H47V65H49ZM65 63L67 64V62H65ZM74 63H75V62H74ZM78 63H75V64L78 65ZM86 63H85V64H86ZM99 63H101V62H99ZM140 63L142 64V66H143V65H148V64H150V63H148V62H147L148 64H145V61H142V62H140ZM158 63H159V62H158ZM160 63H161V62H160ZM165 63H166V62H165ZM183 63H184V61H183ZM183 63H182V64H183ZM213 63H214V62H213ZM216 63H217V61H216ZM260 63H261V62H260ZM19 64H20V63H19ZM19 64L17 63V66H18ZM33 64H36V63H35V62H34V63L32 62L31 65L28 66L27 68L21 66V64H20V68L23 67L22 69L25 68V69H28V70H29V69H31V66H34ZM37 64L40 65V63H39L38 61H37ZM45 64L43 63V66L46 68ZM68 64H67V65H68ZM85 64H84V65H85ZM88 64H89V63H88ZM136 64H137V62H136ZM141 64L138 63V65H141ZM162 64L164 65V63H162ZM166 64H167V63H166ZM166 64H165V65H166ZM170 64H172V63H169V65H170ZM182 64H181V65H182ZM192 64H191L190 67H192ZM197 64H198V65H197ZM217 64H219V63H217ZM217 64H216V65L213 64V65L217 67ZM220 64H221V63H220ZM222 64H221V65H222ZM245 64H244V65H245ZM258 64H259V63H258ZM7 65H9V64H7ZM7 65L5 66V67H6V70H7V67L10 66V65H9V66H7ZM13 65H14V64H13ZM13 65H12V67H13ZM22 65H24V63H22ZM26 65H25V66H26ZM51 65H52V64H51ZM63 65H64V64H63ZM63 65H62V66H63ZM80 65H82V63H81ZM84 65H83V67H81L82 69H83L84 67L87 66V65H86V66H84ZM100 65H101V64H100ZM126 65H125V66H126ZM156 65H157V64H156ZM158 65H160V64H158ZM172 65H173V64H172ZM172 65H171V69H172ZM178 65H179V64H178ZM184 65H185V64H184ZM186 65H188V64H186ZM186 65H185V66H186ZM196 65H197V66H196ZM205 65H204V66H205ZM226 65H227V63H226ZM236 65H242V66H244L242 63H241V64H238V62H237ZM236 65H235L234 67H233V66H231V67L237 69V68H236ZM255 65H253V66H255ZM261 65H262V64H261ZM261 65H256L257 67H255V68L253 67V68L255 69L256 72H261V71H262V67H261ZM263 65H264V64H263ZM15 66H16V65H15ZM43 66H42V63H41L40 67L43 68ZM49 66H50V65H49ZM49 66H48V67H49ZM58 66H59V65H58ZM62 66H61V67H62ZM65 66H66V65H65ZM73 66H74V65H73V63H72V67H73ZM78 66H79V65H78ZM95 66H96V65H95ZM97 66L99 67V65H97ZM97 66H96L95 68L98 70ZM125 66H124V67H125ZM131 66H132V67H131ZM153 66H154V65H153ZM153 66H152V67H153ZM188 66H189V65H188ZM229 66H230V63H229ZM229 66H228V69H230ZM245 66H246V65H245ZM10 67H11V66H10ZM10 67H9V68H10ZM36 67H37V66L35 65V69H37ZM40 67H38V68H40ZM50 67H51V66H50ZM53 67H55L54 69L57 68V70H60V69H61L60 66H59L60 69H58L59 67H56V66H52L51 68L53 69ZM70 67H71V66H70ZM72 67L69 68V67L66 66V68H69V69H72ZM75 67H76V65L73 67V71H74V72H75V70H76ZM111 67H112V69H113L112 71L110 70ZM118 67H120L119 69L122 70L121 67H123V66H118ZM126 67H127V66H126ZM143 67H144V66H143ZM143 67H142V68H143ZM156 67H157V66H156ZM158 67H159V66H158ZM160 67H161V65H160ZM162 67H164V66H162ZM162 67L159 68V69H163ZM166 67H168V66L166 65L165 68H166ZM195 67H194V68H195ZM219 67H221V66H219ZM219 67L216 68V69H219ZM237 67H238V66H237ZM239 67H240V66H239ZM3 68H4V67H3ZM41 68H40V70H42V73L44 72V74H45V73H46V72H45V68H43L44 70L41 69ZM51 68H50V69H51ZM62 68L64 69L65 67L63 66ZM66 68H65L66 71L64 70L63 73H59L58 71H56L55 74L58 72L57 75H56V78L59 76L58 74H64V73H66V72H67V69H66ZM95 68L92 69V70L94 71V73H96V74H94V76L99 74V73L97 74V72H95V71H97V70H95ZM127 68H128V67H127ZM127 68H126V69H127ZM130 68H129V69H130ZM148 68H149V67H148ZM154 68H155V67H154ZM154 68H153V69H154ZM168 68H169V67H168ZM178 68H179V66H178ZM186 68L188 69L189 67H186ZM194 68H192V69H194ZM205 68H206V69H205ZM221 68H222V67H221ZM233 68H232V69H233ZM244 68H245V67H244ZM11 69L13 70V68H11ZM17 69H19V68H17ZM17 69H16V70H17ZM22 69H21V71H23ZM25 69H24V71H27V70H25ZM32 69H34V68L32 67ZM32 69H31V73H32V74H36L34 77H37V76H38V75H37V72H38V71L35 72L36 70L34 69V70H35V71H34V70H32ZM69 69H68V73H69ZM78 69H79V68H78ZM84 69H85V68H84ZM84 69H83V70H84ZM119 69L117 70V68H116L115 71L117 70V72H118ZM124 69H125V68H124ZM124 69H123V70H124ZM129 69H128V70H129ZM150 69H151V68H149V70H150ZM159 69H158V70H159ZM181 69H182V68H181ZM183 69H184V68H183ZM187 69H186V70L184 69L185 71L183 70V71H184V73H183L184 76H185V73L187 72ZM203 69H204V71H203ZM210 69H211V68H210ZM226 69H227V68H226ZM226 69H225V70H226ZM228 69H227V70H228ZM241 69L243 70V68H241ZM246 69H249V68L246 67ZM246 69H245V71H246ZM9 70H10V69H9ZM85 70H86V69H85ZM85 70H84V71H85ZM89 70H90V69H89ZM92 70H90V73L93 72ZM103 70H104V68H103ZM123 70H122V71H123ZM128 70H127V71H128ZM136 70H137V71H136ZM155 70H156L155 72L158 71L157 69H155ZM164 70H165V69H164ZM164 70H163V71H164ZM166 70H167V69H166ZM166 70H165V71H166ZM174 70H176V69L174 68ZM189 70H190V69H189ZM189 70H188V73H189V72H191V73L194 72V71H192V70H191V71H189ZM194 70H197V69H194ZM219 70H220V69H219ZM225 70H224V71H225ZM238 70H239V69H238ZM238 70H237V72H239ZM249 70H252V69H249ZM13 71H14V70H13ZM21 71H20V73H21ZM32 71H34V72H32ZM46 71H48V68H47ZM61 71H63V70H61ZM71 71H72V70H71ZM73 71H72V72H73ZM87 71H88V70H86V72H87ZM98 71H99V70H98ZM104 71H105V70H104ZM104 71L102 72V74H103V73L105 74ZM129 71H130V70H129ZM145 71H146V70H145ZM161 71H162V70H161ZM199 71H200V70H199ZM206 71H207V70H206ZM208 71H209V70H208ZM217 71H218V70H217ZM224 71H222V72H224ZM234 71L236 72V70H234ZM245 71H244V72H245ZM255 71H254V72H255ZM7 72H8V71H7ZM18 72H19V70H17V72L15 71V72H14V75H15V74H18ZM28 72H30V71H28ZM28 72L26 73V74H28L27 76H31L32 74L30 75ZM49 72H50V70H49ZM49 72H48V74H51L50 76L52 77V76H53L52 73L54 72V70H53V72L51 71V73H49ZM72 72H70V74H71ZM80 72H81V70L78 71V73H80ZM117 72H115V73L112 72L113 75L115 74V76L113 77V78H115V79L117 78V77H116V75L118 74ZM119 72H120V71H119ZM130 72H131V71H130ZM147 72H148V71H147ZM155 72H153V74H154ZM158 72H159V71H158ZM172 72H173V71H172ZM174 72H176V71H174ZM177 72H179V70H178ZM177 72H176V73H177ZM180 72H182V71H180ZM180 72H179V73H180ZM209 72H210V71H209ZM218 72H219V71H218ZM229 72L231 73V70H229ZM232 72H233V71H232ZM241 72H242V71H241ZM254 72H252V73L255 74L256 72H255V73H254ZM12 73H13V72H12ZM20 73L18 74V76L20 75ZM24 73H25V72H24ZM40 73H41V71H39V75H40ZM68 73H67V74H68ZM75 73H77V71H76ZM78 73H77V74H78ZM83 73H84V72H83ZM83 73H82V74H83ZM88 73H89V71H88ZM121 73H123V72H121ZM125 73H126V71H125ZM128 73H129V72H128ZM128 73H127V74H128ZM138 73H137V75H138ZM140 73H141V72H140ZM148 73H149V72H148ZM167 73H169V72L167 71ZM170 73H171V72H170ZM179 73H178V74H179ZM196 73H197V72H196ZM198 73H199V72H198ZM198 73H197V74H198ZM204 73H203V74L201 73L202 76H204ZM227 73H228V72H227ZM5 74H6V73H5ZM10 74H11V73H10ZM44 74H43V76H44ZM53 74H54V73H53ZM55 74H54V75H55ZM67 74H66V76H67ZM70 74H68V75H70ZM100 74H101V72H100ZM104 74H103V75H104ZM108 74H109V73H108ZM129 74H130V73H129ZM135 74H134V75H135ZM160 74H161V72H160ZM163 74H165V73H163ZM163 74H162V77H164ZM171 74H173V73H171ZM178 74H177V76H178ZM181 74H182V73H181ZM201 74H200V75H201ZM209 74H210V73H209ZM212 74H213V73H212ZM215 74H216V73H215ZM235 74H236V73H235ZM245 74H246V72H245ZM248 74H249V73H248ZM248 74H246V75H248ZM253 74H251V76H252ZM260 74H261V73H260ZM260 74H259V75H260ZM11 75H12V74H11ZM11 75H10V76H11ZM22 75H23V73H22ZM71 75L78 76V75H76V74H74V73L71 74ZM85 75H89V74H85V73H84V76H85ZM105 75H106V74H105ZM109 75H110V74H109ZM109 75H108V76H109ZM111 75H112V74H111ZM113 75H112V76H113ZM125 75H126V74H125ZM131 75H132V72H131ZM134 75H133V77L129 76L130 79L133 78V79L135 80L136 78L134 77ZM141 75H142V73H141ZM141 75L139 74V77H140ZM145 75H146V74H144V77H142L143 75H142L141 77H142L143 79H145L146 77L149 78V76H150L149 74H148V76H145ZM151 75H152V73H151ZM156 75H157V74H156ZM195 75H196V74L194 73V77H195ZM198 75H199V74H198ZM198 75H197V76H198ZM213 75H214V74H213ZM220 75H222L221 71H220ZM224 75H226L225 72H224ZM232 75H233V74H232ZM232 75H231V76H232ZM243 75H244V74H243ZM1 76H5V75H4V72L2 73V75H1V73H0V78H1ZM7 76H8V74H6V77H7ZM12 76H13V75H12ZM18 76H16V79H17ZM24 76L26 77V75H24ZM45 76H46V75H45ZM45 76H44V77H45ZM47 76H48V75H47ZM75 76H74V77H75ZM84 76H82V77H83V78H82L83 80H84V78H86V77H84ZM94 76H93V77H94ZM101 76H102V75H101ZM101 76H100V78H101ZM108 76H107V79H108V78H112L111 76H109V77H108ZM121 76H122V74H121ZM135 76H136V75H135ZM152 76L154 77V75H152ZM152 76H150V77L153 78ZM159 76H160V75H159ZM159 76H158V77H159ZM168 76H169V74H168ZM174 76H176V75H174ZM181 76H182V75H181ZM181 76L179 77L180 79H181ZM184 76H182V77H183L182 79H184ZM186 76H188V75H186ZM186 76H185V77H186ZM191 76H192V75H191ZM191 76H190V77H191ZM205 76H206V73H205ZM211 76H212V75H211ZM211 76L208 75L207 78H211V81H212V80H213V78H212L213 76H212V77H211ZM217 76H218V74H217ZM217 76H216V77H217ZM14 77H15V76H14ZM14 77H13V79H14ZM22 77H23V76H22ZM25 77H23V78H25ZM32 77H33V75H32ZM40 77H41V76H39L38 78H40ZM63 77H64V76H63ZM71 77H72V76H71ZM71 77H69V78H68V77H65V78H68L69 80H72L73 77H72V79H70ZM80 77H81V75L79 76V78H80ZM98 77H99V76H98ZM103 77H104V76H103ZM103 77H102L101 79H99V80L102 81ZM105 77H106V76H105ZM123 77H124V74H123ZM123 77H122V78H123ZM126 77H127V75H126ZM136 77H137V76H136ZM139 77H137L136 81L139 80V79H138ZM141 77H140V78H141ZM171 77H172V76H171ZM190 77H189V79H190ZM199 77H200V76H199ZM220 77H221V76H220ZM227 77H228V76H227ZM249 77H250V75H249ZM253 77H254V76H253ZM256 77H257V78H256ZM256 77H254V78H256V79L259 78L258 75H257ZM263 77H264V75H263ZM7 78H8V77H7ZM10 78H12V77H10ZM28 78H29V77H28ZM28 78H27V79H28ZM38 78H37V79H38ZM52 78H53V77H52ZM52 78H51V79H52ZM56 78H55V76H54L53 79H56ZM60 78H61V76H60ZM60 78H59V79L57 78V81H58V82H60V81H64V80H65V78H62V79H64V80H60ZM75 78H76V77H75ZM75 78H74V79H75ZM94 78H96V77H94ZM113 78H112L111 80H114V83H115V84H118V83H119L120 85H118V86H122V87H123V86H125V85L127 84V80H128V79L126 80V82H124V83H126L125 85H124V84L121 85L120 82H123V81H122V80H123L122 78H119V81H120L121 79H122V80H121L120 82H118V83H117L116 80L113 79ZM124 78H125V77H124ZM151 78H149V80H151ZM154 78L156 79V77H154ZM160 78H161V77H160ZM160 78H158V80H159ZM166 78H167V77H165V81H167ZM179 78H178V79H179ZM200 78H201V77H200ZM204 78H205V77H204ZM222 78H223V77H222ZM224 78H225V77H224ZM229 78H230V74H229ZM229 78H227V79L225 78V79H226V80H231V79H229ZM231 78H232V77H231ZM251 78H252V77H251ZM261 78H262V77H261ZM4 79H5V78H4ZM4 79L1 78V80H4ZM8 79H9V78H8ZM21 79H22V78H21ZM44 79H46V78H43V79L41 78V79H40L41 82H42V80H44ZM47 79H48V78H47ZM47 79H46V80H47ZM51 79H49V80H51ZM96 79H97V78H96ZM104 79H105V78H104ZM107 79H105V81H107ZM143 79H141V80H143ZM162 79H163V78H162ZM169 79H170V77H169ZM189 79H188V80H189ZM191 79H192V78H191ZM194 79H195V78H194ZM196 79H197V78H196ZM218 79H219V78H218ZM232 79H233V78H232ZM1 80H0V81H1ZM32 80H36V79H32ZM49 80H48V81H49ZM66 80H67V79H66ZM66 80H65V81H66ZM85 80H86V79H85ZM93 80H95V79H93ZM93 80H92V81H93ZM97 80H98V79H97ZM99 80H98V81H99ZM141 80H140V82H141ZM145 80H146V79H145ZM149 80H148V81H149ZM160 80H161V79H160ZM163 80H164V79H163ZM170 80H171V79H170ZM185 80H186V79H185ZM185 80L183 81V83H185ZM202 80H203V79H202ZM221 80H222V79H221ZM233 80H234V79H233ZM233 80H231V81H233ZM15 81H17V80H15ZM25 81H26V79H25ZM25 81H24V79H23V81H21V82L23 83V82H25ZM28 81H31L30 78H29V80H27V82H28ZM52 81H53V80H52ZM52 81H50V82H52ZM54 81H55V80H54ZM67 81H68V80H67ZM105 81H104V82H105ZM117 81H118V79H117ZM131 81H133V80H130V82H131ZM151 81L153 82V80H151ZM151 81H150V82H151ZM154 81H155V80H154ZM165 81H164V82H165ZM174 81L178 82L177 77H176V79H175ZM186 81H187V80H186ZM207 81H208V79H207ZM211 81H210V83H209V86L212 85ZM217 81H218V80H217ZM223 81H225V80L223 79ZM223 81H219V82L221 83V82H223ZM231 81H230V82H231ZM239 81H240V80H239ZM246 81H247V80H246ZM11 82L14 83V81H12V79H11ZM11 82H10V83H11ZM19 82H20V81H19ZM21 82H20V83H21ZM27 82H26V83H27ZM32 82H33V81H32ZM55 82H56V81H55ZM55 82H54V83H55ZM83 82H85V84H86V81H83ZM88 82H91V80H90V81H87V83H88ZM95 82H96V80H95ZM107 82H108V81H107ZM109 82H110V81H109ZM109 82H108V86H107V83H103V82H101V84H102V85L105 84V85L109 88L110 85H111V86L113 85V82H111L112 84L110 83V85H109ZM140 82H137V83L139 84ZM142 82H143V81H142ZM144 82H146V81H144ZM157 82H158V81H157ZM160 82H161V81H160ZM169 82H170V81H169ZM192 82H194L193 79H192V81H190V83L192 84L191 87L194 85ZM208 82H209V81H208ZM215 82H216V81H215ZM226 82H227V81H226ZM230 82L228 81L227 83L230 84ZM236 82L238 83V81H235V83H236ZM248 82H249V81H248ZM259 82H261V80H260ZM259 82H258V83H259ZM263 82H264V80L262 79V83H263ZM6 83H9V82H6ZM12 83H11V85H10V84H8V85H10V87H11L12 85H14V84H12ZM15 83L18 84V82H15ZM22 83H21V87H23V86H22V85H23ZM26 83H25V84H26ZM37 83H39L40 85H42V84L40 83V81L36 82V85H35V83H30V82H29L30 85H27L28 83H27L26 85L30 88V86L32 87L33 84H34L35 86H37V85H38ZM46 83H48V82H45V84H44V82H43V84L46 85L47 87L50 86V85H47ZM63 83L66 84V82H63ZM91 83H92V82H91ZM99 83H100V82H99ZM128 83H129V82H128ZM133 83H135V82H132L131 84H133ZM147 83H149V82H147ZM147 83H146V85H147ZM161 83H163V82H161ZM161 83H159V85H160ZM166 83H168V81H167ZM170 83H172V81H171ZM188 83H189V82H188ZM190 83H189V84H190ZM194 83L197 84L196 80H195ZM199 83H201V80H200ZM204 83H205V82H203L202 85H203ZM223 83H224V82H223ZM231 83H232V82H231ZM249 83H250V82H249ZM262 83H260V84L262 85ZM0 84L3 85L2 83H0ZM17 84L15 85L16 87H18ZM50 84H52V83H50ZM55 84H56V83H55ZM92 84H95V83L93 82ZM96 84L98 85L97 82H96ZM115 84H114L113 86H115ZM141 84H142V83H141ZM143 84H144V83H143ZM179 84L181 85L180 81H179ZM221 84H222V83H221ZM225 84H226V83H225ZM5 85L9 88V86H8L7 84H5ZM26 85H25V86H26ZM40 85H38L37 89H35V90H40V89H39V86H40ZM83 85H84V84H83ZM83 85H80V86L83 87ZM128 85H129V84H128ZM146 85L144 84V87H146ZM148 85H149V84H148ZM152 85H153V84H152ZM161 85H162V84H161ZM161 85H160V86H161ZM168 85H169V84H168ZM170 85H171V84H170ZM174 85H177V84H174ZM227 85H228V84H227ZM235 85H236V84H235ZM240 85H241V83H240ZM240 85H239V87H240ZM249 85H250V84H249ZM249 85H248V86H249ZM6 86H5V89H6V92H7L8 89L6 88ZM15 86H13V87L15 88ZM19 86H20V84H19ZM27 86H26V88H28ZM61 86L64 87V89H62ZM65 86H66V85H65ZM65 86H64L63 84L60 85V86H59V87H60L59 90L61 91V89H62V91H63V90L66 91V92H67V90L69 91L70 88L67 89V90H65ZM103 86H104V85H103ZM103 86H100V88L102 89ZM106 86H104V87H106ZM118 86L116 85L115 87H113V88H112V91L109 92L110 94L108 93V95L106 94V96H105V95H104V96L102 95V96H103V97H108V98L110 97V98L114 99V97H116V95H115L116 92H115V90H113V89H114V88H117ZM154 86H157V85L155 84V82H154L153 88H154ZM172 86H173V85H172ZM187 86H189V85L187 84ZM187 86H186V89H187V88H190V89H191L190 86H189V87H187ZM196 86H198V85H196ZM218 86H219V85H218ZM236 86H238V85H236ZM1 87H2V86H1ZM3 87H4V85H3ZM43 87H44V86H43ZM43 87L40 86L41 89H42ZM47 87H44V88H47ZM51 87H52V85H51ZM51 87H49V88H51ZM98 87H99V86H98ZM107 87H106L105 91L107 90ZM126 87H127V86H126ZM126 87H125V88H126ZM132 87H133V86L131 85L130 89H131ZM134 87H136V86L134 85ZM134 87H133V88H134ZM138 87H139V88H143V89H145V88L142 87V86H141V87L138 86ZM138 87H137V88H138ZM150 87H152V86H150ZM157 87H158V86H157ZM164 87H165V86H164ZM168 87H169V89H170L171 86H168ZM175 87H176V86H175ZM180 87H181V86H180ZM180 87H179V88H180ZM203 87H204V86H203ZM223 87H224V86H223ZM225 87H226V86H225ZM225 87H224V88H225ZM239 87H238V88H239ZM256 87H257V85L255 86V88H256ZM11 88H12V87H11ZM18 88H19V87H18ZM29 88H28V89H29ZM34 88H36V87H34ZM53 88H55L54 85H53L52 89H53ZM57 88H58V87H57ZM77 88H78V87H77ZM84 88H85V87H84ZM93 88H94V87H93ZM100 88H99V92H100ZM118 88H119V87H118ZM118 88H117V89H118ZM120 88H121V87H120ZM120 88H119V89H120ZM153 88H152V89H153ZM159 88H160V87H159ZM173 88H174V87H172L171 89H173ZM181 88H183V86H182ZM193 88H194V87H193ZM215 88H216V87H215ZM224 88H222V89H224ZM238 88H237V89H238ZM5 89H2V90H5ZM9 89H10V88H9ZM16 89H17V88H16ZM19 89H21V88H19ZM19 89H17V90H19ZM28 89H27V90H28ZM75 89H76V88H75ZM85 89H87V88H85ZM95 89H96V88H95ZM117 89H116V90H117ZM123 89H124V88H122V90H123ZM126 89H127V88H126ZM130 89H129V90H130ZM134 89H135V88H134ZM143 89H142V90H143ZM162 89H164V88L162 87ZM165 89H166V88H165ZM171 89H170V92H172ZM194 89H195V91H196V89L198 90V88H194ZM194 89H193V90H194ZM210 89H211V87L209 88V91H210ZM212 89H213V88H212ZM219 89H220V88H219ZM229 89H231V88H229ZM232 89H233V88H232ZM234 89H235V88H234ZM239 89H241V87H240ZM11 90H12V89H11ZM11 90H10V91H11ZM14 90H15V89H14ZM21 90H22V91L25 90L24 87H23ZM27 90H25L24 92H22V91H18V92H21V93H23V95H24V93H25ZM31 90H33V92L35 91L33 88H31ZM50 90H51V89H50ZM50 90H49V91H50ZM55 90H56V89H55ZM57 90H58V89H57ZM79 90H80V89H79ZM82 90H83V89H82ZM82 90L79 91V92H81V95H80V94H79V95L82 96V98H85V97H87V96H88V97L90 96L89 94H88V95L86 94L87 96L85 95V97H83V94H85L86 92L88 93V91L86 90V92H85V91L83 90L84 93H82V92H83ZM103 90H104V89H103ZM131 90H132V89H131ZM131 90H130V91H131ZM135 90H136V89H135ZM140 90H141V89H139V91H140ZM148 90H150V89L148 88ZM174 90H175V88H174ZM177 90H179V89H177ZM183 90H184V88H183ZM200 90H201V89H200ZM225 90H226V88H225ZM249 90H250V89H249ZM249 90H248V92H249ZM15 91H16V90H15ZM29 91H30V89H29ZM46 91H47V90H46ZM62 91H61V92H62ZM64 91H63V92H64ZM71 91H72V89H71ZM73 91L75 92V90H73ZM77 91H78V90H77ZM97 91H98V90H97ZM109 91H110V90H109ZM113 91H114V94H113V95H115V96L111 95V93H112ZM130 91H127V93L130 92ZM181 91H182V90H181ZM188 91H189V90H188ZM190 91H192V89H191ZM198 91H199V90H198ZM206 91H207V90H206ZM209 91H208V92H209ZM215 91H216V90H215ZM229 91H230V90H229ZM233 91H235V90H233ZM233 91H231V95H232V92H233ZM246 91H247V90H246ZM246 91H245V92H246ZM250 91H251V90H250ZM11 92H12V91H11ZM11 92H10V93H11ZM18 92H17V93H18ZM31 92H32V91H31ZM63 92H62V93H63ZM74 92H73V93H74ZM92 92H93V91H92ZM118 92H119V90H118ZM118 92H117V93H118ZM135 92H136V91H135ZM137 92H138V90H137ZM143 92L146 93V91H143ZM147 92H149V91H147ZM156 92H157V91H156ZM170 92H168V93H170ZM179 92H180V91H179ZM183 92H184V91H182V93H183ZM201 92H202V91H201ZM239 92H240V91H239ZM255 92H256V91H255ZM7 93H8V92H7ZM12 93H14V92H12ZM15 93H16V92H15ZM17 93H16V97H19V98H20V96H18L19 93H18V94H17ZM47 93H48V92H47ZM75 93H76V92H75ZM75 93H74V95H76ZM94 93H95V92H94ZM102 93H103V91H102ZM104 93H105V92H104ZM119 93H121V92H119ZM119 93H118V95H119ZM132 93H133V92H132ZM140 93H141V92H140ZM180 93H181V92H180ZM185 93H187V92L185 91ZM189 93H190V92H188V94H189ZM191 93L194 94L193 92H191ZM197 93H198V92H197ZM212 93H213V92H212ZM216 93H217V91H216ZM246 93H247V92H246ZM253 93H254V92H253ZM261 93H263V92H261ZM29 94H30V93H29ZM32 94H33V93H32ZM32 94H30V95L32 96ZM71 94H72V93H71ZM71 94H70V97H69L68 99L71 98ZM90 94H92V93H90ZM121 94L123 95V93H121ZM121 94H120L119 96H121ZM125 94H126V93L124 92V95H125ZM135 94H136V93H135ZM148 94L150 95V93H148ZM161 94H162V93H161ZM192 94H189V95H191V96H192V99H193V95H192ZM241 94H242V92H241ZM243 94H244V93H243ZM256 94H257V93H256ZM263 94H264V93H263ZM23 95H21V98H22ZM26 95L28 96L27 93H26L24 96H26ZM30 95H29V97H30ZM33 95H34V94H33ZM35 95H36L37 98H39V97H38V94H36V92H35ZM98 95H99V94H98ZM109 95H111V96H109ZM118 95H117V98L119 97ZM127 95H131V93H129V94H127ZM138 95H139V94H138ZM138 95H136L137 98H138ZM142 95H143V94H142ZM157 95H158V94H157ZM159 95H160V94H159ZM159 95H158V97L161 96V95H160V96H159ZM162 95H163V94H162ZM168 95H169V94H168ZM174 95H175V94H173V96H174ZM176 95H177V94H176ZM179 95H180V94H179ZM215 95H216V94H215ZM217 95H218V94H217ZM236 95H237V94H236ZM244 95H246V94H244ZM253 95H254V94H253ZM0 96L4 97V94H3V95L1 94ZM24 96H23V97H24ZM52 96H53V95H52ZM52 96H51V97H52ZM59 96H60V95H59ZM59 96H58V97H55V99H58ZM76 96H77L76 100L79 99V98H78V97H79V96H78V92H77V95H76ZM76 96H74V97H76ZM95 96H96V95H95ZM112 96H113V97H112ZM125 96H126V95H125ZM197 96H200V95H197ZM207 96H208V95H207ZM233 96L235 97V95H233ZM246 96H247V95H246ZM248 96H249V95H248ZM14 97H15V96H14ZM16 97H15V98H16ZM29 97H27V99L30 100L31 97H30V98H29ZM32 97H34V96H32ZM36 97H35V98H36ZM40 97H41V96H40ZM123 97H124V96H123ZM140 97H141V96H140ZM158 97H155V98H158ZM166 97H167V96L165 95V97H163V98L165 99ZM169 97H170V95H169ZM186 97H187V94H186ZM201 97H202V96H200L199 98H201ZM234 97H233V98H234ZM240 97H241V96H240ZM260 97H261V96H260ZM19 98H18V99L16 98V100H21V99H19ZM37 98H36V100H37ZM41 98H42V97H41ZM60 98H64V97H60ZM90 98H91V97H90ZM93 98H94V96H93ZM97 98L99 99L98 96H97ZM97 98H95V99H97ZM110 98H109V99H110ZM160 98H162V96H161ZM160 98H158V99H160ZM171 98H172V95H171ZM177 98H179V97H177ZM177 98H175L176 101H177ZM219 98H221V97H219ZM226 98H228V97H226ZM235 98L237 99L238 97H235ZM247 98H248V97H247ZM263 98H264V96L262 97V99H263ZM0 99H1V97H0ZM4 99H5V97H4ZM7 99H8V98H7ZM24 99H25V98H24ZM31 99H32V98H31ZM51 99H53V98H51ZM51 99H50V100H51ZM55 99H53V100H54L53 103H56V102H55ZM68 99H65V100L67 101V103H68V101L70 102V100H68ZM80 99H81V98H80ZM98 99H97V101H95V102L98 103ZM103 99H105V98H103ZM123 99H124V98H123ZM138 99H139V98H138ZM141 99H142V98H141ZM153 99H154V98H153ZM175 99H174V100H175ZM239 99H240V98H239ZM241 99H243V98H241ZM241 99H240V100H241ZM260 99H261V98H260ZM25 100H26V99H25ZM39 100H40V98H39ZM43 100H44V99H43ZM43 100H42V101H43ZM50 100H49V101H50ZM60 100H62V99H59V100H57V101L60 102ZM65 100H64V101H65ZM73 100H74V98H73ZM73 100L71 99V102H72ZM76 100H75V101H76ZM83 100H84V99H83ZM86 100H87V99H86ZM86 100H85L84 102H81V103H86V104H87L88 101L86 102ZM90 100H91V102H92L94 99L92 100V98H91ZM106 100H108V99L106 98ZM110 100H111V99H110ZM110 100H109L108 102H110ZM114 100H115V99H114ZM114 100H113V101H114ZM127 100H128V99H127ZM130 100H131V99H130ZM130 100H128L127 103H129ZM132 100H134V96H133V99H132ZM154 100H155V99H154ZM168 100H170V99H168ZM172 100H173V99H172ZM180 100H181V99H180ZM229 100H230V99H229ZM251 100H253V99H252V96H251ZM263 100H264V99H263ZM12 101L16 102L14 98H13ZM23 101H24V100L22 99V102H21L20 104H18V105L20 106V107H18V108H22V105L25 103V105H23V106H24V107L26 106L27 109L29 108V111H30L31 108H34V109H35L34 112H36V108H38V110H39V108H41V107L43 106L42 103L46 102V101L41 102V107H39V104H38V105L36 104L37 106L35 105V103H34L35 100L33 99V102H32V100H31V103H30V104H33V103H34L33 106H35V107H31V108H30L31 105H30L29 103H26V102L23 103ZM26 101H27V100H26ZM78 101H79V100H78ZM78 101H77V102H78ZM80 101H82V100H80ZM80 101H79V102H80ZM100 101L102 102V100H100ZM103 101H104V100H103ZM113 101H111L113 104H111V103H110V104H111L112 106H113V105L115 106L116 103L114 104V102H119V99H118V101H116V100H115L114 102H113ZM136 101H137V100H136ZM140 101H141V100H140ZM143 101H144V100H143ZM157 101H158V100H157ZM185 101H186V100H185ZM225 101L228 103V101H227L226 99H225ZM255 101H256V100H255ZM2 102H3V100H2ZM35 102H36V101H35ZM37 102H38V101H37ZM37 102H36V103H37ZM50 102H51V101H50ZM77 102H75V103H77ZM91 102L89 101L88 103H91ZM108 102H106L107 105H108ZM123 102L125 103V101H123ZM134 102H135V100H134ZM151 102H152V105H153L154 102H153V101H151ZM155 102H156V100H155ZM166 102H167V101H166ZM169 102H170V101H169ZM197 102H198V101H197ZM204 102H205V101H204ZM17 103H18V102H17ZM47 103H48V102H47ZM60 103H61V105H59V106H62V104L64 105V102L62 103V101H61ZM60 103H59V104H60ZM67 103H65V106H68V105L70 104V103H69V104H67ZM72 103H73V102H72ZM72 103H71L70 105H74V103H73V104H72ZM92 103H94V102H92ZM92 103H91V104H92ZM97 103H96V104H97ZM103 103H104V102H103ZM120 103H121V102H120ZM124 103H122V104H124ZM136 103H137V102H136ZM140 103H141V102H140ZM149 103H150V102H149ZM198 103H199V102H198ZM241 103H242V102H241ZM245 103H247V102L245 101ZM257 103H259V102L257 101ZM263 103H264V102H263ZM13 104H14V103H13ZM13 104H12V105H13ZM21 104H22V105H21ZM26 104H29V107H28V105H26ZM57 104H58V102H57ZM57 104H56V105H57ZM66 104H67V105H66ZM104 104H105V103H104ZM104 104H100V105H101V107H102V105H103V107L106 108L107 105L104 106ZM166 104H167V103H166ZM170 104H171V102H170ZM230 104H231V103H230ZM238 104L240 105V103H238ZM254 104H256V103H254ZM260 104H261L262 106L264 105V104H262L261 102H260ZM6 105H7V104H5L4 106H6ZM10 105H11V104H10ZM12 105H11V106H12ZM44 105H45L44 107H45V109H46V112L50 113V117H51V115H52V116L54 115V114H52V113H55V111L57 112V110H55V111L53 112V109L51 110V112H49L50 109H51L52 107H50L49 111H47L48 109H47L46 107H48L49 103H48V105H47L46 103H44ZM46 105H47V106H46ZM51 105H52V104H50L49 106H51ZM70 105L68 106L70 109H72V107H73V108L76 107L75 105L72 106V107H70ZM77 105H80V104H77ZM82 105H84V104H82ZM94 105H95V103H94ZM94 105H93V106H94ZM100 105H98V106L100 107ZM116 105H117V104H116ZM134 105H135V104H134ZM157 105H158V103H157ZM164 105H165V104H164ZM168 105H169V103H168ZM168 105H167V106H168ZM172 105H176V103H174V104H172ZM207 105H208V104H207ZM216 105H217V104H216ZM216 105H215V107H216ZM228 105H229V104H228ZM251 105H252V104H251ZM4 106H3V107H4ZM14 106H16V104L13 105L12 108H15ZM52 106H53L54 109H55V106H54V105H52ZM59 106H58V107H59ZM80 106H81V105H80ZM80 106H79V110L83 112V110L86 109V106H88V105H84V106H82V108L85 107L84 109H80V108H81ZM93 106H92V107H93ZM109 106H110V105H109ZM109 106H108V107H109ZM112 106H111V107H112ZM117 106H118V105H117ZM122 106H123V105H122ZM122 106H121V107H122ZM124 106H125V104H124ZM124 106L122 107V108H123V111H125V110H124ZM126 106H127V105H126ZM126 106H125V109H126ZM141 106H142V105H141ZM149 106H150V105H149ZM149 106H147V107H149ZM154 106H156V105L154 104ZM167 106L165 105V108H166ZM195 106H196V105H195ZM195 106H194V107H195ZM205 106H206V105H205ZM209 106H210V104H209ZM233 106H234V105H233ZM262 106H261V107L259 106V108H262ZM0 107H1V110H3V109H2V105H0ZM6 107H7V106H6ZM6 107H5V109H6ZM9 107H10V106H9ZM44 107H43V108H44ZM58 107L56 106L57 109H62L61 107H60V108H58ZM62 107H63V106H62ZM108 107H107V108H108ZM152 107H153V106H152ZM152 107H151V108H152ZM157 107H159V106H157ZM174 107H176V106H174ZM192 107H193V104H192ZM230 107H231V106H230ZM240 107H241V106H240ZM243 107H244V106H243ZM7 108H8V107H7ZM10 108H11V107H10ZM18 108H15V109H18ZM43 108H41V110H42ZM48 108H49V107H48ZM64 108H65V107H64ZM115 108H116V106L114 107V109H115ZM127 108H128V107H127ZM161 108H162V107H161ZM161 108H160V110H161ZM182 108H183L182 111H184V107H182ZM209 108H210V107H209ZM238 108H239V107H238ZM238 108H237V109H238ZM248 108H249V107H248ZM251 108H252V107H251ZM256 108H257V107H256ZM259 108H258V109H259ZM15 109L12 110V112L15 111ZM27 109H26V110H27ZM34 109H33V110H34ZM70 109H68V108L66 109V110H68V111L66 112V114H68V112H70ZM77 109H78V108L76 107V109H75V113L77 112L78 115H76V114H75V115H76V116H79V117H80L81 115H84V112L87 113L86 110L91 112V109L88 110V108H87V109L83 112V114L79 115L80 112H78ZM100 109H101V108H100ZM108 109L110 110V108H108ZM116 109H117V108H116ZM149 109H150V107L148 108V110H149ZM154 109H156V108H154ZM173 109H175V108L172 107L171 111H172ZM217 109H218V108H217ZM225 109H226V108H225ZM237 109H236V110H237ZM258 109H256V111H257ZM1 110H0V111H1ZM18 110H20V109H18ZM38 110H37V111H38ZM63 110H64V109H63ZM63 110H62V111H63ZM76 110H77V111H76ZM95 110H98V107H97V109H95ZM103 110H104V109H103ZM103 110L101 109L100 112L103 113L106 109H105L104 111H103ZM133 110H135V109H133ZM152 110H153V109H152ZM152 110H151V111H152ZM156 110H157V109H156ZM168 110H170V109H168ZM177 110H178V109H177ZM177 110H176V111H177ZM201 110H202V109H201ZM209 110H210V109H209ZM209 110H208V112H209ZM242 110H243V109H242ZM250 110H251V109H250ZM16 111H17V110H16ZM20 111H21V110H20ZM20 111H19V112H20ZM42 111H43V110H42ZM42 111H41V112H42ZM73 111H74V109H73ZM92 111H94V108H93ZM107 111H108V110H107ZM107 111H105V112L107 113ZM112 111L114 112L113 109H112ZM119 111H120V110H119ZM136 111H137V110H136ZM173 111H174V110H173ZM193 111H194V110H193ZM197 111H198V109H197ZM203 111H204V109H203ZM223 111H224V110H223ZM237 111H238V110H237ZM253 111H255V110L253 109ZM263 111H264V110H263ZM12 112H11V113H12ZM21 112H22V111H21ZM21 112H20V113L17 112V113H18V114H22ZM44 112H45V111H43V113H40V111H39V112H36L35 115H34V113H33V117L36 119V118H37V117H36V114H40V115L43 114L44 116H47L48 113H45V114H46V115H45ZM90 112H89V113H90ZM96 112H97V111H96ZM113 112H112V113H113ZM115 112H116V110H115ZM140 112H141V111H140ZM140 112H139V113H140ZM177 112H178V111H177ZM184 112H185V111H184ZM190 112H191V111H190ZM198 112H199V111H198ZM200 112H201V111H200ZM200 112H199V113H200ZM205 112H206V111H205ZM215 112H216V110H215ZM232 112H233V109H232ZM240 112H241V111H240ZM250 112H251V111H250ZM14 113H15V112H14ZM23 113L25 114V111H24V110H23ZM27 113H28V110H27ZM63 113H64L63 115L66 117V115H65V111H63ZM89 113H88L87 115H90V114H91V113H90V114H89ZM92 113H93V112H92ZM108 113H109V111H108ZM108 113H107V114H108ZM110 113H111V112H110ZM120 113H122V112H120ZM123 113L126 114V112H123ZM133 113H134V116H135L136 113H135L134 111H133ZM154 113H155L156 115H157V113L159 114V110L157 111V113H156V112H154ZM175 113H176V112H175ZM194 113H195V112H194ZM201 113H202V112H201ZM213 113H214V112H213ZM223 113H224V112H223ZM226 113H227V112H226ZM248 113H249V112H248ZM260 113H261V112H260ZM263 113H264V112H263ZM29 114L32 116V109H31V112H30ZM29 114H28V115H29ZM55 114H56V113H55ZM57 114H58V113H57ZM57 114H56V115H57ZM61 114H62V112H61ZM69 114H70L71 116H70V115L67 116V117H68L67 120H70L69 118H71V117L73 116V112H72V113H69ZM96 114H98V112H97ZM107 114H105L106 117H107ZM117 114H118V112H117ZM142 114H143V113H142ZM142 114H141V115H142ZM144 114H147V113L145 112ZM149 114H150V113H149ZM170 114H171V113H170ZM170 114H169V115H170ZM177 114H178V113H177ZM180 114H182V113H180ZM180 114H179V115H180ZM192 114H193V113H192ZM206 114H207V113H206ZM210 114H212V113H210ZM229 114H230V113H229ZM250 114H251V113H250ZM257 114H259V113L257 112ZM1 115H4V114H2V112H1L0 116H1ZM28 115H27V116H28ZM92 115H93V114H91L90 117H91ZM105 115L103 114V116H105ZM115 115H116V113H114V116H115ZM119 115H120V114H119ZM126 115H127V114H126ZM126 115H125V116H126ZM132 115H133V114H132ZM136 115H137V114H136ZM147 115H148V114H147ZM156 115H155V119H156ZM179 115H178V116H179ZM215 115H216V114H215ZM246 115H247V114H246ZM6 116H7V115H6ZM18 116H19V115H18ZM20 116H21V118H24V117H22V115H20ZM31 116H30V117H31ZM37 116L39 117V115H37ZM48 116H49V114H48ZM64 116H63V117L61 116V117L64 119V118H65ZM85 116H86V114H85ZM101 116H102V114H101ZM103 116L101 117L102 119H103ZM108 116L110 117L111 115L109 114ZM153 116H154V115H153ZM153 116H152V117H153ZM158 116H159V115H158ZM158 116H157V117H158ZM166 116L168 117V114H167ZM182 116H183V114H182ZM182 116H181V117H182ZM195 116H196V115H195ZM201 116H202V115H201ZM210 116H211V115H210ZM213 116H214V114H213ZM218 116H219V115H218ZM218 116H216V117L218 118ZM228 116H229V115H228ZM241 116H242V115H241ZM249 116H250V115H249ZM10 117H11V116H10ZM16 117H17V116H16ZM16 117H14V118H16ZM30 117H29V120L31 119ZM41 117H42V116H41ZM41 117H40V119H41ZM79 117H77L78 119H76L75 117H73V119H71V120L73 121V120L76 119V121H77V120H79ZM83 117H84V116H83ZM86 117H87V118H90L89 116H86ZM96 117H98V116L95 115V116L93 117V119H95ZM122 117L124 118V116H122ZM135 117L137 118V116H135ZM144 117H145V116H144ZM147 117L150 118L149 116H147ZM147 117H146V118H147ZM160 117H161V115H160ZM181 117H180V118H181ZM197 117H198V116H197ZM216 117H215V118H216ZM231 117H232V115H231ZM244 117H245V116H244ZM257 117H258V116H257ZM261 117H262V119L264 118V116H261ZM0 118H1V117H0ZM17 118H18V117H17ZM21 118L16 119V120H20ZM47 118H48V117H47ZM47 118H45L44 121H45ZM51 118L53 119V118H57V117H56V116H53V117H51ZM51 118H50V120H52ZM58 118H60V117L58 116ZM58 118H57V119H58ZM74 118H75V119H74ZM98 118H99V117H98ZM130 118H132V117L130 116ZM148 118H147V119H148ZM162 118H163V117H162ZM170 118H171V116H170ZM174 118H175V117H174ZM189 118H190V117H189ZM207 118H208V117H207ZM209 118H210V117H209ZM233 118H234V117H233ZM246 118H247V117H246ZM1 119H2V118H1ZM7 119H8V118H7ZM38 119H39V118H37V119L35 120V121H36V123L34 122L35 124L38 123V122H37ZM40 119H39V121H41V120L43 119V117H42L41 120H40ZM99 119H100V118H99ZM110 119H111V118L108 119V117H107L106 120H108V122H110V121H109ZM117 119H119V116L117 117ZM121 119H122V118H121ZM134 119H135V118H134ZM139 119H140V118H139ZM152 119H153V118H152ZM167 119H168V118H167ZM167 119H166V120H167ZM176 119H177V117H176ZM194 119H195V118H194ZM201 119H202V118H201ZM227 119H228V118H227ZM237 119H238V116H237ZM244 119H245V118H244ZM253 119H254V118H253ZM256 119H257V118H256ZM260 119H261V118H260ZM26 120H27V118H26ZM26 120H23L24 123L27 122ZM31 120H32V122H33V118H32ZM71 120H70V122H69L70 125H68L69 123L66 124V122H65V124L67 125V127L69 126L70 129H71L70 126H72V125H71ZM81 120H82V117H81ZM84 120H85V122H84ZM84 120H82V121H83L84 123H86V119H84ZM88 120H89V119H87V123L91 120V124H93V123H92V118H90L89 121H88ZM103 120H105V119H103ZM119 120H120V119H119ZM145 120H146V119H145ZM150 120H151V119H150ZM207 120H208V119H207ZM222 120H223V119H222ZM263 120H264V119H263ZM263 120H262V121H263ZM12 121H14V120H11L10 123H11ZM23 121H22V122L17 121V122H19V124H17V126H16V124H15V126L18 127L19 130H22L21 128H22L23 126L26 125V124H23V125H21V128H19L20 123H23ZM25 121H26V122H25ZM53 121L57 123V120L55 121V119H53ZM53 121H48V119H47V121H45V122H50V125H51V122L54 123ZM60 121H61V118H60V120H59V123H57V124L60 125V123H61ZM79 121H80V120H79ZM79 121H78V122H79ZM82 121H81L80 123H77V125L79 124V128H81L80 125H81V123H83ZM99 121H101V120H99ZM99 121H98V119H97V122H99ZM121 121H122V120H121ZM125 121H126V119H125ZM141 121H142V120H141ZM152 121H153V120H152ZM178 121H179V120H178ZM184 121H185V120H184ZM184 121H183V122H184ZM188 121H190V120H188ZM193 121H194V120H193ZM199 121H200V120H199ZM212 121H213V120H212ZM216 121H217V120H216ZM228 121H229V119H228ZM103 122H104V121H103ZM106 122H107V121H106ZM106 122H104L103 124L105 125ZM108 122H107V124H108ZM113 122L115 123V120H113ZM113 122H112V123H113ZM116 122H118V121H116ZM145 122H146V121H145ZM157 122H158V121H157ZM162 122H163V121H162ZM194 122H195V121H194ZM207 122H209V121H207ZM210 122H211V121H210ZM2 123H3V122H2ZM10 123H9V125H11ZM13 123H15V122H13ZM40 123H44V122H40ZM62 123H63V124H62ZM62 123H61V125H63L62 128H64V130L67 129V127L65 128L64 121H63ZM73 123H74V121H73ZM101 123H102V122H101ZM147 123H148V122H147ZM151 123H152V122H151ZM159 123H160V122H159ZM166 123H167V122H166ZM184 123H187V121L184 122ZM205 123H206V122H205ZM226 123H227V122H225V124H226ZM234 123H235V122H234ZM239 123H240V122H239ZM243 123H244V122H243ZM245 123H247V122H245ZM248 123H249V122H248ZM248 123H247V124H248ZM0 124H1V123H0ZM4 124H5V123H4ZM44 124H45V123H44ZM47 124H48V123H47ZM57 124H56V125H57ZM96 124H97V123H96ZM121 124H123V123L121 122ZM125 124H126V123H125ZM131 124H132V123H131ZM133 124H134V123H133ZM140 124H141V123H140ZM140 124H139V125H140ZM154 124H155V121H154ZM154 124H153V125H154ZM223 124H224V123H223ZM247 124H246V126H247ZM259 124H260V123H259ZM263 124H264V122H263ZM1 125H2V124H1ZM9 125H8V126H9ZM18 125H19V126H18ZM39 125L41 126V124H39ZM59 125H58V126H59ZM61 125H60V126H61ZM73 125H74V124H73ZM75 125H76V124H75ZM75 125H74V126H75ZM85 125H88V124H84V126H85ZM93 125H94V124H93ZM93 125H92V126H93ZM108 125H109V124H108ZM110 125H111V123H110ZM110 125H109V127L111 128ZM113 125H115V124H113ZM116 125H118V123H117ZM153 125H152V126H153ZM156 125H157V124H156ZM167 125H168V124H167ZM220 125H221V124H220ZM220 125H217V126H220ZM234 125H235V124H234ZM242 125H244V124H242ZM251 125H252V123H251ZM4 126H6V125H4ZM4 126H3V128H4ZM8 126H7V127H8ZM13 126H14V125H13ZM33 126H34V125H33ZM35 126H36V125H35ZM35 126H34V127H29V126H28L29 128H28V127H27V128H28V130H29V129H31V128H32V129L35 128ZM51 126H52V125H51ZM60 126H59V127H60ZM81 126H82V125H81ZM100 126H101V125H100ZM100 126H98V125L95 126V125H94V126H93V127H94V129H93L94 131H91V130H90V132H87V131H89V129H87V127H86V129H87V131H85L86 133H85V132H82V133H85V134L88 133V134H90L91 132H95V130H96V133L98 134V132H97L98 130H97L96 127L99 128ZM102 126H103V125H102ZM102 126H101V127H102ZM130 126H131V125H130ZM152 126H151V127H152ZM184 126H185V125H184ZM197 126H198V125H197ZM202 126H204V124H203ZM208 126H209V125H208ZM226 126H227V125H226ZM226 126H225V127H226ZM230 126H231V125H230ZM232 126H233V125H232ZM244 126H245V125H244ZM258 126H259V125H258ZM261 126H262V125H261ZM7 127H5L4 131H2V132H6L5 130H6ZM9 127H11V126H9ZM44 127H45V126H44ZM93 127H92V128H93ZM105 127H106V125H105ZM105 127L103 126L104 130H105ZM158 127H160V126L158 125ZM164 127H165V126H164ZM168 127H169V126H168ZM182 127H183V126H182ZM214 127H215V126H214ZM238 127H239V126H238ZM249 127H250V126H249ZM255 127H256V125H255ZM263 127H264V126H263ZM263 127H262V128H263ZM11 128L14 129L13 127H11ZM11 128H9V130H10ZM27 128H25V129H27ZM36 128H37V126H36ZM36 128H35V129H36ZM51 128L54 129V127H51ZM60 128H61V127H60ZM72 128H73V126H72ZM79 128H78V130H79ZM88 128H89V127H88ZM92 128L90 127V129H92ZM95 128H96V129H95ZM103 128H101V129L103 130ZM106 128L108 129V132H109V128H108V126H107ZM112 128H113V126H112ZM115 128H117V127H115ZM135 128H136V127H135ZM137 128H138V127H137ZM154 128H156V127H154ZM161 128H162V127H161ZM176 128H177V127H176ZM187 128H188V127H187ZM187 128H186V129H187ZM196 128H197V127H196ZM204 128H205V126H204ZM219 128H221V127H219ZM231 128H234V126L231 127ZM236 128H237V126H236L235 129H234V130H235V132H234L235 134H236L237 130L240 131V128H239V129H238V128L236 129ZM257 128H258V127H257ZM18 129H14V130H17V131H18ZM45 129H46V128H45ZM70 129H68V130H70ZM73 129H76V130H77V126H76V128L74 127ZM83 129H85V127H84ZM83 129L80 130V131L77 130V131H78V132H77L78 137L83 136V137H82V139H84L83 141L85 142V139H86V141L89 142V140L87 139V138H88V135L85 136V134L82 135L81 133H79V132L83 131ZM99 129H100V128H99ZM124 129H125V128H124ZM150 129H151V128H150ZM165 129H166V128H165ZM193 129H194V127H193ZM205 129H206V128H205ZM205 129H204V130H205ZM207 129H208V128H207ZM217 129H218V128H217ZM221 129H223V128H221ZM228 129H229V128H228ZM228 129H226V132L228 131ZM246 129H247V128H246ZM250 129H251V128H250ZM250 129H248V130L250 131ZM254 129H255V128H254ZM9 130H8V128H7V131H9ZM23 130H24V128H23ZM23 130H22V131H23ZM43 130H44V129H43ZM43 130H41V131H43ZM47 130H48V129H47ZM47 130H46V133H47V135H48V133H49L50 131L47 132ZM49 130L52 131V129H50V128H49ZM59 130H60V129H59ZM59 130H58V131H59ZM76 130H73V131H76ZM110 130H111V129H110ZM114 130H115V129H114ZM121 130H122V129H121ZM121 130L118 129L117 131H121ZM184 130H185V128H184ZM224 130H225V128H224ZM255 130H256V129H255ZM22 131H20V133H21ZM24 131H25V130H24ZM24 131H23V132H24ZM33 131L35 132V130H33ZM38 131H40V130H38ZM60 131H61V130H60ZM70 131H71V130H70ZM70 131H67V130H66V131H64V132H65V133H66V132L69 133ZM111 131H112V130H111ZM115 131H116V130H115ZM115 131H114L113 133H115ZM154 131H155V130H154ZM154 131H153V132L151 131L152 133H150V134H154ZM157 131H158V129H157ZM168 131H169V130H168ZM239 131H238V132H239ZM244 131H245V130H243V132H244ZM9 132H11V131H9ZM9 132H8V133H9ZM13 132H14V131H13ZM29 132H30V130H29ZM56 132H57V131H56V129H55V133H56ZM161 132H162V130H161ZM185 132L188 133V130L185 131ZM215 132H216V131H215ZM226 132H224V134H226ZM229 132H230V130H229ZM238 132H237V133H238ZM241 132H242V130H241ZM241 132H240V133H241ZM243 132L241 133L242 135L244 134ZM246 132H248V131H246ZM246 132H245V133H246ZM252 132H253V131H252ZM255 132H257V130H256ZM261 132H262V131H261ZM261 132H260V133H261ZM0 133H1V128H0ZM6 133H7V132H6ZM20 133H19V137H20V135H21ZM24 133H26V132H24ZM24 133H23V135H24ZM32 133H33V132H32ZM43 133H44V131H43ZM43 133H42V134H43ZM65 133H64V134H65ZM71 133H73V134H71ZM71 133H70V135H73V137L71 136V138H76V137H74V133H75V132H72V131H71ZM96 133H95V134H96ZM103 133L106 134V133H107V130H106V132L104 131ZM103 133H102V134H103ZM113 133L110 132V134H112V135L114 136L115 134H113ZM119 133H120V132H119ZM122 133H123V132H122ZM127 133H128V132H127ZM146 133H147V132H146ZM157 133H158V132H157ZM162 133H163V132H162ZM234 133H233L231 136H234ZM10 134H11V133H10ZM10 134L8 135V137L10 136ZM12 134H13V133H12ZM26 134H28V133H26ZM33 134H34V133H33ZM35 134H36V133H35ZM35 134H34V135H35ZM37 134H38V132H37ZM40 134H41V133H40ZM52 134H53V131H52ZM64 134H62L61 137H62ZM77 134H75V136H76ZM80 134H81V135H80ZM95 134H94V136H95ZM100 134H101V133H100ZM110 134H109V135H110ZM141 134H142V133H141ZM160 134H161V133H159V136H160ZM204 134H205V133H204ZM206 134H207V133H206ZM249 134H250V132H249ZM251 134H252V133H251ZM257 134H258V132H257ZM263 134H264V133H263ZM263 134H262V135H263ZM2 135H4V134H2ZM34 135H33V136H34ZM50 135H51V134H50ZM65 135H67V134H65ZM68 135H69V134H68ZM91 135L93 136V134H90V137H91ZM106 135L108 136V133H107ZM116 135H117V134H116ZM125 135H126V134H125ZM125 135H124V136H125ZM128 135H130V133H129ZM128 135H127V136H128ZM131 135H132V134H131ZM145 135H146V134H145ZM155 135H156V134H155ZM162 135H163V134H162ZM167 135H168V134H167ZM175 135L178 136V134H175ZM222 135H223V133H222ZM227 135H228V134H226L225 137H226ZM242 135H240L241 138L243 137ZM252 135H255V134H252ZM4 136H6V134H5ZM4 136H3V137H4ZM12 136H15V135H12ZM84 136H85V138H84ZM94 136H93L92 138H94ZM98 136L100 137L99 134H98ZM117 136H118V135H117ZM117 136H114V137H117ZM120 136H122V135H120ZM120 136H119L118 138H120ZM133 136H134V134H133ZM211 136H212V135H211ZM236 136H237V135H236ZM238 136H239V135H238ZM238 136H237V137H238ZM247 136H248V135H247ZM259 136H260V135H258V137H259ZM16 137H17V136H16ZM28 137H29V136H28ZM36 137H37V136H36ZM46 137H47V136H46ZM50 137H51V136H50ZM50 137L48 136V140H49V141H52V139H49ZM58 137H59V136H58ZM61 137H60V138H61ZM63 137H64V136H63ZM63 137H62V140H65V142L61 140L62 142L58 141V143L60 142V145L63 144V143H64V144H65V143L68 144L69 141L66 142V139H67L69 136H67L66 139H65V138L63 139ZM78 137H77V138H78ZM90 137H89V138H90ZM96 137H97V135L95 136V139H96ZM141 137L143 138V136H141ZM165 137H166V136H165ZM181 137H182V135H181ZM208 137H209V135H208ZM220 137H221V136H220ZM225 137L223 136L224 139H226ZM237 137H236V138H237ZM244 137H245V136H244ZM250 137H251V136H250ZM260 137H261V136H260ZM260 137H259V138H260ZM263 137H264V136H263ZM0 138H2V137H0ZM21 138H22V137H21ZM31 138H32V136H31ZM34 138H35V137L32 138V141L34 140ZM41 138L43 139L44 136L42 137V135H41ZM41 138L39 137L38 139H41ZM71 138H68V139L71 141ZM77 138H76V139H77ZM97 138H98V137H97ZM109 138H111V137H109ZM148 138L150 139L149 136H148ZM153 138H154V137H153ZM157 138H159V137H157ZM170 138H171V137H170ZM187 138H188V137H187ZM212 138H213V136H212ZM221 138H222V137H221ZM232 138H234V137H232ZM238 138H239V137H238ZM4 139H5V138H3V140H4ZM6 139H8V138L6 137ZM6 139H5V140H6ZM10 139H11V138H10ZM18 139H19V138H18ZM18 139H17V140H18ZM22 139H23V138H22ZM25 139H26V136H25ZM53 139L55 140L56 138H53ZM82 139H79V138H78L77 140H80V141H78L77 143L82 142ZM116 139H117V138H116ZM122 139L124 140V138H122ZM178 139H179V138H178ZM234 139H235V138H234ZM251 139H252V138H251ZM261 139H263V138H261ZM261 139H260V140H261ZM5 140H4V142H5ZM8 140H9V139H8ZM26 140H28V138H27ZM26 140H25V141H26ZM30 140H31V139H30ZM44 140H45V139H44ZM58 140H59V139H58ZM74 140H75V139H73L72 142H75V143H76L77 140H76V141H74ZM102 140H103V139H102ZM119 140H121V139H119ZM139 140H140V139H139ZM159 140H160V142H161V141L163 142V140H161V139H159ZM164 140H167V139H164ZM171 140H172V139H171ZM175 140H176V138H175ZM210 140H211V137H210ZM256 140H257V139H256ZM260 140H259V141H260ZM11 141H13V140H11ZM14 141H16V140H14ZM28 141H29V140H28ZM28 141H27V142H28ZM46 141H47V140H45V142H46ZM92 141H95V140H91V141L89 142V144H90V143L92 144ZM98 141H100L99 138H98ZM98 141H96V142L98 143ZM177 141L180 142V140H177ZM211 141H212V140H211ZM225 141H226V140H225ZM238 141H239V140H238ZM242 141H243V140H242ZM6 142H8V141L6 140ZM6 142H5V143H6ZM27 142H26V143H27ZM30 142H31V141H30ZM38 142H39V141H38ZM52 142H53V141H52ZM52 142H49L52 146H53V144H54V145H57V144H55V143H57V141H56V142L54 141L55 143H53V144H52ZM72 142H69V144L72 143ZM137 142H138V141H137ZM142 142H143V144L147 143V142H144V140H143ZM149 142H150V141H149ZM156 142H157V140H156ZM166 142H167V141H166ZM170 142H171V141H170ZM170 142H169V143H170ZM213 142L216 143L215 141H213ZM220 142H221V139H220ZM229 142H230V141H229ZM246 142H247V141H246ZM257 142H258V141H257ZM261 142H262V141H261ZM0 143H1V142H0ZM2 143H3V142H2ZM12 143H13V142H12ZM14 143H15V142H14ZM75 143H73V144L75 145ZM85 143H86V142H85ZM106 143H107V142H106ZM124 143H125V142H124ZM126 143H127V142H126ZM138 143H139V142H138ZM157 143H159V141H158ZM172 143H173V142H172ZM172 143H171V144H172ZM175 143H176V142H175ZM182 143H183V142H182ZM205 143H206V142H205ZM205 143H204V144H205ZM221 143H222L221 146L224 148L223 141H222ZM227 143H228V142H227ZM236 143H237V140H236ZM244 143H245V142H244ZM3 144H4V143H3ZM8 144H9V146H10L11 143H6V145H8ZM16 144H17V146L14 147V150H15V148H18V147H19V148L22 147L23 150H27V149H28V146H26L27 144L24 145V146L27 147V149H26V147H24L25 149L23 148V146H22L23 144H22V145H19L18 142H17ZM24 144H25V143H24ZM35 144H36V143H35ZM35 144H34V145H35ZM73 144H72V148H71V147H70V148H71V152L74 154V153H76L78 150H76V148H74L76 152H74V151L72 150V149H73ZM80 144H81V143H80ZM91 144H90L89 147H91ZM99 144L101 145L102 143L100 142ZM107 144H108V143H107ZM107 144H106V145H107ZM112 144H113V143H112ZM112 144H111V145H112ZM115 144H116V143H115ZM115 144H114V145H115ZM154 144H155V143H154ZM160 144H161V143H160ZM162 144H163V143H162ZM162 144H161L160 146H162ZM173 144H174V143H173ZM180 144H181V143H180ZM180 144H178V145H180ZM208 144H209V143H208ZM218 144H219V142H218ZM225 144H226V143H225ZM230 144H231V142H230ZM241 144H243V143H241ZM259 144H260V143H259ZM0 145H1L2 148L4 149L3 145H2V144H0ZM6 145L4 144V146L8 148V146H6ZM82 145H83V144H81L80 146L83 147ZM86 145L88 146V144H86ZM94 145H95V142H94ZM129 145H130V144H129ZM163 145L165 146V142H164ZM166 145H167V144H166ZM189 145H190V143H189ZM210 145H212V144H210ZM213 145H214V144H213ZM237 145H238V144H237ZM239 145H240V141H239ZM253 145H254V143H253ZM1 146H0V147H1ZM11 146H13V144H12ZM20 146H21V147H20ZM37 146H39V144H37ZM40 146H41L40 148H41V150H42L43 147H44V145L42 144V145H40ZM42 146H43V147H42ZM57 146H58V145H57ZM66 146L69 147L68 145H66ZM76 146H77V148H78L79 150L81 149V147L79 146V144L75 145L74 147H76ZM78 146H79L80 148H79ZM95 146H97V144H96ZM116 146H117V145H116ZM154 146H155V145H154ZM158 146H159V145H158ZM158 146H157V147H158ZM164 146H163V147H164ZM171 146H172V145H171ZM175 146H176V145H175ZM242 146H243V145H242ZM245 146H246V148H247V145H245ZM245 146H243V147H245ZM254 146H255V145H254ZM254 146H253V147H254ZM257 146H258V145H257ZM263 146H264V145H263ZM29 147H30V145H29ZM46 147H47V146H46ZM48 147H49V145H48ZM48 147H47V149L49 150V152L46 151L47 154L44 153V152H43V153H40V154H41V155L46 154V155L48 156L49 153L52 152L51 149H49ZM59 147H60V146H59ZM84 147H85V145H84ZM102 147H104V146H102ZM106 147H107V146H105V149H106ZM142 147H143V146H142ZM169 147H170V145H169ZM173 147H174V145H173ZM173 147H172V148H173ZM176 147H177V146H176ZM188 147H189V146H188ZM188 147H187V148H188ZM197 147H198V146H197ZM197 147H195L194 149H196ZM213 147H214V146H213ZM240 147H241V146H240ZM253 147H252V148H253ZM7 148H5V149H7ZM50 148H51V147H50ZM54 148L56 149V146H54ZM61 148H62V147H61ZM61 148H59V149L57 148V149L60 150ZM63 148H65V147L63 146ZM92 148H94L93 145H92ZM92 148H90V149H92ZM98 148H99V145H98ZM165 148H166V147H165ZM167 148H168V145H167ZM191 148H192V147H191ZM207 148H208V147H207ZM219 148H220V147H219ZM235 148H236V146H235ZM238 148H239V147H238ZM255 148H257V147H255ZM3 149H2V151H3ZM5 149H4V152H6ZM9 149H12V148L9 147ZM9 149H7V152L10 151ZM29 149H30V148H29ZM34 149H35V148H34ZM34 149H33V152L35 151ZM65 149H68V148H65ZM85 149H86V147H85ZM85 149H83V150H85ZM87 149H88V150H87ZM87 149H86V152L89 151V148H87ZM100 149H101V148H100ZM100 149H99V150H100ZM107 149L109 150V148H107ZM119 149H120V148H119ZM137 149H138V148H137ZM154 149H155V148H154ZM160 149H161V148H160ZM160 149H156V150H159V151H160ZM162 149H163V148H162ZM184 149H185V147H184ZM201 149H202V148H201ZM226 149H227V148H226ZM240 149H242V148H240ZM258 149H259V148H258ZM258 149H257V151H258ZM8 150H9V151H8ZM18 150L20 151L21 149H18ZM18 150H15V151L18 152ZM30 150H32V147H31ZM95 150H96V147H95ZM101 150H104V148H102ZM101 150H100V152H101ZM108 150H107V151H108ZM112 150H113V149H112ZM134 150H136V149H133L132 151L134 152ZM151 150H152V149H151ZM170 150H171V148H170ZM204 150H205V148H204ZM208 150H209V149H208ZM217 150H218V149H217ZM222 150H224V149H222ZM238 150H239V149H238ZM11 151H12V150H11ZM27 151H28V150H27ZM38 151H39V148H38ZM54 151H55V150H54ZM54 151H53V152H54ZM60 151H61V152H64V151H62V149H61ZM68 151H69V150H68ZM68 151H67V152H68ZM91 151H92V153H93V149L90 150V152H91ZM129 151H130V150H129ZM129 151H128V152H129ZM143 151H144V150H143ZM148 151H149V150H148ZM182 151H183V150H182ZM184 151L186 152V150H184ZM188 151H189V150H188ZM190 151H191V150H190ZM199 151H200V148H199ZM199 151H198V149H197V152H199ZM214 151H215V150H214ZM240 151H241V150H240ZM257 151H256V152H257ZM0 152H1V150H0ZM4 152H3V153H4ZM7 152H6V153H7ZM28 152H29V151H28ZM40 152H41V151H40ZM56 152H59V151H56ZM71 152H70V154H71ZM79 152H80V153H79ZM79 152H78L79 154H83L85 151H82V153H81V151H79ZM96 152H97V151H96ZM103 152H104V151H103ZM105 152H106V151H105ZM112 152H113V151H112ZM114 152H115V149H114ZM128 152H127V153H128ZM135 152H136V151H135ZM161 152H163V151H161ZM164 152H166V151L164 150ZM167 152H168V149H167ZM167 152H166V153H167ZM169 152H171V151H169ZM191 152H192V151H191ZM209 152H210V151H209ZM224 152H225V150H224ZM234 152H235V150H234ZM242 152H243V151H242ZM242 152H241V153H242ZM246 152H247V151L244 150V153H246ZM249 152H250V150H249ZM251 152H252V151H251ZM1 153H2V152H1ZM1 153H0V155H1ZM6 153H5V155H7V156H14V155H10L11 152H10V154H8V153L6 154ZM12 153L14 154V151H12ZM25 153H26V151H25ZM34 153H35V152H34ZM37 153H38V152H37ZM59 153H60V152H59ZM78 153H77V154H78ZM88 153H89V152H88ZM94 153H95V152H94ZM131 153H132V152H131ZM140 153H141V151L139 152V154H140ZM148 153H149V152H148ZM156 153H157V152H156ZM172 153H173V150H172ZM210 153H211V152H210ZM212 153H213V149H212ZM217 153H219V152H216V154H217ZM220 153H221V152H220ZM257 153H258V152H257ZM18 154H19V153H18ZM26 154H27V153H26ZM26 154H24V155H26ZM29 154H30V153H29ZM52 154H53V153H51V155H52ZM62 154H63V153H62ZM70 154H69V155H70ZM77 154H74V155H77ZM79 154H78V155H79ZM84 154H85V153H84ZM95 154H96V153H95ZM116 154H117V153H116ZM121 154H122V153H121ZM123 154H124V153H123ZM132 154L135 155L136 153H132ZM132 154H130V155H132ZM139 154H138V156L141 157L142 155L140 156ZM152 154H153V152H152ZM186 154H187V152H186ZM216 154H215V152H214L213 155H216ZM247 154H248V153H247ZM251 154H252V153L248 154V156L251 155ZM255 154H256V153H255ZM19 155H22V154L20 153ZM30 155H31V154H30ZM37 155H39V153H38ZM41 155H40V156H41ZM51 155H49V157H50L49 159H51V157H52V159H53V156L56 155V154H54L53 156H51ZM57 155H58V154H57ZM57 155H56V157H59L61 154H60L59 156H57ZM64 155H66V154L64 153L63 156H64ZM69 155H68V153H67L68 158H69ZM78 155H77L75 161H78V159H80L81 157H83V155H82V156L79 158ZM89 155H90V153L88 154V156H89ZM103 155H104V154H103ZM103 155H102V156H103ZM106 155H107V154H106ZM106 155H104L105 157H104V156H103V157L106 158ZM113 155H115V154H113ZM127 155H128V154H127ZM154 155H155V153H154ZM184 155H185V154H184ZM191 155H192V153H191ZM191 155H189L188 157H185V156H187V155H185L184 158H186V159L188 158V160H189V157H190ZM199 155H200V154H199ZM203 155H204V154H203ZM203 155H202V157H203ZM211 155H212V154H211ZM238 155H239V154H238ZM240 155H241V154H240ZM240 155H239V157H240ZM242 155H243V154H242ZM3 156H4V154H3ZM3 156L1 155L0 157H3ZM7 156H6V159L8 158ZM17 156H18V155H17ZM40 156H37V157H40ZM47 156L44 155V156H42V157H47ZM84 156L86 157V154H85ZM91 156L95 157V156L92 155V154H91ZM97 156H98V153H97ZM121 156H123V155H121ZM138 156L136 155V157H138ZM164 156H165V154H164ZM168 156H169V154H168ZM200 156H201V155H200ZM200 156H199V158H200ZM225 156H226V154H225ZM24 157H26V156H24ZM24 157H23V160H24ZM34 157H35V159H36V154H35ZM42 157H40V158L42 159ZM54 157H55V156H54ZM72 157H73V156H72ZM85 157H84V158H85ZM93 157H92V158H93ZM99 157H101V154L99 155ZM108 157H109V156H108ZM117 157H118V156H117ZM119 157H120V155H119ZM126 157H127V156H126ZM129 157H130V156H129ZM129 157H127V160H129V159H133V157H132V158H129ZM136 157H135V159L137 160ZM153 157H154V156H153ZM177 157H178V156H177ZM177 157H176V158H177ZM192 157H193V156H192ZM213 157H214V156H213ZM229 157H230V156H229V154H228V158H229ZM244 157H245V156H244ZM19 158L21 159V161H22V163H23L22 156H20ZM30 158H33V157H30ZM30 158H29V159H30ZM64 158H65V160L68 159V158L66 159L65 156H64ZM64 158H63V159H64ZM70 158H71V157H70ZM84 158H82V159L84 160ZM96 158H98V157H96ZM104 158H103V159H104ZM115 158H116V156H115ZM121 158H124V156L121 157ZM121 158H120V159H121ZM128 158H129V159H128ZM144 158H146V157H144ZM170 158H171V157H170ZM214 158H215V157H214ZM226 158H227V157H226ZM263 158H264V157H263ZM8 159H9V158H8ZM16 159H17V161H18V158H17V157H16ZM25 159H26V158H25ZM35 159L33 158L34 163L37 162V161H35ZM41 159H40V160H41ZM56 159H57V158H56ZM63 159H62L63 163L66 162V161L63 160ZM73 159H74V157H73ZM86 159L88 160V158H86ZM86 159H85V163H87ZM90 159H91V158H90ZM99 159H101V158H99ZM103 159H101V160H103ZM107 159H108V162H109L110 160L112 161V158H111V157H110V158H107ZM140 159H141V158H140ZM177 159H178V158H177ZM191 159H192V158H191ZM212 159H213V158H212ZM215 159H216V158H215ZM215 159H214V160H215ZM218 159H219V158H218ZM229 159H230V158H229ZM250 159H251V158H250ZM10 160H11V159H10ZM10 160H9V161H10ZM13 160H14V159H13ZM13 160L11 161V163H12V162H15V161H13ZM33 160H32V161H33ZM36 160H37V159H36ZM42 160H44V159H42ZM46 160H47V162L49 163L50 160H48V158H47ZM54 160H55V158H54ZM58 160H60V158H59ZM68 160H69V159H68ZM71 160H72V159H71ZM94 160H95V159H92L91 161L93 162ZM97 160H98V159H97ZM104 160H105V159H104ZM114 160H115V159H114ZM142 160H145V159H142ZM175 160H176V159H175ZM181 160H183V159L181 158ZM188 160H187V162H188ZM239 160H241V159H239ZM0 161H1V160H0ZM3 161H4V157H3V160L0 162V165L3 164V163H2ZM29 161H30V160H29ZM32 161H30V162H32ZM38 161H39V159H38ZM44 161H45V160H44ZM51 161H52V160H51ZM55 161H56V160H55ZM69 161H70V160H69ZM75 161H74V164L76 163ZM106 161H107V160H106ZM124 161H125V160H124ZM133 161H134V160H133ZM153 161H154V160H153ZM168 161H170V160H168ZM176 161H178V160H176ZM176 161H174V162H176ZM192 161H194V160H193V159H192V160H189V167H192V166H190V162H192ZM196 161H197V160H196ZM202 161H203V160H201V164L203 163ZM210 161H211V160H210ZM241 161H242V160H241ZM5 162H8V161H5ZM26 162H27V161H26ZM39 162H40V161H39ZM41 162H42V161H41ZM56 162H57V161H56ZM56 162H55V163H56ZM58 162H59V161H58ZM60 162H61V160H60ZM60 162H59V163H60ZM72 162H73V161H71V163H72ZM79 162H81V161L79 160V161L77 162V165L79 164L78 166H77V165H75V166L73 165L72 167L75 168V167L77 166V168H75V169H78V167L81 168L80 166H81L84 162H83L81 165H80ZM88 162H89V161H88ZM96 162L98 163L99 161H96ZM103 162H104V161H103ZM128 162H129V161H128ZM148 162H150V161L148 160ZM163 162H164V160H163ZM163 162H161V163H163ZM185 162H186V161H185ZM205 162H206V161H205ZM208 162H209V161H208ZM216 162H217V161H216ZM233 162H234V161H233ZM1 163H2V164H1ZM18 163H20V161H19ZM32 163H33V162H32ZM42 163H43V162H42ZM42 163H40V166H43V165H44V163H43V164H42ZM51 163H52V162H51ZM53 163H54V162H53ZM55 163H54L52 166L50 165L49 169L52 168V167H54ZM66 163L69 165L70 162L67 161ZM66 163H65V164H66ZM71 163H70V164H71ZM97 163H95V164L98 165ZM126 163H127V162H126ZM158 163H159V162H158ZM158 163H157V164H158ZM176 163H177V162H176ZM192 163H193V162H192ZM199 163H200V162H199ZM226 163H227V162H226ZM249 163H250V162H249ZM23 164H24V163H23ZM23 164H21V165H23ZM29 164H31V163H29ZM29 164H26V166L28 165V167H29ZM41 164H42V165H41ZM45 164H46V163H45ZM56 164H57V163H56ZM95 164H94V166H95ZM99 164H101V163L99 162ZM102 164H103V163H102ZM102 164H101V167H102ZM109 164H110V162L107 163V165H109ZM127 164H128V163H127ZM154 164H155V163H154ZM187 164H188V163H187ZM187 164L184 163V166H182V167H185V165H187ZM212 164H213V163H212ZM234 164H235V162H234ZM237 164H238V163H237ZM237 164H236V165H237ZM241 164H242V163H241ZM262 164H263V163H262ZM3 165H4V164H3ZM3 165H2V166H3ZM6 165H8V163H6ZM9 165H10V164H9ZM9 165H8V166H9ZM21 165H19V168H20L19 171L21 170V172H23V170H22V168H21V167H22ZM35 165H38V164L36 163ZM35 165H33V166H35ZM57 165H58V164H57ZM60 165H61V164H60ZM60 165H58V166H60ZM63 165H64V164H62V165L60 166L61 169H62V166H63ZM84 165H85V164H84ZM88 165H89V163H88ZM88 165H87V167H88ZM113 165H114V164H113ZM117 165H118V164H117ZM133 165H134V163H133ZM141 165H142V163H141ZM158 165H159V166H161V165L165 166L164 163L161 164V165H160V164H158ZM172 165H173V162L171 163V166H172ZM192 165H193V164H192ZM203 165H204V164H202L201 166H203ZM210 165H211V163H210ZM248 165H249V164H248ZM2 166H0V170H1V167H2ZM8 166H6V167H8ZM11 166H13V164H11ZM16 166H17V164H16ZM16 166H13V167H16ZM20 166H21V167H20ZM23 166H24V165H23ZM46 166H49V165L46 164ZM69 166H70V165H69ZM69 166L65 165L66 168H63V170L66 169L65 171H68V172H69L68 169L71 168V166H70V168H68ZM82 166H83V165H82ZM85 166H86V165H85ZM105 166H106V165H105ZM105 166H104V164H103V167H104V168H105ZM111 166H112V165H111ZM142 166H143V165H142ZM142 166H141V167H142ZM147 166H148V165H147ZM193 166H194V165H193ZM195 166H197V165H195ZM195 166H194V168L192 167L193 170H194V169H197V167L195 168ZM216 166H217V164L214 165V167H216ZM6 167H3V168H5V169H4V173L8 171V170L5 171L6 169H8V168H6ZM9 167H10V166H9ZM13 167H12L11 170H13ZM36 167H38V166H36ZM36 167H34V168H35L36 171H37V169H38L39 167H38V168H36ZM55 167H56V166H55ZM55 167H54V168H55ZM60 167H59V168H60ZM87 167H85V168H87ZM101 167H98V168H101ZM106 167H110V166H106ZM128 167H130V166H127L126 168H128ZM165 167H166V166H165ZM182 167H181V168H182ZM187 167H188V166H186V171L188 172ZM203 167H204V166H203ZM208 167H209V166H208ZM211 167H212V166H211ZM238 167L240 168L241 166H238ZM24 168H25V167H24ZM26 168H27V167H26ZM44 168H46V167H44ZM67 168H68V169H67ZM74 168H71V169H74ZM92 168H93V167H92ZM121 168H122V167H121ZM169 168H170V167H168V168H166V169H169ZM192 168H189V169L191 170ZM200 168H201V167H200ZM226 168H227V167H226ZM9 169H10V168H9ZM14 169H16V168H14ZM17 169H18V168H17ZM35 169H34V170H35ZM40 169H41V168H40ZM42 169H43V168H42ZM49 169L46 168L45 170L48 172ZM56 169H58V168H56ZM56 169H55V170H56ZM61 169H58V170H61ZM88 169H91V167H88ZM95 169H96V168H95ZM112 169H113V167H112L111 169H109V170H112ZM117 169H118V168H117ZM119 169H120V168H119ZM119 169H118V170H119ZM123 169H125V168H122V171H123ZM139 169H140V168H139ZM141 169H143V168H141ZM148 169H149V168H148ZM151 169H153V168H151ZM154 169H155V168H154ZM177 169H178V168H177ZM210 169H211V168H210ZM220 169H221V168H220ZM240 169H241V168H240ZM32 170H33V169H32ZM32 170H29V172H28V171H27V172L30 174V172H31ZM58 170H57V173H59ZM79 170H81V169H79ZM79 170H78V172H79ZM82 170H83V174H84V171H85L86 173L89 172V170L87 171V169H84V166H83V169H82ZM82 170H81V171H82ZM92 170H94V169H92ZM92 170H91V171H92ZM96 170H98V169H96ZM100 170H101V169H100ZM103 170H104V169H103ZM106 170H107V169H106ZM106 170H104V175H107V174L105 173ZM118 170H117V171H118ZM125 170H126V169H125ZM125 170H124V172L128 171V170H126V171H125ZM155 170H156V169H155ZM158 170H160V168H159ZM183 170H185V169H183ZM204 170H205V169H204ZM204 170H203V171H204ZM213 170H214V169H213ZM241 170H242V169H241ZM1 171H2V170H1ZM1 171H0V172H1ZM9 171H10V170H9ZM9 171H8V172H9ZM14 171H16V170H14ZM14 171H13V172H14ZM36 171H34V172H36ZM39 171H40V173H39L40 176H38L39 174H37V173H36V174H37V176H38V179H39V177H40V179H41V178H43L44 176H43V173H41V170H38L37 172H39ZM51 171H54V169H52ZM51 171L48 172V173L44 171V174L46 173V174L48 175V174L52 173ZM65 171L62 172L63 175L66 174V173H68V172H65ZM81 171H80V172H81ZM107 171H108V170H107ZM107 171H106V172H107ZM112 171H113V170H112ZM115 171H116V170H115ZM130 171H134V170H131V169H130ZM140 171H141V170H139V172H140ZM142 171H143V170H142ZM144 171L146 172V168H145ZM147 171H148V170H147ZM149 171H150V170H149ZM165 171L167 172V171H169V170H165ZM181 171H182V169H181ZM186 171H185V172H186ZM194 171L196 172V170H194ZM198 171H199V170H198ZM206 171H207V170H206ZM208 171H210V170H208ZM208 171H207V173H208ZM243 171H244V170H243ZM24 172H25V170H24ZM54 172H56V171H54ZM70 172H71V171H70ZM78 172H77V173H78ZM95 172H96V171H95ZM95 172H94V173H95ZM98 172H99V171H98ZM100 172H101V171H100ZM124 172H122V173H124ZM128 172H129V171H128ZM135 172L137 173V171H135ZM135 172H134V173H135ZM139 172H138V174H139ZM145 172H144V173H145ZM163 172H164V171H162V173H163ZM170 172H171V171H170ZM187 172H186V173H187ZM195 172H194V174H195ZM201 172H202V171H201ZM214 172H216V171H214ZM214 172H212V173H214ZM231 172H232V171H231ZM237 172H238V170H237ZM1 173H3V172H1ZM4 173H3V175H1V176H3V177L5 176V177H6L7 174H9V173H5V175H4ZM10 173H11V171H10ZM16 173H17V171H16ZM32 173H33V172H32ZM32 173H31V175H33ZM62 173H61V175H62ZM92 173H93V172H92ZM94 173H93V174H94ZM107 173H108V172H107ZM110 173H111V172H110ZM115 173H116V172H115ZM126 173H127V172H126ZM140 173H142V172H140ZM146 173H147V172H146ZM152 173H153V172H152ZM154 173H155V172H154ZM154 173H153V174H154ZM188 173L191 174V173H193V171L191 170V172H188ZM199 173H200V172H199ZM207 173H206V174H207ZM225 173H226V172H225ZM250 173H251V172H250ZM11 174H13V173H11ZM25 174H27V173L25 172ZM25 174L23 173V177L25 176ZM29 174H27V175H29ZM36 174H35V175H36ZM59 174H60V173H59ZM71 174H72V172H71ZM71 174H70V175H71ZM73 174H75V172H74ZM79 174H80V173H79ZM83 174H80V175H83ZM87 174H88V173H87ZM87 174H86V175H87ZM101 174H103V173L101 172ZM116 174H117V173H116ZM120 174H121V173H120ZM127 174H128V173H127ZM129 174H131V172H130ZM148 174H149V173H148ZM157 174H158V173H157ZM160 174H161V172H160ZM168 174H169V172H168ZM171 174H173V173H171ZM175 174H176V171H175ZM175 174H173L172 176H174ZM177 174H178V172H177ZM182 174H183V173H182ZM184 174H185V173H184ZM184 174H183V175H184ZM190 174H189V176H190ZM201 174H202V173H201ZM217 174H218V173H217ZM233 174H234V173H233ZM235 174H237V173H235ZM240 174H241V173H240ZM240 174H239V175H240ZM17 175H18V174H17ZM17 175H16V176H17ZM19 175H20V172H19ZM27 175L23 178L24 181H25V178H26V179L28 178ZM35 175L33 176L34 178H35ZM57 175H58V174H57ZM63 175H62V177H57V178H58V179L61 178V181H62V178L65 179V176L63 177ZM67 175H68V174H67ZM70 175L67 176V177L70 178ZM80 175H79V176H80ZM86 175H83V176H86ZM89 175H90L91 177H94L95 174L92 176L91 172H89ZM89 175H88V176H89ZM96 175H97V174H96ZM99 175H100V174H99ZM117 175H118V174H117ZM121 175H122V174H121ZM145 175H147V174H145ZM155 175H156V174H155ZM164 175H165V174L163 173V176H162V177H164ZM169 175H170V174H169ZM169 175H168V176H169ZM180 175H181V174H180ZM187 175H188V174H187ZM203 175H204V174H203ZM210 175H211V173H210ZM42 176H43V177H42ZM49 176H50V177H49V178H50L49 181H51V180H52V177H54L55 175L52 173V176H51V174H50ZM77 176H78V175L74 176V178H75V177H76V179H77V178H79V179L81 178V176H80V177H77ZM83 176H82V178H84ZM90 176H89L88 178H90ZM97 176H98V175H97ZM108 176H109V175H108ZM123 176H124V175H123ZM127 176L129 177V175H127ZM132 176H133V174H132ZM140 176H141V175H140ZM142 176H143V175H142ZM149 176H150V178H153V179L155 178V177H152V176H153L152 174L149 175ZM159 176H160V175H159ZM192 176H193V175H192ZM208 176H209V175H208ZM213 176H215V175L213 174L212 177H213ZM3 177H2V178H3ZM5 177H4V178H5ZM11 177H12V176H11ZM17 177H18V176H17ZM17 177H16V178H17ZM98 177H99V176H98ZM98 177H97V179H98ZM101 177H102V175H101ZM109 177H110V176H109ZM120 177H122V176H120ZM120 177H119V178H120ZM130 177H131V176H130ZM133 177H134V176H133ZM157 177H158V175H156V178H157ZM162 177H159V179L162 178ZM183 177H184V176H183ZM185 177H186V176H185ZM193 177H194V179H198L197 175H196V176L194 175ZM193 177H192V178H193ZM196 177H197V178H196ZM209 177H210V176H209ZM231 177H232V176H231ZM7 178L10 179L8 176L5 178V181H4V179H3V181H4L5 183L7 182L6 180H8ZM16 178H13V179H15V181H16ZM21 178H22V177H21ZM29 178H31V176H30ZM29 178H28V180H29ZM44 178H46V177H44ZM55 178H56V177H55ZM55 178H54V179H55ZM57 178H56V179H57ZM71 178H73V177L71 176ZM71 178H70V179H71ZM86 178H87V177H86ZM88 178H87V179H88ZM103 178L105 179L106 176H105V177L103 176ZM110 178H111V177H110ZM112 178H113V177H112ZM122 178H123V177H122ZM122 178H121V179H122ZM126 178H127V177H126ZM135 178H136V177H134V180H135ZM141 178H142V177H141ZM148 178H149V177H148ZM148 178H147V179H148ZM150 178H149V179H150ZM164 178H165V177H164ZM166 178H169V177H166ZM166 178H165V179H166ZM215 178H216V177H214L213 179H215ZM233 178H234V176H233ZM233 178H232V179H233ZM18 179H19V181L21 182L20 177L17 178V180H18ZM31 179H32V178H31ZM47 179H48V178H47ZM56 179H55V180H56ZM64 179H63V180H64ZM70 179H68V180L70 181ZM87 179H86V180H87ZM91 179H93V178H91ZM114 179H115V177H114ZM116 179H117V176H116ZM129 179H130V178H129ZM131 179H132V177H131ZM142 179H143V178H142ZM142 179H141V180H142ZM159 179H158V181H159ZM169 179H171V177H170ZM185 179H186V178H184V180H182V181H184V184H186V183H185V182H186ZM187 179H189V177H188ZM190 179H191V178H190ZM194 179H192V180L194 181ZM216 179H217V178H216ZM232 179H231V180H232ZM11 180H12V179H11ZM32 180H34V179H32ZM32 180L28 181V185L30 186V188H29V187H28V188L25 187L24 184H23V187L27 188V189H26L27 191H29L28 189H31V187H34V186H35L34 184H36V186H37V184H39V183H35V180H36V178H35V180L33 181L34 184L31 183V184L33 185V186H31V184H29V182H32ZM41 180H43V179H41ZM55 180H54V181H55ZM66 180H67V179H66ZM82 180H83V179H82ZM86 180H85V178H84L83 181L85 182ZM106 180H107V179H106ZM108 180H109V179H108ZM108 180H107V182H106V181H103V182H105V184L107 185ZM110 180H112V179H110ZM110 180H109V181H110ZM134 180L132 179V180H130L129 182L134 181ZM143 180H145V179H143ZM162 180H163V179H161V181H162ZM171 180H172V179H171ZM235 180H236V179H235ZM243 180H245V182H246L248 179H247V180H246V179H243ZM253 180H254V179H253ZM261 180H262V179H261ZM13 181H14V180H13ZM37 181H38V180H37ZM43 181H46V180H43ZM43 181H41V182L43 183ZM49 181H46V182H48V183L50 184L53 180H52L51 182H49ZM54 181H53V182H54ZM57 181H58V180H57ZM80 181H81V180H80ZM87 181H88V182L90 181V182H92V183L95 182V183H96L95 186H94L95 188H96L97 186H99V187H100V186H103L102 184H100V181H99V180H98V181H99L98 183H99L100 185L97 184V180H96V181H94V180H93V181H91V180H87ZM112 181H113V180H112ZM115 181H116V180H114V182H115ZM122 181H123V180H122ZM125 181H126V180H125ZM150 181H151V180H150ZM150 181H149V182H150ZM161 181H160V182H161ZM163 181H164V180H163ZM163 181H162V182H163ZM167 181H168V180H167ZM193 181H192V182H193ZM204 181H205V180H204ZM211 181H212V179H211ZM215 181H216V180H215ZM262 181H263V180H262ZM262 181H261V182H262ZM9 182H10V180L8 181V183H9ZM16 182L18 183V181H16ZM20 182L17 184V186L20 184ZM26 182H27V181H26ZM26 182H25V184H26ZM38 182H40V180H39ZM41 182H40V183H41ZM53 182H52V184L55 185V183H53ZM55 182H56V181H55ZM62 182H63V181H62ZM62 182H61V183L58 182V183L62 184ZM78 182H79V181H76V183H78ZM84 182H82V183H84ZM101 182H102V181H101ZM103 182H102V183H103ZM118 182H120V180H118ZM129 182H128V183H129ZM134 182L136 183V181H134ZM134 182H132V183H134ZM156 182H157V181H156ZM165 182H166V180H165ZM175 182H176V181H175ZM192 182H191V183H192ZM197 182H198V180H197ZM197 182H195V183H197ZM206 182H207V181H206ZM233 182H234V181H233ZM233 182H232V183H233ZM248 182H249V181H247L246 183H248ZM250 182H251V181H250ZM0 183H3V182H0ZM23 183H24V182H23ZM44 183H45V182H44ZM44 183L41 184L42 187H44L45 185H48V184H46V183H45V185H44ZM58 183H57V184H58ZM65 183H67V181L65 182V180H64V184L61 185L62 187L59 186V189H60V187L63 188L64 185L66 186ZM69 183H70V182H69ZM72 183H73V182L71 181L70 184L72 185ZM74 183H75V182H74ZM74 183H73V185H72L73 187H74ZM86 183H87V182H86ZM86 183H84V184H85V185H84L85 188H86V186H87ZM116 183H117V181H116ZM120 183H121V182H120ZM126 183H127V182H126ZM135 183H134V184H135ZM146 183H147V182H146ZM150 183H151V182H150ZM157 183H158V182H157ZM169 183H170V182H169ZM172 183H173V181H172ZM188 183H189V182H188ZM188 183H187L186 185H190V186H192V187L194 186L193 184H195V183H192V185H191V184H188ZM209 183H210V182H209ZM214 183H216V182H214ZM6 184H7V183H6ZM11 184H13V183H11ZM11 184L9 183V187H8V188H10V187L13 188V187H14V185L11 186ZM21 184H22V183H21ZM21 184H20V185H21ZM57 184H56V185H57ZM67 184H68V183H67ZM78 184H79V183H78ZM80 184H81V182H80ZM87 184H88V183H87ZM110 184H112V183H108V188H109V190H111L110 188L112 187V189H113L112 192H113V191L115 192V190H114V188H113V186L115 185V183H114V185H112L111 187H109ZM117 184H118V183H117ZM121 184H122V183H121ZM123 184H125V183H123ZM134 184H132V186H133ZM137 184H138V183H137ZM144 184H145V183H144ZM148 184H149V183H148ZM148 184H146V185H148ZM152 184H153V183H152ZM152 184H149V185L152 186ZM154 184H155V183H154ZM158 184H159V183H158ZM163 184H164V182H163ZM170 184H171V183H170ZM198 184H199V183H198ZM201 184H202V183H201ZM216 184H217V183H216ZM261 184H262V183H261ZM261 184H260V185H261ZM263 184H264V183H263ZM4 185H5V184H4ZM4 185L1 184L2 190H1V188H0V190H1L2 192L4 191L3 189L5 188V187L3 188ZM15 185H16V184H15ZM26 185H27V184H26ZM56 185H55V186H56ZM88 185H89V184H88ZM90 185H92V184L90 183ZM90 185H89V186H90ZM93 185H94V183H93ZM93 185H92V186H93ZM96 185H97V186H96ZM118 185H119V184H118ZM128 185H131V183L128 184ZM139 185H140V183H139ZM159 185H160V184H159ZM161 185H162V184H161ZM166 185H167V184H166ZM171 185H172V184H171ZM186 185H185V186H186ZM206 185H207V184H206ZM208 185H209V184H208ZM220 185H221V184H220ZM229 185H230V186H233V184H230V183H229ZM239 185H240V184H239ZM7 186H8V185H7ZM21 186H22V185H21ZM38 186H39V185H38ZM52 186H53V185H52ZM55 186H54V187H55ZM57 186H58V185H57ZM57 186H56L55 188L58 190V187H57ZM67 186L69 187L70 185H67ZM79 186H80V185H79ZM79 186H78V187L76 186V187H77V190H78V188H80ZM81 186H83V185H81ZM84 186H83V187H84ZM92 186H90L89 189H90V190L93 189V191H94V187L92 188ZM120 186H121V185H120ZM126 186H127V185H126ZM137 186H138V185H136V187H137ZM151 186H149L150 189H153V188H151ZM169 186H170V185H169ZM173 186H174V185H173ZM185 186H184V187H185ZM190 186H189V189H191ZM201 186H202V185H201ZM211 186H213V185L211 184ZM218 186H219V185H218ZM224 186H225V185H224ZM249 186H250V185H249ZM42 187H40V188L43 189ZM45 187H46V186H45ZM49 187H50V185H49ZM68 187H67V188L65 187V188L68 189ZM73 187H72L71 189H73ZM76 187H75V188H76ZM87 187H88V186H87ZM114 187H115V189L117 188L116 185H115ZM122 187H123V186L119 187V189L122 188ZM140 187H141V186H140ZM144 187H145V186H144ZM153 187H154V186H153ZM159 187H160V186H159ZM174 187H175V186H174ZM187 187H188V186H187ZM187 187H186V189H188ZM195 187H196V184H195ZM195 187H194V188H195ZM206 187H207V186H206ZM245 187H246V186H245ZM252 187H253V185H252ZM252 187H251V188H252ZM262 187H263V186H261V187L259 188L260 191H261ZM12 188H11V189H12ZM14 188H15L16 191H17V188H19V191H20V187H14ZM35 188H36V187H34V189H35ZM38 188H39V187H38ZM38 188H36L37 191H38ZM40 188H39V190L41 191ZM51 188H52V187H51ZM51 188H48V189L46 188V191H48L49 194H51V196H53V194H54V192H55L56 190H55V191H54V190H51L52 192L54 191L53 193H51L50 190H49V189H51ZM81 188H82V187H81ZM100 188H101V187H100ZM100 188L97 187L98 191H102V189L99 190ZM104 188H105V187H104ZM156 188H157V185H156ZM171 188H172V187H171ZM179 188H180V186H179ZM181 188H182V187H181ZM196 188H197V187H196ZM196 188H195V189H196ZM212 188L214 189V186H213ZM232 188H235V186H233ZM249 188H250V187H249ZM32 189H33V188H32ZM32 189H31V190H32ZM36 189H35V192H36ZM52 189H54V188H52ZM63 189H64V188H63ZM89 189H88V190H89ZM117 189H118V188H117ZM117 189H116V190H117ZM128 189H130V188H128ZM136 189H137V188H136ZM141 189H142V188H141ZM143 189H144V188H143ZM148 189H149V188H148ZM154 189H155V188H154ZM162 189H163V188H162ZM166 189H167V186H166ZM175 189H176V187H175ZM195 189H194V191L189 190V191H191V192H188V193L191 195V196L189 195L191 198H192L193 194H195L194 192L198 190V188H197V190H195ZM209 189H210V186H209ZM209 189H208V190H209ZM229 189H230V187H229ZM257 189H258V187H257ZM5 190H7V188H6ZM21 190H23V189L21 188ZM44 190H45V188H44ZM69 190H70V188H69ZM69 190H68V191H69ZM79 190H80V189H79ZM79 190H78V191H79ZM82 190H83V188H82ZM84 190H87V188L84 189ZM88 190H87L86 192L83 191L82 196H81L80 192H79V193L77 192V193L80 195L79 197H78V196H77V197H78V198H80V197L83 198V197L85 196V195L83 196V194L89 193ZM125 190H126V189H125ZM145 190H147V187L145 188ZM155 190H156V189H155ZM192 190H193V189H192ZM201 190H202V189H201ZM217 190H219V189H217ZM227 190H228V189H227ZM230 190H231V189H230ZM230 190H228V191H230ZM244 190H245V189H244ZM255 190H256V189H255ZM9 191H10V190H9ZM23 191H25V189H24ZM32 191H33V190H32ZM32 191H31V192H32ZM40 191H39V192H40ZM42 191H43V190H42ZM42 191H41V192H42ZM46 191H45V193H46ZM68 191L65 190L64 193L66 194V192H68ZM74 191H76V190L73 189V191H72L73 193H71V194L69 193V194H70V195L74 194ZM91 191H92V190H91ZM91 191H90V192H91ZM93 191H92V192H93ZM118 191H119V190H118ZM121 191H123V189H122ZM135 191H136V190H135ZM135 191H134V192H135ZM139 191H140V190H139ZM148 191H149V190H148ZM158 191H159V189H158ZM160 191H161V190H160ZM162 191H164V190H162ZM171 191H172V190H171ZM182 191H183V190H182ZM185 191H186V190H185ZM221 191L223 192V190H221ZM234 191H235V190H234ZM234 191H233V192H234ZM236 191H237V190H236ZM236 191H235V192H236ZM263 191H264V190H263ZM2 192H1V193H2ZM4 192H5V191H4ZM7 192H8V191H7ZM31 192H30V193H31ZM33 192H34V191H33ZM33 192H32L31 194H33ZM39 192H38V193H39ZM41 192H40L39 194H40V195L43 194V195H42V196H43L42 198H41V196H39V194L36 195V194L34 193V194L36 195L37 198H35V197H31L32 200H33V198H34V199H37V200L39 199L38 201H42L41 199L44 198V195H45V194H44V192H42V194H41ZM57 192H58V191H56V193H57ZM59 192H61V191L59 190ZM70 192H71V191H70ZM81 192H82V191H81ZM84 192H85V193H84ZM112 192H110V193L112 194ZM114 192H113V193H114ZM123 192H124V191H123ZM123 192H122V193H123ZM129 192H132V187H131V191L129 190ZM129 192H127V193H129ZM134 192H133V193H134ZM143 192H144V191H142V194H143ZM155 192H156V191H155ZM175 192H176V191H175ZM175 192H174V193H175ZM183 192H184V191H183ZM183 192H182V193H183ZM192 192H193V194H192ZM197 192H198V191H197ZM215 192H217V191H215ZM226 192H227V191H226ZM226 192H225V193H226ZM231 192H232V191H231ZM245 192L248 193L246 190H245ZM256 192H258V191H256ZM261 192H262V191H261ZM261 192H260V193H261ZM9 193H10V192H9ZM9 193H7V196H8ZM17 193H18V191H17ZM17 193H15L17 199H16L14 196H13L14 198H13V197H12V198L10 197V198H8V199H9V200H10V199H11V200H12V199H13V200L16 199L17 202H18V199L21 200V198H20V197L18 198ZM21 193H22V192L20 191L19 194H21ZM23 193H24V192H23ZM23 193H22V194H23ZM56 193H55L54 195L57 196ZM61 193H62V192H61ZM61 193H59V195H58V196H60V197L62 196L61 198H64L63 196L66 197V195H67V197H68V193H67L66 195H64V194L60 195ZM75 193H76V192H75ZM77 193H76V194H77ZM94 193L96 194V192H94ZM98 193H100V192H98ZM104 193H106L105 195H106V196L108 195V197H109V194H110V193H108L107 190H106ZM115 193H116V192H115ZM118 193H119V192H118ZM118 193H117V194H118ZM120 193H121V192H120ZM127 193H124V194L128 195ZM146 193H147V192H146ZM164 193H165V192H164ZM184 193H186V192H184ZM188 193H186V194H188ZM199 193H200V192H199ZM199 193H198V195H199ZM201 193L203 194L202 191H201ZM236 193H237V192H236ZM236 193H235V194H236ZM258 193H259V192H258ZM2 194H3V193H2ZM12 194H14V193H12ZM22 194H21V195H22ZM25 194H27V193L25 192ZM31 194L28 193V195H30V196H31ZM49 194H48V193L46 194L45 199L48 198V200H49V199H51V198H52V199L54 198V196H53V197H50ZM100 194H101V193H100ZM102 194H103V193H102ZM117 194H115V195L118 196ZM142 194L139 193L138 195H141V196H142ZM155 194H156V193H155ZM157 194H158V193H157ZM157 194H156V195H157ZM161 194H162V192H161ZM177 194H178V192H177ZM186 194H183V195H186ZM217 194H218V193H217ZM241 194H242V193H241ZM255 194H257V193H255ZM261 194H262V193H261ZM0 195H1V194H0ZM3 195H4V194H3ZM3 195H1V196H3ZM9 195L11 196V193H10ZM21 195H20V196H21ZM23 195H24V194H23ZM28 195H25V196L27 197ZM47 195H48V196H47ZM90 195L92 196V195H94V194H93V193H90L88 196H90ZM115 195H114V196H115ZM130 195H131V194H130ZM147 195H148V194H147ZM152 195H153V191H152ZM152 195H151V196H152ZM156 195H153V196L156 197ZM164 195H166V194H164ZM168 195H170V194H168ZM198 195H197V197H195V196H194V197H195V198L201 197L200 195H199V196H198ZM225 195L227 196V194H225ZM228 195H229V194H228ZM262 195H263V194H262ZM262 195H260V196H262ZM4 196H6V194H5ZM4 196H3V197H4ZM7 196H6V198H7ZM25 196H24V197H25ZM32 196H34V195H32ZM38 196H39V197H38ZM58 196H57V197H58ZM74 196H75V195H74ZM86 196H87V195H86ZM95 196H97V195H95ZM99 196H100V195H98V197H99ZM102 196H103V197H102ZM102 196H101V197L104 198V195H102ZM106 196H105V197H106ZM112 196H113V195H111V197H112ZM114 196H113V197H114ZM128 196H129V195H128ZM151 196H150V199L152 200L154 197L151 198ZM157 196H158V195H157ZM161 196H162V195H161ZM166 196H167V195H166ZM177 196H179V195H177ZM177 196H176V197H177ZM203 196H204V195H203ZM207 196H208V194H207ZM212 196H213V195H212ZM250 196H251V195H250ZM257 196H258V195H257ZM257 196H256V197H257ZM24 197H22V198H24ZM26 197H25V199H26L25 201H26L27 203H29V201L33 202L32 200L27 201V200H28L27 198H29V197H27V198H26ZM60 197H59V198H60ZM72 197H73V196H72ZM75 197H76V196H75ZM93 197H94V196H93ZM113 197H112V198H113ZM118 197H119V196H118ZM120 197H121V196H120ZM129 197H130V196H129ZM146 197H147V196H146ZM164 197H165V196H164ZM186 197H187V196H186ZM186 197H185V198H186ZM190 197H189V198H190ZM215 197H216V196H215ZM227 197H228V196H227ZM1 198H2V197H0V201H1V202L7 203V205L10 203V202H6L5 200H1ZM31 198H29V199H31ZM40 198H41V199H40ZM91 198H92V197H91ZM91 198H90V199H89V198H86V200L88 199L89 202L86 201V200H85V202L90 203V204H92V203L94 204V202H92V201L90 202ZM95 198H96V197H95ZM95 198H94V199H95ZM102 198H100V199H102ZM112 198H111V199H112ZM123 198H124V197H123ZM125 198H126V197H125ZM133 198H134V197H133ZM138 198H139V197H138ZM144 198H145V197H144ZM156 198H157V197H156ZM162 198H163V197H162ZM170 198H171V197H170ZM185 198H184V199H185ZM204 198H205V196H204ZM206 198H207V197H206ZM235 198H236V197H235ZM261 198H262V197H261ZM2 199H3V198H2ZM4 199H5V197H4ZM8 199H7V200H8ZM45 199H43V201H44ZM68 199H73V198H70V196H69ZM74 199H75V198H74ZM74 199H73V202L75 203ZM109 199H110V198H109ZM114 199L116 200L115 197H114ZM118 199H119V198H118ZM136 199H137V197H136ZM136 199H135V200H136ZM140 199H141V198H140ZM142 199H143V197H142ZM146 199H148V198H145V200H146ZM179 199H180V198H179ZM187 199H188V198H187ZM246 199H247V198H246ZM9 200H8V201H9ZM13 200H12V201H13ZM20 200H19V201H20ZM37 200H34V201H36L35 204L38 203ZM48 200H45V201L48 202ZM54 200L56 201V200H58V199L55 198ZM60 200H62V199H60ZM64 200H65V198H64ZM81 200H82V199H79V200H77V201L79 202V201H81ZM92 200H93V198H92ZM103 200H104V199H103ZM119 200H121V199H119ZM119 200H117V201H119ZM130 200H131V199H130ZM177 200H178V197H177ZM185 200H186V199H185ZM189 200L192 201L193 199H189ZM189 200H188V201H189ZM237 200H238V199H237ZM258 200H259V199H258ZM260 200H261V199H260ZM262 200H263V199H262ZM12 201H11V202H12ZM22 201H23V200H22ZM22 201H20V203H21ZM51 201H52V200H51ZM51 201H50V202H51ZM66 201L68 202V200H66ZM83 201H84V198H83ZM99 201H100V200L97 199V203H99ZM105 201H106V199H105ZM107 201H110V200L107 199ZM107 201H106L107 206H108V207H111L112 205L110 206L109 204H110L113 200L110 201L109 204L107 203ZM117 201H116V203H117ZM124 201H126V199H124ZM127 201H128V199H127ZM142 201H143V200H142ZM160 201H161V200H160ZM171 201H172V199H171ZM174 201H175V200H174ZM180 201H181V199H180ZM180 201H179V202H180ZM197 201H198V203L201 204L200 199H199V200L197 199ZM197 201H196V202H197ZM212 201H213V199H212ZM235 201H236V200H235ZM1 202H0V205L2 206ZM17 202L14 203V206H12L13 204H12V205L9 204V206L15 207V205H16V207L18 208L19 205L17 206V204H18L19 202H18V203H17ZM26 202H25V203H26ZM52 202H53V201H52ZM60 202H61V201H60ZM60 202H58V201H57V202H54V203H52L53 205H52L51 203H47V204H51V206H54V205H56V203H57V204L59 203L58 205H60ZM62 202H63V201H62ZM62 202H61V203H62ZM70 202L73 203L72 201H70ZM70 202H68V204H69ZM81 202H82V201H81ZM101 202H102V201H101ZM101 202H100V203H101ZM103 202H104V201H103ZM130 202H131V201H130ZM135 202H136V201H135ZM140 202H141V200H140ZM144 202H145V201H144ZM149 202H151V201H149ZM152 202H153V201H152ZM158 202H159V201H158ZM193 202H194V200H193ZM218 202H219V201H218ZM245 202H246V201H245ZM12 203H13V202H12ZM16 203H17V204H16ZM39 203H40V202H39ZM42 203H43V202H42ZM79 203H80V202H79ZM82 203H83V202H82ZM114 203H115V201H114ZM114 203H113V204H114ZM116 203H115V205H114L115 207H117V206H116ZM118 203H119V202H118ZM124 203H125V202H124ZM124 203H123L122 201L120 202L121 205L124 204ZM177 203H178V202H177ZM188 203H190V202H188ZM211 203H213V202H211ZM222 203H223V202H222ZM226 203H227V202H226ZM246 203H247V202H246ZM22 204L25 206L24 203H21L20 206H21ZM30 204H32V205H30V206L33 207V203H30ZM40 204H41V203H40ZM40 204H39V206H40ZM44 204H45V203H44ZM44 204H43V205H44ZM47 204H45V205H47ZM63 204H65V202H64ZM63 204H61V205H63ZM77 204H78V203H77ZM106 204H104V205L106 206ZM111 204H112V203H111ZM142 204H143V203H142ZM150 204H153L152 206H154V205L156 204V200H155V204H154V203H150ZM180 204H181V203H180ZM183 204H184V202H183ZM191 204H192V202H191ZM191 204H190V205H191ZM205 204H206V203H205ZM205 204H204V205H205ZM216 204H217V203H216ZM220 204H221V203H220ZM7 205H5V206L8 208ZM26 205H29V204H26ZM70 205H71V204H70ZM73 205H74V204H73ZM78 205H79V204H78ZM78 205H74V206H76L78 209H80L81 207H79ZM85 205H87V204L85 203ZM88 205H89V204H88ZM88 205H87V207L90 209V208H91V207H90L91 205H89V206H88ZM94 205L97 206V207H96L97 209L99 208V207H98L99 204H94ZM94 205H93V206H94ZM104 205H103V206H104ZM121 205L118 204V207H120ZM125 205H126V204H124L123 206L126 207ZM128 205H129V204H128ZM134 205H135V204H134ZM139 205H141V204L139 203ZM139 205H136V206L139 207ZM147 205H149V204H147ZM166 205H168V203H167ZM166 205H165V206H166ZM184 205H186V204H184ZM198 205H199V204H198ZM201 205H203V204H201ZM210 205H211V204H210ZM213 205H214V204H213ZM223 205H224V203H223ZM243 205H244V204H243ZM245 205H246V204H245ZM258 205H259V203H258ZM51 206L48 205V208H47V209H48V210H47L48 212L45 211V210H46L45 208H46L47 206H46V207H45V206H41V207H42L43 210L45 209L43 212H47V213H49V212H50L49 210H52V209L55 208V206H54V208H52ZM68 206H69V205H68ZM80 206H81V205H80ZM99 206H100V205H99ZM101 206H102V203H101ZM103 206H102V207H103ZM114 206H112V207H114ZM123 206H121V207L124 208ZM130 206H131L130 209H132V204H131ZM145 206H146V204L144 205V207H145ZM150 206H151V205H150ZM157 206H159V205H157ZM188 206H189V205H188ZM206 206H209V205L206 204L204 207L206 208ZM211 206H212V205H211ZM220 206H221V205H220ZM224 206H225V205H224ZM2 207H3V208H6V207H4V204H3ZM16 207H15V208H16ZM26 207H27V206H25V208H26ZM61 207H64V206H61ZM65 207H66V204H65ZM76 207H74V208H76ZM84 207H85V206H84V204H83V207H82V208H84ZM102 207H100V208H101V210L103 211L104 209H102ZM118 207H117V208H118ZM127 207L129 208V206H127ZM133 207H134V206H133ZM148 207H149V206H148ZM163 207H164V206H163ZM191 207H192V206H191ZM194 207H196V206H194ZM202 207H203V206H202ZM202 207H201V209H202ZM216 207H217V205H216ZM231 207H232V206H231ZM237 207H239V205H237ZM252 207H253V206H252ZM0 208H1V207H0ZM7 208H6V209H7ZM15 208H14V209H15ZM17 208H16V210H18V209L21 210L20 207H19L18 209H17ZM21 208H22V206H21ZM27 208L30 209V211H31V210L34 211V208L36 209V208H38V207H34V208L31 209V207L29 208V206H28ZM49 208H51V209H49ZM56 208H57V207H56ZM58 208H59V207H58ZM68 208H69V209L72 208V209L70 210V212H72V211H74V213L77 212V211H75V210L73 209V206H72V207H67V210H68ZM77 208H76V209H77ZM92 208H94V207H92ZM100 208H99V210H100ZM104 208H105V207H104ZM117 208H116V209H117ZM135 208H136V207H135ZM139 208H140V207H139ZM146 208H147V207H146ZM146 208H145V209H146ZM149 208L151 209V207H149ZM152 208H153V207H152ZM186 208H187V207H186ZM186 208H185V209H186ZM198 208H199V207H198ZM209 208H210V207H209ZM250 208H251V206H250ZM255 208H256V207H255ZM1 209H2V208H1ZM6 209H5V210H6ZM10 209H11V207H10ZM10 209H9V210H10ZM12 209H13V208H12ZM23 209H24V207H23ZM28 209H27V210H28ZM40 209H41V208H40ZM40 209H38V210H40ZM59 209H60V208H59ZM63 209L66 210V208H63ZM85 209H86V211H87V208H86V207L84 208V210H85ZM94 209H95V208H94ZM108 209L110 210V208H107V209L105 208V210H108ZM125 209H126V208H124V210H125ZM140 209H141V208H140ZM150 209H149V212H150ZM158 209H159V208H158ZM175 209H176V207H175ZM178 209H179V208H178ZM188 209H189V207H188ZM190 209H191V211H193L192 208H190ZM190 209H189V210H190ZM212 209H216V208H212ZM217 209H219V207H217ZM245 209H246V208H245ZM38 210H36V211H38ZM67 210H66V211H67ZM80 210H81V209H80ZM82 210H83V209H82ZM84 210L81 211V213H80V211L78 210L77 215H78V214H82V213L84 212ZM92 210H93V209H92ZM105 210H104V211H105ZM118 210H119V209H118ZM122 210H123V209H121V211H122ZM126 210H127V209H126ZM126 210H125V211H126ZM128 210H129V209H128ZM134 210H135V209H134ZM134 210H133V212H130V211H131V210H130V211H129V212H130L129 214L132 215V213H134ZM136 210H137V209H136ZM136 210H135V212L138 211V210H137V211H136ZM151 210H152V209H151ZM183 210H184V207H183ZM189 210H188V211H187V209L185 210L186 212H188V215H189ZM207 210H208V208H207ZM238 210H239V209H238ZM3 211H4V210H3ZM23 211H24V212H23ZM23 211H22V212H23L24 214H23V217H22V218L25 219V221H26L28 218L26 219V218L24 217L25 212H26V214H27L28 216H30V215L28 214V212L31 214V212L33 213V211H31V212H30V211H26V209L23 210ZM36 211H35V213H36ZM52 211H53V210H52ZM54 211H56V209H55ZM68 211H69V210H68ZM86 211H85L84 213H87V212L90 211V210H88L87 212H86ZM110 211H113V210H110ZM114 211H116V210H114ZM121 211H120V214H121ZM125 211H124V212H125ZM142 211H143V209H142ZM146 211H147V209H146ZM160 211H161V210H160ZM165 211H166V210H165ZM170 211H172V210H170ZM174 211H175V210H174ZM195 211H196V209H195ZM202 211H203V210H202ZM204 211H205V209H204ZM209 211H211V209H210ZM1 212H2V211H1ZM1 212H0V213H1ZM5 212H6V211H5ZM8 212H9V211H8ZM13 212H15V211H13ZM18 212H19V211H18ZM40 212H41V210H40ZM40 212H39V213H40ZM93 212H94V211H93ZM95 212H96V211H95ZM97 212H98V211H97ZM99 212H100V211H99ZM106 212H109V211H106ZM157 212H158V210H157ZM196 212H197V211H196ZM206 212H207V211H206ZM212 212H213V211H212ZM231 212H232V211H231ZM6 213H7V212H6ZM6 213H3V214L6 215ZM15 213H16V212H15ZM15 213H14V214H15ZM19 213H20V212H19ZM39 213H38V214H39ZM47 213H46V215H47V217H48V214H47ZM50 213H52V212H50ZM53 213H54V212H53ZM58 213H59V212H58ZM67 213H68V212H67ZM72 213H73V212H72ZM72 213H71V214H72ZM74 213H73V214H74ZM84 213H83V214H84ZM89 213H90V212H89ZM101 213H102V212H101ZM101 213L96 214V216H95V217H97L96 219L93 218L94 216H93L92 218L95 219L96 221H98L99 218L102 219L101 217H98V215L102 216L103 213H102V214H101ZM114 213H115V212H114ZM116 213H117V211H116ZM118 213H119V212H118ZM118 213L116 214L117 216L119 215ZM140 213H142V212H140ZM145 213H146V212H145ZM191 213H193V212H191ZM191 213H190V214H191ZM197 213H200V212H197ZM201 213L203 214L204 212H201ZM208 213H209V212H208ZM234 213H235V212H234ZM250 213L253 214V212H250ZM256 213H257V212H256ZM261 213H262V212H261ZM41 214H42V213H41ZM41 214H39V217L41 216ZM55 214L58 215L56 212H55ZM71 214H70V216L68 215L69 218L72 216ZM83 214H82V216H83ZM91 214H92V212H91ZM91 214H89V215H91ZM111 214H113V213H111ZM124 214H128V212H127V213L125 212V213H123L122 215H124ZM129 214H128V215H129ZM138 214H139V212H138ZM150 214H151V212H150ZM150 214H148V215H150ZM154 214H155V213H154ZM209 214H210V213H209ZM212 214L214 215L215 212H214V213H211V215H212ZM217 214H218V211H217ZM217 214H216V215H217ZM223 214H224V212H223ZM241 214H242V213H241ZM10 215H11V214H10ZM15 215H16V214H15ZM44 215H45V213H44ZM49 215L52 216V217L55 216L54 214H49ZM64 215H66V213H65ZM64 215H63V216H64ZM87 215H88V213H87ZM89 215H88V217H89ZM94 215H95V213H94ZM103 215H105V212H104ZM107 215H109V214H107ZM113 215H114V216H113ZM113 215H112L113 218L116 217V219H117V216H116L115 214H113ZM130 215H129V216H130ZM135 215H136V214H135ZM144 215H146V214H144ZM144 215H143V216H144ZM152 215H153V214H152ZM157 215H158V213H157ZM186 215H187V214H186ZM188 215H187V216H188ZM199 215H201V214H199ZM207 215H208V214H207ZM211 215H210V216H211ZM239 215H240V214H239ZM259 215H260V214H259ZM17 216H19V215H17ZM42 216H43V214H42ZM63 216H61V217H63ZM66 216H67V215H66ZM75 216H76V215H75ZM84 216L86 217V214H85ZM119 216H120V215H119ZM119 216H118V219L122 218V217L119 218ZM133 216H134V215H133ZM133 216H131V217H129V218H132ZM139 216H141V215H139ZM143 216H142V219H143ZM146 216H147V215H146ZM153 216H154V215H153ZM190 216H191V215H190ZM193 216H194V213H193ZM208 216H209V215H208ZM221 216H222V215H221ZM226 216H227V215H226ZM233 216H234V215H233ZM261 216H262V215H261ZM0 217H2V216H0ZM6 217H9V215L6 216ZM6 217H5V218H6ZM15 217H16V216H15ZM45 217H46V216H45ZM61 217H60V219H61ZM72 217H73V216H72ZM72 217H71V219H72ZM76 217H77V216H76ZM88 217L86 218V220L88 219L87 222H85V219L82 217V219H83V221H84L85 224H87L88 221L91 220V219L88 218ZM90 217H91V216H90ZM103 217H104V216H103ZM106 217H107V216H105V218H106ZM110 217H111V215H110ZM126 217H127V215H126ZM134 217H135V216H134ZM154 217H155V216H154ZM196 217H197V216H196ZM199 217H200V216H199ZM216 217H218V216H216ZM222 217H223V216H222ZM230 217L232 218V216H230ZM234 217H235V216H234ZM237 217H238V216H237ZM247 217H248V216H247ZM251 217H252V215H251ZM254 217H255V216H254ZM254 217H253V218H254ZM258 217H259V216H258ZM263 217H264V214H263ZM5 218L3 217L2 219L4 220ZM10 218L13 219L11 216L9 217V219H10ZM16 218L19 220L20 217H16ZM40 218H41V217H40ZM50 218H51V217H50ZM57 218H58V221H59L60 223H63L62 221L64 220L63 218H65V217L62 218L63 220H62V219L60 220V219H59V216H58ZM74 218H75V217H74ZM79 218H80V217H79ZM124 218H125V216H124ZM127 218H128V217H127ZM127 218H126V219H127ZM140 218H141V217H140ZM171 218H172V217H171ZM188 218H189V217H188ZM193 218H194V217H193ZM193 218H192V220H193ZM201 218H202V217H201ZM223 218H225V221H226V217H223ZM223 218H222V219H223ZM245 218H246V217H245ZM255 218H256V217H255ZM259 218H260V217H259ZM261 218H262V217H261ZM2 219L0 218L1 221H2ZM11 219H10V222H8V218H7V222L11 224V226H10V224H9V226H7V227H8V228L10 227V229H11L12 226H13V225H12L13 223H11V221H12ZM17 219H16V220H17ZM23 219H22V220H23ZM38 219H39V218H38ZM42 219L45 220L46 218H42ZM42 219H41V220H42ZM52 219H53V218H52ZM52 219H49V218H48V222L50 223V226H49V225H48V226H49L50 229H52V230H51L52 232L49 231L50 229H49L48 227H47V229H49V230H47V229H46V230H47L48 232H51L52 234H54V233H55V230H58V229H56V227H58V226L61 225V224H59V223L56 221L57 219H56V217H55L53 220L56 219V220H55V221L57 222L56 224H59L58 226H57V225L55 226V225L53 224L55 221L52 222V221H53ZM67 219H68V218L66 217L65 220H67ZM82 219H79V220L82 221ZM97 219H98V220H97ZM103 219H104V218H103ZM103 219H102V220H103ZM106 219H107V218H106ZM111 219H112V218H110V220H111ZM133 219H135V218H132V221H133ZM145 219H146V218H145ZM197 219H198V218H195V220H197ZM204 219H205V218H204ZM206 219H207V218H206ZM206 219H205V220H206ZM232 219H233V218H232ZM247 219H248V218H247ZM249 219H250V218H249ZM50 220H51V221H50ZM76 220H77V219H76ZM76 220H72V221H75V222H76ZM79 220H78V221H79ZM104 220H105V219H104ZM112 220H113V219H112ZM112 220H111V221H112ZM114 220H115V219H114ZM120 220H121V219H120ZM120 220H119V221H120ZM123 220H124V219H123ZM127 220H128V219H127ZM129 220H130V219H129ZM135 220H136V219H135ZM140 220H141V219H140ZM143 220H144V219H143ZM149 220H150V219H149ZM152 220H153V219H152ZM187 220H188V219H187ZM195 220H194V223H195ZM201 220H202V219H201ZM230 220H231V219H230ZM230 220H229V221H230ZM238 220H239V219H238ZM238 220H237V221H238ZM241 220L244 221V220H243V217H242ZM251 220H252V219H251ZM251 220H250V221H251ZM263 220H264V219H263ZM5 221H6V220H5ZM5 221H4V222H5ZM25 221H22V222L25 223ZM27 221H28V220H27ZM39 221H40V219H39ZM39 221H37V222H39ZM81 221H79V222H81ZM100 221H101V220H100ZM106 221H107V220H106ZM116 221H117V220H115L114 222H116ZM130 221H131V220H130ZM132 221H131V222H132ZM138 221H139V220H138ZM141 221H142V220H141ZM145 221H147V220H144L143 222H145ZM171 221H172V220H171ZM183 221H185V220L183 219ZM214 221H215V220H214ZM220 221H221V220H220ZM248 221H249V220H248ZM7 222H6V223H7ZM13 222H16V221H14V219H13ZM40 222H41V221H40ZM40 222H39V223H40ZM42 222L44 223V221H42ZM45 222H46V224H49L46 220H45ZM51 222H52V224H51ZM75 222H74V224H73V222H71V224H73V227H75V224L78 225V226H76V227H79V225H80L81 223L77 224V223H75ZM124 222H125V221H124ZM127 222L129 223V221H127ZM163 222H164V221H163ZM197 222H198V221H197ZM201 222H202V221H201ZM234 222H236V221L234 220ZM238 222H239V221H238ZM6 223H2V224L5 225ZM8 223H7V225H8ZM16 223L18 224V221H17ZM23 223L20 224V222H19V224H20L19 226H22ZM64 223H65V222H64ZM69 223H70V222H69ZM89 223H90V221H89ZM89 223L87 224V227H88V228H86V229H85V226H82V227H84V229L80 228L81 226L79 227V229H80V233H82V234L84 233L82 230H85V232H86V230H87V231H88V230L91 231V229H89V227H90L89 225H90L92 222H91L90 224H89ZM105 223H106V222L104 221V224H105ZM107 223L114 224V223H112V222H108V221H107ZM120 223L123 224V222H120ZM135 223H136V221H135ZM141 223H142V222H141ZM141 223H139V224H141ZM148 223H150V222L148 221ZM148 223H147V225H148ZM159 223H161V222L159 221ZM186 223H187V222H186ZM194 223H193V224H194ZM199 223H200V222H199ZM17 224H16V225H17ZM65 224H66V223H65ZM85 224H82V225H85ZM94 224H96V222H95ZM94 224H93V226H94ZM100 224H102V226H103V223H100ZM116 224H117V223H116ZM137 224H138V223H137ZM189 224H190V223H189ZM202 224H203V223H202ZM202 224H199V225H202ZM204 224H208V223H204ZM209 224H210V223H209ZM226 224H227V223H226ZM252 224H254V222H253ZM252 224H251V225H252ZM262 224H263V223H262ZM0 225H1V224H0ZM16 225H15V223H14V227H13V228H14V231H15V229H16V231H17V229H18V228H16ZM24 225L27 226L28 224L25 223ZM29 225H30V224H29ZM38 225L43 226L41 223L38 224ZM51 225H54V226H55V227L52 226V227L55 228L54 230H53V228H51ZM67 225H69V224H67ZM67 225H66V226H65V225H64V226H60V227H61V228H62V227L71 228V227H67ZM119 225H120V224H119ZM123 225H124V224H123ZM125 225H126V224H125ZM127 225H128V224H127ZM131 225H132V224H131ZM161 225H162V224H161ZM196 225H198V223H197ZM1 226H2V225H1ZM19 226L17 225V227H19ZM41 226L38 227V229L34 231V235H36V233L38 234V232H36V231L42 230V228H44L46 225H45V223H44V226H43V227H41ZM69 226H71V225H69ZM93 226H91V228H93ZM102 226H99V223H98L97 226L95 225V227H96V229H97V232H98V230H100L99 227H102ZM104 226H105V225H104ZM106 226H107V224H106ZM109 226H110V225H109ZM115 226H116V225H115ZM115 226H113V227L115 228ZM129 226H130V224H129ZM132 226H133V227H132V228H133L132 231H135V230H136V229L134 230V228H136L135 225H132ZM143 226H145V224H144ZM168 226H169V225H168ZM173 226H174V225H173ZM187 226H188V225H186V227H187ZM190 226H191V225H190ZM192 226H193V225H192ZM234 226L236 227V225H233V228H234ZM238 226H239V225H238ZM241 226H242V225H241ZM23 227L25 228V230H22V231H23L24 234H25V232H26V228H27L28 226H27V227L22 226V229H23ZM97 227H98V228H97ZM110 227H112V226H110ZM113 227H112V228H113ZM116 227H117V226H116ZM121 227H122V225H120V228H121ZM127 227H128V226H127ZM130 227H131V226H130ZM130 227H129V228H130ZM137 227H138V226H137ZM146 227H147V226H146ZM150 227H151V226H150ZM156 227H157V226H156ZM169 227H170V226H169ZM239 227H240V226H239ZM244 227H245V224H244ZM249 227H250V226H249ZM255 227H256V226H255ZM5 228H6V227L4 226V228H3V232H4V233L7 231V229H6V231H4ZM19 228L21 229V227H19ZM31 228H32V227H31ZM58 228H59V227H58ZM108 228H109V227H108ZM108 228H107L106 230L110 232V230H108ZM118 228H119V226H118ZM129 228H127V229L129 230ZM148 228H149V226H148ZM159 228H160V227H159ZM193 228H194V227H193ZM237 228H238V227H237ZM237 228H235V230H236ZM240 228H241V227H240ZM242 228H243V227H242ZM259 228H260V227H259ZM10 229H9V230H10ZM27 229H28V228H27ZM29 229H30V228H29ZM73 229H74V228H73ZM77 229H78V228H77ZM77 229H75V231H77ZM79 229H78V230H79ZM81 229H82V230H81ZM101 229H102L103 231H105L104 227L101 228ZM116 229H117V228H115L114 230H116ZM121 229H122V228H121ZM127 229H126V230H127ZM155 229H157V228H154V230H155ZM221 229H222V228H221ZM245 229H246V228H245ZM245 229H243V230H245ZM247 229H248V228H247ZM31 230H32V229H31ZM61 230H62V229H61ZM61 230H60V228H59L58 231L61 232ZM69 230H71V232H72V229H69ZM93 230L95 231L94 228H93ZM102 230H101V231H102ZM126 230H123L122 232H123V233H124V231L127 232L128 230H127V231H126ZM148 230H149V229H148ZM172 230H173V229H172ZM174 230H175V229H174ZM184 230H185V229H184ZM248 230H249V229H248ZM248 230H247V231H248ZM0 231H1V229H0ZM16 231H15V232H12V233H13V234H14V233L16 234ZM22 231H21V232H22ZM42 231H44V229H43ZM58 231H57V232H58ZM90 231H88V232H90ZM94 231H92V232H94ZM101 231H99V234H97V235H100ZM103 231H102L101 235L103 234ZM107 231L104 232V233H107V236H108V235H109V234H108L109 232H107ZM111 231H112V229H111ZM158 231H159V230H157V232H158ZM161 231H162V230H161ZM204 231H205V230H204ZM240 231H241V230H240ZM3 232H2V233H3ZM9 232H11V230L8 231L7 233L10 234ZM19 232H20V230H19ZM27 232H28V230H27ZM32 232H33V231H32ZM39 232H40V231H39ZM44 232L46 233V231H44ZM44 232H40V233L42 234V233H44ZM53 232H54V233H53ZM57 232H56V233H57ZM60 232H58V233H60ZM112 232L114 233L115 231H112ZM122 232L120 231L119 233H122ZM130 232H131V231H130ZM148 232H149V231H148ZM165 232H166V231H165ZM167 232H168V230H167ZM169 232H170V231H169ZM169 232H168V233H169ZM236 232H237V231H236ZM2 233L0 234V236L2 235ZM4 233H3V234H4ZM7 233H5V234H7ZM17 233H18V231H17ZM40 233H39V236L44 237L45 234H42V235H41ZM68 233H69V232H68ZM68 233H67V234H68ZM77 233H79V232H77ZM90 233H91V232H90ZM94 233H96V232H94ZM94 233H92V234H94ZM131 233H133V232H131ZM137 233H138V232H137ZM142 233H143V232H142ZM208 233H209V232H208ZM251 233H252V232H251ZM15 234H14V235H15ZM18 234H19L18 237L21 236V235L23 236L22 233H21V235H20V233H18ZM82 234H81V237H82V236L84 237V234H85V233H84L83 235H82ZM92 234H90V235H92ZM110 234H111V233H110ZM128 234H129V231H128ZM128 234H127V236H128ZM184 234H185V232H184ZM196 234H197V233H196ZM202 234H203V232L201 233L200 236H202ZM225 234H226V233H225ZM14 235H13V237H15L17 234H16L15 236H14ZM27 235H28V233H27ZM31 235H32V234H31ZM34 235H33V236H34ZM71 235H75V234H71ZM76 235L79 237L78 234H76ZM85 235L89 237V235H87V233H86ZM101 235H100V236H101ZM111 235H112V234H111ZM111 235L109 236L110 238H111ZM113 235H114V234H113ZM113 235H112V236H113ZM117 235L119 236L118 233H116V236H117ZM120 235H122V234H120ZM135 235L137 236L136 233H135ZM140 235H141V234H140ZM142 235H143V234H142ZM145 235H146V233H145ZM153 235H154V234H153ZM193 235H194V234H193ZM257 235H258V234H257ZM7 236H8V235H7ZM10 236H12V234L8 236L9 238H12V237H10ZM86 236H85V237H86ZM93 236H95V238H96V234H95V235H92V237H93ZM102 236H105V234H103ZM107 236H106V237H107ZM122 236H124V235H122ZM211 236H212V235H211ZM249 236H250V234H249ZM3 237L6 238L5 235H3ZM3 237H2V238H3ZM28 237H29V236H28ZM42 237H40V238H42ZM48 237H49V235H48ZM57 237H58V236H57ZM78 237H77V238H78ZM81 237H80V238H81ZM85 237H84V238H85ZM106 237H105V238H106ZM119 237H120V236H119ZM134 237H135V236H134V234H133V237H132V238H134ZM149 237H150V236H149ZM152 237H153V236H152ZM169 237H170V236H169ZM194 237H196V236L194 235ZM205 237H208V236H205ZM209 237H210V236H209ZM212 237H213V236H212ZM250 237H251V236H250ZM258 237H259V236H258ZM23 238H24V237H22L21 240H22ZM25 238H27V236H26ZM36 238H38V236H37ZM45 238L47 239V237H45ZM50 238H51V237H50ZM55 238H56V237H55ZM55 238H54V239H55ZM64 238H65V237H64ZM72 238L74 239V237H72ZM75 238H76V236H75ZM77 238H76V239H77ZM80 238H79V241H80V243H81L82 240H81ZM95 238H93V239H95ZM98 238H99V236H98ZM105 238L103 237V239H105ZM112 238H115V237H112ZM121 238H122V237H121ZM124 238H125V237H124ZM129 238H130V236L128 237V240H129ZM141 238H142V237H141ZM141 238L139 239V237H138V239H139L140 241H141ZM143 238H144V237H143ZM158 238H159V237H158ZM183 238H184V237H183ZM185 238H186V237H185ZM245 238H246V236H245ZM0 239H1V238H0ZM12 239H16V237H15V238H12ZM12 239H11V240H12ZM29 239H32L31 236H30ZM34 239H35V237H34ZM34 239H32V240H34ZM51 239H52V238H51ZM51 239H50V240H48V239L45 240L44 243H46V241L49 242L48 244H50L51 242L54 243L55 240L51 241ZM56 239H57V238H56ZM60 239H61V238H60ZM73 239H72V240H73ZM91 239H92V238H91ZM96 239H97V238H96ZM147 239H148V238H147ZM165 239H168V237L165 238ZM165 239H164V240H165ZM203 239H204V238H203ZM227 239H228V238H227ZM229 239H230V238H229ZM1 240H3V239H1ZM6 240H8V238H7ZM27 240H28V239H26V240L24 239L25 243H26ZM35 240H36V239H35ZM35 240H34V241H35ZM38 240H40V239H37V241H38ZM57 240H58V239H57ZM67 240H71V238H70V239L67 238ZM77 240H78V239H77ZM89 240H90V239H89ZM89 240H88V241H89ZM108 240L111 241V239H108ZM112 240H114V239H112ZM128 240H127V241H128ZM132 240H133V239H132ZM145 240H146V239H145ZM145 240H144V242H145ZM210 240L212 241L211 238H210ZM225 240H226V238H225ZM249 240H250V239H249ZM3 241H5V239H4ZM8 241H10V240H8ZM8 241H7V242H8ZM14 241H15V240H14ZM24 241H21V243H19V244L23 245L22 242L24 243ZM30 241H31V240H30ZM30 241H28V242H30ZM34 241H33V242H34ZM40 241H42V239H41ZM50 241H51V242H50ZM79 241H78V242L76 241V242H77V243H76V242L73 240L72 242H75V243L78 245V244H80ZM98 241H99V240H98ZM104 241L107 242V239L104 240ZM109 241H108V242H109ZM118 241H120V240L118 239L115 243H117ZM130 241H131V240H130ZM130 241H129V242H130ZM158 241H159V240H158ZM179 241H180V240H179ZM228 241H229V240H228ZM246 241H247V240H246ZM253 241H254V240H253ZM0 242H2V241H0ZM18 242H20V241H18ZM18 242H16L17 244H15V243H13V244H14L15 246H18V247H19ZM38 242H39V241H38ZM57 242H58V241H56V242H55L56 244H55V243H54V244L57 245ZM64 242H66V241H64ZM83 242H85V239H84ZM86 242H87V241H86ZM86 242H85V243H86ZM113 242H114V241H113ZM134 242H135V241H134ZM142 242H143V240H142ZM155 242H156V241H155ZM182 242H183V241H182ZM224 242H225V241H224ZM237 242H238V241H237ZM239 242H240V240H239ZM2 243H4V242H2ZM8 243H9V242H8ZM44 243H43V244H44ZM66 243H68V242H66ZM98 243L100 244V243H101V240H100V242H98ZM103 243H105V242H103V240H102V243H101V244L103 245ZM115 243H114V244H115ZM123 243H124V240H123ZM125 243H126V241H125ZM130 243H132V242H130ZM152 243H153V242H152ZM159 243H160V242H159ZM198 243H199V242H198ZM260 243H261V242H260ZM9 244H11V243H9ZM13 244H11V245H13ZM29 244H30L31 246H32L33 244L36 245L35 248L37 247L38 249H39V247H40V246H39V247L37 246L38 244H40V243H37V242H36V243L34 242L33 244H32V242H31V243H29ZM43 244H42V245H43ZM46 244H47V243H46ZM54 244H53V245H54ZM70 244H71V243H70ZM81 244H82V243H81ZM87 244H88V243H87ZM87 244H86V246H85L84 251H85V250L87 251V249H88V248L86 249ZM90 244H91V243H90ZM94 244H95V243H94ZM106 244H107V243H106ZM109 244H111V242H110ZM109 244H107V245H109ZM120 244H121V242H120ZM120 244H119V246H120ZM127 244H129V243H127ZM133 244H135V243H133ZM166 244H167V243H166ZM230 244H231V243H230ZM238 244H239V243H238ZM246 244H247V243H246ZM0 245H1V244H0ZM5 245H6V244H5ZM7 245H8V244H7ZM26 245H27V243H26ZM42 245H41V246H42ZM53 245L50 244V245H46V246L49 247L48 249H50V247L53 246ZM55 245H54V246H55ZM59 245H61V243H60ZM73 245H74V243H73ZM83 245H85V244H83ZM83 245H82V246H83ZM95 245H96V244H95ZM107 245L103 246L102 249H104V247H106ZM116 245H117V244H116ZM124 245H125V244H124ZM161 245H162V244H161ZM247 245H248V244H247ZM15 246H9L10 248L7 247V246H6V247L9 248L8 250H11V251H12V250L14 249ZM24 246H25V245H24ZM24 246H23V248H21L22 246H20V249H24V248H25ZM57 246H58V245H57ZM89 246H90V245H89ZM89 246H88V247H89ZM92 246H93V243H92ZM96 246H97V245H96ZM96 246H94V250H96V249L99 247V246H98V247H96ZM117 246H118V245H117ZM119 246H118V247H119ZM133 246H134V245H133ZM152 246H153V245H152ZM163 246H164V245H163ZM181 246H182V245H181ZM213 246H214V245H213ZM0 247L3 249L4 246H0ZM6 247H5V249H6ZM11 247H12L13 249H11ZM18 247L15 248V249L18 250ZM26 247H27V246H26ZM42 247H43V246H42ZM42 247H41V248H42ZM47 247H45V248L47 249ZM58 247H59V246H58ZM95 247H96V249H95ZM118 247H116V248H118ZM126 247H127V246H125L123 249H125ZM138 247H139V245H138ZM138 247L136 246V249H137ZM168 247H169V246H168ZM29 248H30V247L28 246V249H29ZM41 248H40V249H41ZM51 248H52V247H51ZM61 248L63 249L62 245H61ZM61 248H58V249H61ZM83 248H84V246H83ZM90 248H91V250L93 249V247H90ZM100 248H101V246H100ZM116 248H115V249H116ZM128 248H130V247H128ZM158 248H159V247H158ZM182 248H183V247H182ZM184 248H185V247H184ZM194 248H195V247H194ZM208 248H209V247H208ZM210 248H211V246H210ZM222 248H223V247H222ZM242 248H243V244H242ZM247 248H248V247H247ZM249 248H250V247H249ZM249 248H248V250H249ZM257 248H259V247H257ZM2 249H1L0 251H4V250H2ZM20 249H19L18 251L21 253L22 250H20ZM26 249H27V248H25L24 251H25ZM38 249H37V250H38ZM46 249H45L43 252H46V253H47V257H48V258H49V257L51 258L50 255H52V258L54 259V256H53V254L55 253V252L53 251L54 247H53V249H50V250H52L53 254L51 253L50 250L47 252ZM56 249H57V247H56ZM56 249H55V250H56ZM62 249H61V250H62ZM106 249H107V248H106ZM112 249L114 250V248H112ZM196 249H197V247H196ZM243 249H245V248H243ZM34 250H35L34 252H36V249H34ZM42 250H43V249H41L40 251L36 252V254L42 252ZM78 250L80 251V250H83V249L81 248V249H78ZM89 250H90V249H89ZM91 250H90V251H91ZM94 250L91 251V252L96 253V252H94ZM98 250H99V252H100V249H99V248L97 249V251H98ZM118 250H119V249H118ZM132 250H135V249H132ZM141 250H142V249H141ZM145 250H146V249H145ZM224 250H225V249H224ZM231 250H232V249H231ZM254 250H255V249H254ZM11 251H9V252H10V253L15 252V251H12V252H11ZM24 251H23V252H24ZM27 251H28V250H27ZM27 251L25 252L26 254H27ZM58 251H59V250H58ZM58 251H56V253H57ZM63 251H64V250H63ZM63 251H62V252H63ZM71 251L73 252L74 250L72 249ZM79 251H77V252H78V254L76 255L77 258L79 257V256H78L79 254H81L79 258H83L82 256H83L84 251H83V253H79ZM122 251L125 252V250H122ZM5 252H7V250H5ZM43 252H42V253H43ZM110 252H111V251H110ZM116 252H118V251H116ZM116 252H114V255H116V254H115ZM119 252H120V251H119ZM135 252H136V251H135ZM157 252H158V251H157ZM210 252H211V251H210ZM223 252H224V251H223ZM7 253H8V252H7ZM16 253L18 254L17 251H16ZM16 253L14 254V256H15V255L17 256ZM25 253H24V254H25ZM49 253H51V254L48 256ZM56 253H55V254H56ZM65 253H66V252H65ZM88 253H89V252H88ZM121 253H122V252H121ZM129 253H130V250H129ZM154 253H155V252H154ZM185 253H186V252H185ZM24 254H23V256H24ZM26 254H25V256H24L25 258L27 257ZM36 254H33V256H34V255L36 256ZM40 254H41V253H40ZM40 254H39V255H40ZM55 254H54V255H55ZM58 254H59V252H58ZM58 254H56V256H57ZM75 254H76V249H75ZM75 254L73 253V255H75ZM85 254H86V253H85ZM98 254H99V256H101V255H105V253H104V254L102 253L101 255H100V253H98ZM106 254H107V252H106ZM109 254H110V253H108L107 255H109ZM111 254H112V252H111ZM201 254H202V253H201ZM206 254H207V253H206ZM245 254H246V253H245ZM0 255H1V253H0ZM4 255H5V254L3 253L1 256H2L3 258H5ZM8 255H9V253H8ZM8 255L6 254L5 256H8ZM11 255L13 256V254H11ZM11 255H9L8 257H12ZM43 255H44V256H42V255H41V256L44 257V260H45L46 254L43 253ZM66 255H67V254H65V256H66ZM68 255H69V254H68ZM68 255H67V256H68ZM88 255H89V254L84 255V257H85V256H88ZM90 255H92V254H90ZM96 255H97V253H96ZM96 255H93V256H95L94 258H96ZM112 255H113V254H112ZM124 255H126V254H124ZM124 255H122V257H123ZM136 255H137V254H135V256H134V255L132 254V256H134L135 258L138 257V256H136ZM141 255H142V254H141ZM141 255H140V256H141ZM146 255H147V254H146ZM158 255H159V254H158ZM211 255H212V254H211ZM246 255H248V253H247ZM252 255H253V254H252ZM16 256H15V257H16ZM37 256H38V255H37ZM37 256H36V257H37ZM41 256H40V257H41ZM93 256H91L92 258H90V260L87 259V258H88V257H87V258H86V261L89 260V263H90V262H91V259H93ZM97 256H98V255H97ZM99 256H98L97 259H99ZM110 256H111V255H110ZM110 256H109V257H110ZM120 256H121V255H120ZM120 256H119V257H120ZM129 256H130V254H129ZM150 256H151V255H150ZM2 257H1V259H0L1 264L3 263V261H2V260H3ZM18 257H20V256H18ZM21 257H22V256H21ZM21 257H20V259H21ZM60 257H61V256H60ZM101 257H102V256H101ZM103 257H104V256H103ZM109 257H107V258H109ZM111 257H113V256H111ZM125 257H126V256H125ZM6 258H7V257H6ZM6 258H5V259H6ZM25 258H24V260H26ZM58 258H59V257H58ZM131 258H132V257H130V259H131ZM141 258H142V257H141ZM146 258H147V257H146ZM154 258H155V257H154ZM11 259L13 260V258H11ZM11 259H10V260H11ZM14 259H17V258H14ZM30 259H32V258H30ZM37 259L39 260V256L37 257ZM46 259H47V258H46ZM53 259H49V260L52 261ZM59 259H60V258H59ZM59 259H58V260H59ZM62 259H65V258H62ZM101 259H102V258H101ZM101 259H100V260H101ZM105 259H106V258H105ZM105 259H102V260H104V261H103V264H104V262L107 260V259H106V260H105ZM113 259H114V257H113ZM133 259H134V258H133ZM178 259H180V258H178ZM216 259H218V257H217ZM7 260H9V258H7ZM7 260H4V262L7 261ZM12 260H11V262L14 263V262H13L14 260H13V261H12ZM21 260H22V259H21ZM24 260H22L23 263H24ZM28 260H29V259H28ZM55 260H57V257L55 258ZM55 260H53V261H55ZM72 260H74V259H72ZM72 260H71L70 262H72ZM79 260H80V259H79ZM79 260H78V261H79ZM82 260L85 261L84 258L81 259V262H82ZM93 260H94V259H93ZM93 260H92V261H93ZM95 260H96V259H95ZM109 260H110V258H109ZM148 260H149V259H148ZM163 260H164V259H163ZM228 260H229V259H228ZM249 260H250V261H248L247 263H250V262L252 261L251 259H249ZM22 261H21V262L19 261V263L16 261V262H17L16 264H22ZM29 261H31V260H29ZM42 261H43V258L41 259V262H42ZM47 261H48V259H47ZM47 261H46V262H47ZM53 261H52V262L48 261V263H49V264H50V263H51V264H52V263L55 264L56 261H55V262H53ZM63 261H64V262L66 261V263H67V259H66V260H63ZM75 261H77V260H75ZM75 261H74V262H75ZM78 261H77V262H78ZM97 261H98V260H97ZM115 261H116V263H117V260H115ZM121 261H122V260H121ZM129 261H130V260H129ZM129 261H128V262H129ZM144 261H145V259H144ZM223 261H224V260H223ZM32 262H33V260H32ZM59 262L61 263L62 260H60ZM59 262H58V264H59ZM79 262H80V261H79ZM79 262H78V263H79ZM81 262H80V264H82ZM94 262H95V261H93V264H94ZM99 262H100V261H98L97 263L99 264ZM113 262H114V260H113L111 263H113ZM133 262H134V261H133ZM137 262H138V261H137ZM12 263H11V264H12ZM28 263H29V262H28ZM34 263H35V262H34ZM89 263H87V264H89ZM91 263H92V262H91ZM91 263H90V264H91ZM106 263H109V262L106 261ZM134 263H135V262H134ZM144 263H145V262H144ZM144 263H142V264H144ZM167 263H168V262H167ZM167 263H166V264H167ZM252 263H253V262H252ZM6 264H8V263L6 262ZM9 264H10V263H9ZM14 264H15V263H14ZM24 264H25V263H24ZM26 264H27V261H26ZM38 264H39V261H38ZM46 264H47V263H46ZM56 264H57V263H56ZM61 264H63V262H62ZM69 264H71V263H69ZM74 264H77V263H74ZM83 264H84V263H83ZM85 264H86V262H85ZM101 264H102V263H101ZM109 264H110V263H109ZM113 264H115V263H113ZM149 264H150V263H149Z\"/></svg>",
  "mask_w": 264,
  "mask_h": 264
}]
</instances>
